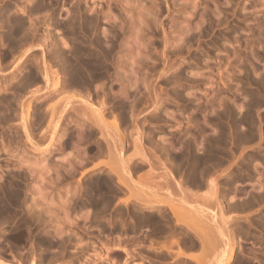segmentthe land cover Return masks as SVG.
Masks as SVG:
<instances>
[{
	"label": "rangeland",
	"instance_id": "rangeland-1",
	"mask_svg": "<svg viewBox=\"0 0 264 264\" xmlns=\"http://www.w3.org/2000/svg\"><path fill=\"white\" fill-rule=\"evenodd\" d=\"M18 1H24V0H2L0 3L2 4V3H5V4H10L11 6H10V8H12V6H13V8H14V6L16 5V3L18 2ZM48 2H49V0H47ZM54 1V2H53ZM77 2H75V0H57V2H56V0H51L50 1V3L52 2V7H51V4L49 5V7L50 8H52V10L53 11H51V9L49 10V12L48 11H46V14H48V15H51L52 14V12H54L51 16H50V19H51V21H52V23H54V27L53 28H51V30H52V32H49L48 33V36H46V31H45V28H46V23L45 22H48L47 20H48V15H46L47 16V19L44 17H42V16H40V14H41V12H39V11H37V13L35 12V14L36 15H38L39 14V16H38V21H37V27H38V29H37V31H36V33L37 32H39V33H35V41L36 40H38V39H40V37H41V39L44 37H50L51 36V39H52V41H49V40H51L50 38L48 39V38H45V47H46V43H47V41H49L48 43H47V49H49V46H50V51L48 52L49 54L50 53H52L51 51H52V48H53V51L54 50H57V51H61V50H63V49H65V51L64 52H68V49L70 50L71 48H73L74 46L76 47V41H80L81 42V44H82V41H88L87 39L90 37V38H92L93 37V34H92V32H93V30H94V27H95V30H94V32L93 33H95L96 31V36H101V38H102V35L103 34H107L108 35V33H106L107 32V28H109L110 26H109V24H110V22H107L108 20L107 19H112L113 20V17L112 16H110L111 14H114L115 16H114V18H115V24L117 25H115L114 23H113V21H111V24L113 23L115 26H116V28L117 27H119V29L120 30H122V31H119V35H120V38H118V41H117V43L118 42H120V43H118V48L120 49L121 47H123V46H126V47H128V48H126V51H127V49H128V51L130 52V53H128L129 55H128V64H129V62H130V60H131V62H133L132 64V66H134L133 68H135L136 66V68L132 71L130 68L132 67L131 66V64L129 65L130 66V68H129V66L126 64L125 65V62L127 63V60L123 63V65L124 66H126V67H123L124 69L125 68H128V69H130V70H128V69H126L127 71H125L126 72V74L128 75L131 71V74H132V76H130V77H134L133 75H135V73H137V75H135V76H140L139 78H141V79H139L140 80V82L138 83V81L136 82V85H134L135 86V90L133 89V87H131V88H129V86L127 87V88H129V92L127 91H123V92H119V91H116V93L114 94V95H116V96H118L117 97V99H119V100H117L116 99V96H113V97H115L114 99H112L113 97H110V96H112L111 95V93L109 92V91H107V90H110L111 92H115L114 90L115 89H113L115 86L116 87H118L117 85H120V88L121 87H124L125 88V86H127L128 85V83H126V81L125 80H121V81H125V84H122V86H121V83H123V82H121L120 80V82L118 81V80H115V73H112V71L113 72H116L115 71V68H113L112 67V71H110V73H109V71H107V72H105V74L103 75L102 74V77H100L98 80H96V79H94L95 81L93 82V80L92 81H90V84H89V88L90 89H88V90H90L91 91V96H93V95H95L97 92H98V94H99V96H100V99H104V103L105 104H107L106 106H105V110L108 108V106H110L109 108L111 109V110H109V108L107 109V110H109V112H107V110L105 111V115L106 116H108V114L109 115H111V111H115V109H116V111L114 112L113 111V113H112V115L111 116H108V117H106L107 119H109L108 121H112L113 120V114L115 113H117L118 112V118L117 119H119V118H125V119H119V123H120V126L121 125H125V126H121V128L122 127H124V128H122V131L123 132H125V134H127L128 136V139L129 138H131L132 136H130L129 135V133H128V131L130 132V134L132 135L133 134V137H134V134H135V132H134V128H135V126H139V123L141 122V126H143V127H141V130H139L140 131V134H141V140H144V141H141V144H142V146L143 145H145V146H143L144 148L146 147V151H148V150H150V151H148V152H146V153H148V155H146V156H148V159H151L150 161L153 163L154 162V166L155 167H151V164H148L150 167H148L147 166V163H146V166H142L141 164H144V163H141L140 162V160H137L136 161V163H138V162H140V164L138 163V164H135L136 165V167H139V168H137V170H136V168H135V166H134V168H132V169H134L136 172L138 171V173L140 174V175H142L143 173H146V171L147 172H149V170L151 171V173H152V175H151V173H150V176L151 177H153V178H151V177H149V176H147L148 177V179H151V181L150 180H148L149 181V183H152L153 181H154V179H157V180H155L153 183H155L154 185H153V183L152 184H149L148 183V186H152L153 185V188L155 187V189L156 190H158L159 189V192L160 193H162L163 192V195H161V194H159L161 197H159L160 199H163L164 198V200H162V201H165V199H166V201L165 202H162V203H156V204H154V205H151V206H147V207H151V208H153V209H144L142 212L145 214V217L144 218H141V215H137V213H140L141 212V210L139 209V205L138 206H136L137 205V203L135 202V204L133 203V201H128V203H127V205H125L124 204V202L122 201V200H120L119 201V199L122 197V196H120V198H119V194L121 195H123V197H125L124 195L126 194H129V193H127V192H123V190H122V192H121V190H119L120 191V193H118L117 194V192H119L118 191V189H115V188H117V186H112L113 184L114 185H117L116 183H115V180L112 182V184H110V183H107V186H106V184H105V178H107L108 179V175L109 174H107V173H109V171H107V170H105V168L106 169H108L106 166L104 167V166H102L101 168H94V170L93 169H89V166L91 165L90 163H93L94 161V159L96 160V161H104V159H105V157L107 156V154L105 153V151H104V149L102 150V152H100L99 153V151L98 150H96L95 151V149H97V147H98V149H99V145L101 144V145H103L102 143V139L101 138H99V131H98V133H97V131L94 133L93 132V134H94V136L91 134V136H93V137H89V135H88V129L90 128V125H89V127H88V125H87V127H86V123H89V122H86V120H85V122H84V120H82V123L84 124L83 125V127H85L84 128V130L83 131H80V132H84V134L82 135V137H81V139L79 138V137H77V135L74 133V132H76V133H78L79 131H77L78 129H77V125L79 124V123H81V120H80V118L82 119V117H80L79 118V120H78V117L76 118L78 121H79V123L77 124V125H75L74 123H71V124H69V123H67V121L68 120H72V118H75V116L73 115V114H71V113H73V112H71V111H69L68 113H67V115H66V120H65V122H64V127L66 128V131H65V133H66V136L68 135L69 137L68 138H65V136L62 138V140H61V145H62V143H63V141L65 140V139H71V141L73 142V143H71V141H70V143L73 145V147H74V143H76V142H79L80 140L82 141V142H84V143H82L81 141V144H80V142L77 144V146L76 147H78L77 149H78V151H76L77 149H76V147H74L75 149H72V147H70L71 149H70V153H72L71 152V150L73 151L74 150V152L73 153H75V151H76V153H78L79 151H80V153H78V155L77 156H79V154H81V151H82V149H83V151L84 152H86L85 154L86 155H89V157L91 158V160H90V158H88L89 159V161L90 162H87L88 160H87V158L84 156V159L85 160H87L86 161V163H85V166H86V168L84 167V163L83 162H85V160L83 159V155L82 156H79L80 158L82 157V160L79 158V157H77V156H74L73 157V159L75 160V158H76V160H79L80 159V161H81V163H83V164H80V162L79 161H75L76 162V164L74 163L73 164V166L74 165H77V166H72L73 168H75L76 167V169H77V171L76 170H74L73 168H71L70 166H69V169H68V164H66L67 162H66V160L69 158H72L70 155V157L67 155V154H65L66 153V151H65V153H61V155L63 156V155H67L68 156V158L65 160V158L67 157H65L64 158V160H63V162H65V165H63L62 166V161L61 160H58V158L61 156L60 155V153H58V150L57 149H54V148H51V150H49L48 151V153L47 154H45V156L44 157H41V160H39V164H47L46 162H48L49 163V161L50 162H53L55 165L57 164V163H60L61 164V166H62V168H61V166H59V168L63 171H59L60 169H57L58 168V165L59 164H57L56 166L54 165V166H51L50 167V170H49V172H48V175H51L50 173H55V171H58V172H60V174H62L63 173V175L62 176H58V174L57 173H55L56 174V180H53L55 177H54V175L52 174L51 176H53V181H54V183H55V181H56V183L54 184V183H52L51 181H50V179L52 178H50L49 179V182H51L52 184H51V188L49 187L50 186V183H49V185H47V183H45L46 185H43L44 184V180H43V182H41V192H43V191H45V194H42L41 196H39V195H36V196H38V197H40L38 200L39 201H42V198H44V196L43 195H46V193H47V195L45 196V198L43 199V202H41L42 204L43 203H46V198L48 197V204L50 205V206H52V207H50V209H52L53 208V206H54V208L52 209V210H54L55 212V217H53V218H57V220L56 219H53V222L55 221L57 224L58 223H60V221L63 219V217H64V215L67 213V211H69L68 212V216H65V217H69V218H65L64 217V221H67V223L66 222H63V220H62V222L61 223H64V224H66L65 226H63V224H61L60 223V225H59V227H60V229L61 230H65V228H66V226H67V228H68V231H66L67 232V234H62V235H64V239L65 240H63V238H57V237H59V235H60V233L62 232L61 230H59V231H61L59 234H58V236H57V234H55V235H53L55 232H53V233H51L52 231H53V229L52 228H50V225H52L51 223L50 224H48V226L47 227H49L48 228V230H49V232H47V234L45 233V231H47V227L46 226H44V225H47L46 223L44 224V222L42 221V223L44 224H41L40 222H35V224L33 223V225H35V229H33L34 228V226L33 225H31L32 226V229H33V231H35V232H33L32 231V229L30 230V232H28V236L26 235V233H27V231L25 230V228H26V225L25 224H23V227H22V229H21V226H22V224L21 223H17L18 225V228L15 226V225H13L14 223H12V222H10V224H8V225H5V227H3L4 229L5 228H9V226H12V227H10L9 229H10V231L9 232H11V233H8V234H6V235H8L7 237H6V235H4L3 237H1V239H2V241H0V247L3 245H1V243L3 242V240H5V239H10V240H8V242H7V240H5L3 243L5 244L6 242L7 243H11L10 245L13 247L14 245L13 244H15V243H17V245H15V246H19V245H21V244H27L28 243V245H29V243L31 242V244H30V246L32 247V242H33V245H35L36 244V246H37V243L38 244H41V245H47V246H50L49 245V243L48 244H46L47 243V241L48 242H50V240H51V238H54V236L57 238H55L56 239V242L58 241V239L60 240V239H62V241L60 240V242L58 241L57 243L59 244V246H61V247H67V248H71V249H73V250H76V251H78L79 253L77 254L76 253V251L75 252H73L74 253V255H75V253H76V255L74 256L73 255V258L76 260V258H78L77 260H78V262L77 261H75L74 259V262H77V263H74L73 262V260H71V264H85V263H91V262H95V261H97L96 263H98V261L101 259V258H104L105 260H100L99 261V263L100 262H102V264H103V262H104V264L106 263V264H118L119 263V261H117V258L115 259V258H113V257H116V255L114 254V249H116V248H119V247H126V252H125V255L127 256H125V258L124 259H126V261L125 262H123V264H125V263H129V262H134V263H136V261L135 260H138L137 261V263L138 262H142L143 264H145V262H143L144 261V259H145V257H144V248H143V246L142 245H144L145 243H148V244H150V243H153V245L155 244V245H157L158 244V241H160L161 240V238L159 237H157V239L156 238H150L151 240L152 239H155L154 241H152V242H149V241H151V240H148L147 241V239H149V238H146V239H144V237H143V239H140L141 237H136V232H138L139 231V228L141 227V224L144 222L145 224L147 223V225L151 222V221H154L155 219L154 218H156V220H155V222L157 221V216H158V220H159V222L158 223H160V221H161V219H162V221H165L166 219H168L169 217L168 216H170V217H173V215L171 216V213L169 212V208L166 206V204L169 202L170 204H174V202L175 203H177V202H182V204H184V206L186 205L187 206V204H186V202H188L189 203V201H186L185 200V198L183 197V194L182 193H184L185 192V190H186V188L185 187H187L188 186V188L187 189H189V191L188 192H190V188H192L193 189V187L195 188V184H196V187L198 188V187H200V189H204V188H206L205 186H207V181H204V184L202 185L201 183L202 182H200V180H199V184L196 182L195 184H191L190 183V181H187V180H185L186 181V183L187 184H185L184 182V184L185 185H183V183L181 184V179H182V181L184 180V179H186L188 176H192V175H190L189 174V168H192V166H193V164H195V166H194V168H195V170H196V168H198V169H200V168H202L203 167V164H205V163H207V160H208V164L207 165H209V164H211V165H209L210 167H208L209 169H207V168H204L203 167V169L207 172V174H206V172L204 173V179H202V181L203 180H208L209 178L208 177H210V175H209V173H208V171L207 170H210L211 169V167L212 168H215V166L216 165H218L217 163L219 162V164H222L223 162H221V159L224 157V159L225 160H223V161H225L226 163H228L229 161H232V159L235 157L234 156V154L235 155H238V154H240V156L238 155L237 156V158L235 157L233 160H234V164H232V162L230 163V164H232V165H228V170H227V168H224L225 169V172H223L222 170H223V168H221L222 166H224L223 164H226V163H223L221 166H220V168H221V170L219 169V168H216L217 170H215V169H211L210 171V173H211V175L213 176V174L215 173H219L218 171H222L223 173H219V175L217 176V174L215 175V176H213V177H216V179L218 178V180H217V182H218V185H219V188H220V184H221V189H219V192H218V197H220L219 199L220 200H216L218 203L220 202V204H222L223 203V207L220 205V204H218L217 205V207L218 206H221L222 207V209H219L218 208V210L217 211H219L220 213L222 212L224 215L223 216H225L224 218H225V220H224V222H226L227 221V219H228V223L226 222V227H228V226H233L234 227V223L233 222H231L232 220V218H234L236 215H240L241 217H242V215H245L247 212V210L249 211L250 209H248V208H251V206L253 207L254 205H256L257 207H258V211H256V209L255 208H257V207H255L254 209L252 208L251 209V211H252V213H251V211L250 212H248L245 216H247V217H242L243 219H247L248 217H249V219L247 220V221H249V222H247V221H243L238 227H237V231L239 232H237L238 234H235V235H238V236H240L241 238L243 237V242H241V247H240V249L242 250V253H240L239 254V256H237L235 259L237 260L238 259V257H239V260L240 261H242L243 259H245L246 258V254H250L251 256H252V252H254V251H256V252H254L255 254H257L258 255V258L259 259H261V260H263L264 261V252H262L263 250H264V239H263V237H264V221H262V220H264V206H261V205H259L258 204V201H260V203L262 204V200H264V193L262 192V191H264V189H262L264 186V184L263 185H259V183L258 182H262L263 181V179H264V130L263 131H261V130H259V131H261V133L259 132V131H257L258 129H264V122H263V120H262V122H261V120H259V119H261L262 118V114H264V105H262V108L260 107L261 106V104H264V103H262L263 101L261 100V99H263L264 100V91H263V85L262 84H264V83H262V82H264V81H261L260 83L257 81L258 80V78L259 77H264V74H263V72L262 71H264L263 69H264V56L262 55L263 53H264V31L261 33V30H263L262 28H263V26H264V0H167V2L164 0H157V2L160 4H158L157 2H156V0H153L154 2H156V3H152V2H150V1H152V0H125L124 2H123V0H115V2L116 3H118V4H116L115 2H114V0H113V2H110L111 0H83V1H81V0H76ZM107 1V2H106ZM121 3H124V4H128V5H125L126 7V9L125 8H123L124 6H123V4H121ZM131 1V2H130ZM169 1V2H168ZM172 1H174V2H172ZM177 1V2H176ZM16 2V3H15ZM93 2V3H92ZM103 3L104 5H102V4H98L99 5V7L97 6V4L95 5V3ZM130 2V3H129ZM133 2V3H132ZM139 2V3H138ZM171 2V3H170ZM11 3H15V4H11ZM54 3V4H53ZM56 3V4H55ZM74 3V5H72ZM79 3V4H78ZM92 3V5H90ZM111 4L112 3V6H110V4L109 5H107V4ZM168 3V4H167ZM171 5H170V4ZM75 4H76V7H75ZM93 4H94V6H93ZM131 4H133V6H131ZM137 4V5H136ZM249 4V5H248ZM251 4V5H250ZM3 5L4 4H2V7H3ZM54 5H55V7H54ZM77 5H79V6H77ZM102 5V6H101ZM120 5H122L123 7V9H125V10H127V7L128 6H130V7H128V9L129 8H133V9H130L129 11H124V10H122V8H121V6ZM152 5V6H151ZM159 5V6H158ZM168 5V6H167ZM1 6V5H0ZM94 8V9H92V7ZM95 6L96 7H98V8H101V9H103L102 10V12H100L101 10L100 9H97L98 11H96V9H95ZM101 6V7H100ZM107 6H109V7H112V8H108ZM137 6L138 7H141V8H138L137 9ZM156 8H155V7ZM186 6V7H185ZM72 7H75V9L73 8L72 9ZM88 7H90L92 10L91 11H89L90 9L88 8ZM103 7V8H102ZM145 7V8H144ZM158 7V8H157ZM161 7V8H160ZM185 7V8H184ZM112 9L111 11H112V13H111V11H110V13L111 14H109V11H108V9ZM148 9V11L150 12L151 11V8H152V11L154 10V13L151 11V16L149 15V13H148V11H147V9ZM238 8V9H237ZM107 10V15H108V17L107 16H105V18H103L104 17V15H106V13H103L105 10ZM121 9V10H120ZM134 9H135V12L137 13V11H140L141 12V9H142V12L140 13V12H138V14L140 13V15L143 13V11L144 10H146V11H144V12H146V13H148V14H146V13H143L144 15H148L147 17L148 18H150V17H154V16H156V17H154V18H150L151 19V21L152 20H154V21H156V23L154 22H152V23H150V19H149V21H147V23L149 24V25H151V26H149L148 24H146V26L147 27H145V25H143V23H141L142 24V26L141 27H143L144 28V30L142 31V29H138V30H136L137 28H136V26H139V25H136V17H137V20L139 21L140 19H141V17L143 16V18H144V15H142V16H135L134 17V15H133V17L131 16L132 15V13L133 14H135V12H133L134 11ZM140 9V10H139ZM156 9H157V11H156ZM181 9V10H180ZM192 9V10H191ZM85 10V11H84ZM86 10H87V12H86ZM95 10V11H94ZM100 10V11H99ZM159 10V11H158ZM185 10V11H184ZM43 11V10H42ZM72 11H74V12H72ZM119 11V12H118ZM130 11H132V12H130ZM178 11V12H177ZM193 11V12H192ZM19 12H21V11H17V15H19V16H22L23 15V13L21 12V13H19ZM45 12V11H44ZM78 12H80L79 13V15H78ZM82 12V13H81ZM94 12V13H93ZM95 12H97L96 14H95ZM121 12V13H120ZM127 12H129V14H127ZM192 12V13H191ZM51 13V14H50ZM87 13H89V14H87ZM93 13V14H92ZM104 15H103V14ZM131 13V14H130ZM207 13V14H206ZM44 14V13H43ZM42 14V15H43ZM81 14V15H80ZM83 14H84V18H83ZM90 14H92L95 18H97V23H96V25L93 27V28H91L92 30H90L91 31V35H90V33L89 34H87L88 32H90V31H88L86 28H83L82 27V25L84 24V22L83 21H85L86 19V17L87 16H89V17H93L92 15L90 16ZM95 14V15H94ZM98 14L100 15V16H102V17H100V16H98ZM162 14V15H161ZM36 15H32L33 16V18H35L36 17ZM79 16V18H77L78 16ZM206 15V16H205ZM244 15H245V17H244ZM24 17H25V19H24V25L25 24H29V19H28V16H26V14L25 15H23ZM23 16L21 17L22 19H23ZM35 16V17H34ZM86 16V17H85ZM145 16V17H146ZM157 16H158V18H157ZM43 18L44 20H45V22H44V20L43 19H40V18ZM72 17V20H74V19H78L77 20V22L75 21L74 23H73V21L70 19ZM88 17V18H89ZM93 17V18H94ZM111 17V18H110ZM138 17H140V19H138ZM183 17H185V18H187V20L185 19V18H183ZM202 17V19H200ZM206 17V18H205ZM27 18V19H26ZM54 18V19H53ZM81 18V19H80ZM82 18H83V20H82ZM131 18V19H130ZM177 18V19H176ZM190 18V19H189ZM208 18V19H207ZM209 18H210V20H209ZM53 19V20H52ZM70 19V20H69ZM130 19V20H129ZM132 19H134L132 22H130ZM147 19V18H146ZM156 19H158V20H156ZM183 19H185L186 20V22H185V20H183ZM189 19V20H188ZM215 19V20H214ZM40 20V21H39ZM43 20V21H42ZM69 20V22H68V25H67V23H65V22H67ZM82 20V21H81ZM107 20V21H106ZM109 20V21H110ZM143 20V19H142ZM144 20H145V18H144ZM205 20V21H204ZM26 21H27V23H26ZM70 21L73 23V25L75 26H73V28H72V23H71V28L73 29V34H71V36L72 35H74V36H72V38L71 37H69L70 36V33H72V32H70L69 30H71L72 31V29L70 28ZM175 21V22H174ZM210 21H211V23H210ZM42 22V23H41ZM56 22H57V24H56ZM58 22H59V24L61 23H63L62 25L60 24V25H58ZM128 22H130V24H128ZM133 22H135L133 25H131V23H133ZM141 21H139V23H140ZM146 22V21H145ZM160 22V23H159ZM185 22V23H184ZM215 22V23H214ZM83 23V24H82ZM109 23V24H108ZM123 23V24H122ZM127 23V24H126ZM138 23V22H137ZM138 23V24H139ZM157 23H158V26H157ZM203 23V24H202ZM260 23H262V24H260ZM40 24V25H39ZM125 24V25H124ZM140 24V25H141ZM154 24H156V25H154ZM200 24V25H199ZM214 24V27L212 26ZM63 25H67V26H64V27H66V28H64L63 27ZM127 25H130L131 27L127 30V29H123V28H127ZM134 25H136V26H134ZM175 25V26H174ZM183 26V31L181 30V29H179V28H181L182 26ZM184 25H187V27H184ZM198 25V26H197ZM206 25V26H205ZM208 25V26H207ZM26 26V25H25ZM43 26H44V28H43ZM77 26V27H76ZM81 26V27H80ZM123 26V27H122ZM149 26V27H148ZM175 28H174V27ZM179 26V27H178ZM204 26V27H203ZM249 26V27H248ZM4 26H2V29H0V37H1V35H5L6 33H7V30L5 29L6 27H4ZM80 27V28H79ZM96 27H98V29L96 30ZM134 29H133V28ZM152 27H154V28H152ZM177 27V28H176ZM213 27V28H212ZM40 28V29H39ZM67 28H70V29H68V30H66ZM83 28V29H82ZM132 28V30L130 31V29ZM136 28V29H135ZM159 28H161L160 30H159ZM187 29L186 31V34H188V33H190L191 34V36H190V38H188V36L190 35V34H188L187 36H186V34H184L185 33V31H184V29ZM77 31H76V30ZM85 29V32L83 31ZM103 29H105L106 30V32H103L104 30ZM118 29V28H117ZM150 29V30H149ZM175 29V30H174ZM207 29V30H206ZM6 32H5V31ZM40 30V31H39ZM75 30V31H74ZM100 30V31H99ZM126 30H127V32H126ZM164 30V31H163ZM253 30V31H252ZM260 30V31H259ZM44 31V32H43ZM66 31H68L67 33H66ZM101 31H102V33H101ZM109 31V30H108ZM124 31H125V33H124ZM136 31V33H139V32H137V31H141L142 33V35H140V37L142 36V38L140 39V37L139 38H137V39H135V37H138V36H136L137 34L136 33H134V32ZM177 31H180V32H177ZM190 31V32H189ZM256 31V32H255ZM257 31H258V33H257ZM70 32V33H69ZM76 32V33H75ZM81 32V33H80ZM133 32V33H132ZM143 32H145V33H143ZM182 32H183V34H184V36H183V38H181L182 37ZM3 33V34H2ZM42 33V34H41ZM45 34V36H44V34ZM52 33V34H51ZM69 33V34H68ZM82 33H83V35H82ZM99 33V34H98ZM125 34V35H122V34ZM129 33H130V35H133V36H129ZM179 33L181 34V35H179ZM49 34H51V35H49ZM86 34V35H85ZM102 34V35H101ZM128 34V35H127ZM135 34V35H134ZM140 34V33H139ZM165 34V35H164ZM255 34V35H254ZM68 35V36H67ZM77 35V36H76ZM88 35H90V36H88ZM107 35H105V37H108ZM166 35H168V37H169V39H165V36ZM171 35H172V37H171ZM176 35V36H175ZM178 35V36H177ZM192 35H194V36H192ZM228 35V36H227ZM250 35V36H249ZM80 36H82V37H84V40L80 37ZM121 36H122V38H121ZM123 36L126 38H123ZM179 36H181V37H179ZM252 36H253V38H252ZM39 37V38H38ZM130 37V38H129ZM164 39H163V38ZM167 37V36H166ZM175 37V38H174ZM186 37L190 40H188V39H186ZM192 37V38H191ZM257 37L259 38V39H257ZM37 38V39H36ZM43 38V39H44ZM74 38V39H73ZM81 38V39H80ZM89 38V39H90ZM104 38V37H103ZM176 38H178L177 40H178V42H177V44L175 43L177 40H176ZM179 38H180V40H179ZM247 38H250V39H248V40H254L253 42H255L256 44H254V43H252V45L250 46V43H249V41H247L248 43H246V40H247ZM257 40H256V39ZM41 39H40V41H41ZM42 39V40H43ZM47 39V40H46ZM106 40L108 39V38H105ZM121 39V40H120ZM132 39V41H130ZM134 39V40H133ZM139 39V40H138ZM174 39H175V41H174ZM183 39V40H182ZM184 39H185V41H187L188 40V43L187 42H185L184 41ZM238 39H239V41H238ZM2 40H3V42L5 41V39L4 38H2ZM72 41V43H71V41ZM165 40H167V41H165ZM243 40V41H242ZM256 40V41H255ZM53 41H55L54 43L55 44H58V45H55L54 46V43H52ZM78 41V42H79ZM125 41V42H124ZM126 41L128 42V43H126ZM130 41V42H129ZM133 41H134V43H133ZM163 41H165V42H163ZM171 41V42H170ZM0 42H1V45H0V47H2V48H0V50L2 51V55L1 56H3L2 57V59H1V56H0V62H1V64L3 63L4 65H3V67L5 66V63H6V67L7 68H5V70L4 71H9L10 69H11V65H12V61H14L13 60V58H16L15 56H13V55H17V50H19V49H24V48H26V46L28 45V44H26V43H24L20 48H18V49H16V50H14V49H12L11 48V46L9 45V43L7 42V41H5V43H3L1 40H0ZM59 42V43H58ZM65 42H66V44H65ZM77 42V43H78ZM80 42L78 43V46L80 45ZM122 42H123V44H122ZM132 42V43H131ZM140 42V43H139ZM167 42V43H166ZM197 42V43H196ZM19 43V42H18ZM27 43H29V41L27 42ZM126 45H125V44ZM131 43V45L130 46H128V44H130ZM165 43V44H164ZM175 43V44H174ZM246 43V44H245ZM5 44H6V46H5ZM52 44V45H51ZM62 44H64L62 47L63 48H61V45ZM138 44V45H137ZM141 44V45H140ZM168 44V45H167ZM173 44V45H172ZM193 44H194V46H193ZM4 45V46H3ZM119 45H121L120 47H119ZM123 45V46H122ZM133 45H134V47L135 46H141V47H136L135 49H138L137 51L136 50H134L133 51ZM188 45H189V47H188ZM8 46H9V48H11V49H9L8 50ZM57 46V47H56ZM71 46V47H70ZM132 46V47H131ZM165 46V47H164ZM171 46V47H170ZM246 46V47H245ZM68 47H70V48H68ZM131 47V48H130ZM145 47V48H144ZM175 47V48H174ZM191 47V48H190ZM218 47V48H217ZM4 48V49H3ZM7 48V49H6ZM56 48V49H55ZM118 48H116V52L118 53V54H115V64H117L116 65V68H117V70L118 69H120V67H117V66H119L120 64H122L121 62H120V60H118L119 62H120V64H118L117 62H116V58H120V54H119V49ZM130 48V49H129ZM166 48V49H165ZM183 48V49H182ZM188 48H190L189 50H188ZM46 49V48H45ZM46 49V53H47V50ZM117 49H118V51H117ZM123 49H125V47L123 48ZM123 49L121 48V59H122V52L124 53V52H126V51H123ZM144 49V50H143ZM170 49V50H169ZM172 49V50H171ZM206 49V50H205ZM247 49V50H246ZM13 51V54L11 55L10 54V52L12 53V51ZM39 50V48H37V49H35V53L36 54H40V51H38ZM67 50V51H66ZM162 50V51H161ZM180 52V55H182L183 57H179V54H178V52ZM236 50V51H235ZM250 50V51H249ZM56 51V52H57ZM140 51H141V53H142V56H145V57H143L142 58V56H141V58H140ZM161 51V52H160ZM167 51V52H166ZM175 52V54H176V58H174V55L175 54H172V53H174ZM208 51V52H207ZM241 51V52H240ZM244 51V52H243ZM252 51H254V52H252ZM16 54H15V53ZM55 52V51H54ZM55 52V53H56ZM163 52V53H162ZM177 52V53H176ZM185 54H184V53ZM189 52V53H188ZM251 54H250V53ZM256 52H259V53H257L256 54ZM260 52H262L261 54H260ZM5 54V56H4V54ZM47 53V54H48ZM58 53V52H57ZM69 53V52H68ZM67 53V54H68ZM127 53V52H126ZM136 53H137V55H136ZM156 53V54H155ZM207 53V54H206ZM7 54V55H6ZM8 54H10L9 56H8ZM48 54V55H49ZM125 54V53H124ZM131 54V55H130ZM134 54H135V56H134ZM159 54V55H158ZM163 54V55H162ZM170 54H172V55H170ZM177 54H178V57L179 58H177ZM237 54L239 55V56H237ZM242 56H241V55ZM47 55V56H48ZM126 55V54H125ZM246 55H249V56H246ZM12 56V57H11ZM50 56V55H49ZM47 57V60H48V62L50 61V62H54V60L53 59H51L50 57ZM130 56V57H129ZM132 56H134V57H132ZM139 56V57H138ZM163 56V57H162ZM227 56V57H226ZM237 56V57H236ZM11 57V58H10ZM131 57H132V59H131ZM135 57L137 58L138 57V60H142V61H140L139 62V64L138 63H136V60H134L135 59ZM160 57V58H159ZM166 57V58H165ZM168 57H170V58H168ZM188 57V58H187ZM196 57V58H195ZM229 57V58H228ZM232 57V58H231ZM234 57H236V61H234L235 60V58ZM6 58H10V59H12V61L11 60H8L9 61V63H10V61H11V65L9 64L8 65V62H7V60H5ZM127 58V56H125V58H123V60H125ZM130 58V59H129ZM161 58H163V59H161ZM173 59L174 58V60H168V59ZM221 58V59H220ZM227 58L229 59V60H227ZM231 58V59H230ZM233 58H234V60H233ZM263 58V59H262ZM238 59H240V61L242 60V62H240ZM133 60V61H132ZM138 60H137V62H138ZM163 60V61H162ZM182 60V61H181ZM227 60V61H229L230 62V60L231 61H233L234 63L233 64H230V63H232V62H230V63H228L227 61L225 62V61ZM247 60V61H246ZM29 61V63H30V61L32 62V60L31 59H29L28 60ZM167 61H168V63H167ZM175 61H177V62H175ZM194 61V62H193ZM238 61L240 62V63H238ZM162 62H164V63H162ZM171 62V63H170ZM175 63V64H173V63ZM183 62V63H182ZM225 62V63H224ZM25 63H27L28 64V62H25ZM160 63V64H159ZM170 63V64H169ZM180 63V64H179ZM189 63H190V65H189ZM222 63H223V65H222ZM226 63H227V65L229 64V65H232V66H229L228 65V68L229 67H231V68H229V69H232V70H230L229 72H228V74H227V70H228V68H223V67H225L224 65H226ZM237 63V64H236ZM138 64V65H137ZM161 64L163 65L164 64V66L162 67L161 66ZM166 64V65H165ZM238 64H239V66H238ZM9 67H8V66ZM122 65V66H123ZM136 65V66H135ZM158 65H160V67H158ZM171 65V66H170ZM173 65V66H172ZM195 65V66H194ZM211 67H210V66ZM241 65V66H240ZM51 66L54 68V69H58L59 68V70H60V65H58V66H56L55 64H53V63H51ZM139 66V67H138ZM141 66V67H140ZM168 68H167V67ZM234 66V67H233ZM58 67V68H57ZM150 67V68H149ZM162 67V68H161ZM223 69H222V68ZM227 67V66H226ZM236 67V68H235ZM243 67V68H242ZM244 67H245V69H244ZM249 68V70L247 71V68ZM3 68V69H4ZM9 68V69H8ZM27 68V67H26ZM123 68H122V70H123ZM139 68V69H138ZM157 68V69H156ZM219 68V69H218ZM159 69V70H158ZM162 69V70H161ZM218 69V70H217ZM221 69V70H220ZM236 70V71H233V70ZM146 70V71H145ZM241 70V71H240ZM245 71L246 72V74L248 75H246V74H244L243 75V73H242V71ZM13 71L14 70H11L10 71V73L8 72V74H6V76L4 75L5 73H1V75H0V78H2V77H5V78H2L1 79V82H3V81H5L6 82V86H7V88L8 89H5V90H2V91H0V111L2 112V116H1V112H0V123H1V125H0V139H2L0 142H2L3 141V143H5V147L7 148V149H9L10 151H9V153H19V154H17V155H19V156H17V159L20 157V155H21V152L22 151H27L28 150V144H26V146H27V148L25 149V147L26 146H24V140L22 139L23 137H19V136H17L16 134H17V132L19 131H21V129H20V127H18L19 125H18V123H16V122H19V121H16L17 120V118L19 117V114L18 113H20V111L18 112V110L20 109V108H16V107H18L17 106V99H16V97H17V93H19L18 94V96L20 95V93H22V91L27 87V83L25 84L24 83V81H23V79L26 81V79H27V74H25V73H22V74H19V75H17V76H12L13 75ZM26 73H27V71L26 70H24ZM130 71V72H129ZM136 71V72H135ZM150 71H152V72H150ZM198 71V72H197ZM216 71V72H215ZM233 71V72H232ZM243 71V72H244ZM252 73L253 71H256L257 73V75H255V72H254V74L252 73V75H250L251 73ZM260 71L262 72V75H261V73H260ZM128 72V73H127ZM134 72V73H133ZM156 72V73H155ZM193 72H194V74H193ZM196 72V73H195ZM222 73V75H221V73ZM236 72V73H235ZM240 72V73H239ZM106 73H107V75H106ZM200 73H201V75H203V76H201L200 75ZM203 73V74H202ZM217 73H219L221 76H219L222 80H220V78L218 77V76H215ZM231 73H233V77L231 76V75H229V74H231ZM250 73V74H249ZM12 74V75H11ZM108 74H109V76L111 75V77H109L108 76ZM112 74H113V76H112ZM131 74H129V75H131ZM148 74V75H147ZM191 74H193L194 76H192ZM196 74H197V76H196ZM219 74H217V75H219ZM225 74H227V75H225ZM237 74V75H236ZM243 75L244 77H240V75ZM20 75H26V77L25 78H23V77H20L19 78V76ZM128 75V76H129ZM198 75H200V76H198ZM205 75V76H204ZM223 75H225L224 76V78H223ZM254 75V76H253ZM103 76H105V77H103ZM106 76H108V77H106ZM142 76H144V78H148L146 81V83H145V79L142 77ZM146 76V77H145ZM175 76V77H174ZM190 77V79H189V77ZM206 76H207V78H208V76H211V77H209L208 79L206 78ZM226 76H227V78H226ZM251 76H253V77H255V78H252L253 79V81H251V79H250V77ZM256 76H257V79H256ZM114 77V78H113ZM153 77V78H152ZM155 77H156V79H155ZM173 77H174V80H173ZM177 77V78H176ZM192 77V78H191ZM202 77H204V78H202ZM230 77V78H229ZM259 78L260 80H263L264 78ZM16 78H17V80H16ZM18 78H19V80H18ZM23 78V79H22ZM102 78V79H101ZM107 78H111L110 80H112V81H108L109 79H107ZM172 78V79H171ZM182 78V79H181ZM186 78V79H185ZM241 78H243L244 80L246 79V78H248L249 80H247V81H249V82H246V80L244 81L243 79H241ZM22 79V80H21ZM104 79V80H103ZM105 79H107L106 81H105ZM150 79V80H149ZM180 79V80H179ZM217 79V80H216ZM255 79H256V81H255ZM10 80V81H9ZM17 82H16V81ZM21 80V84H19V81ZM100 80H102V81H104V82H102L101 83V81ZM133 80V79H132ZM195 80V81H194ZM201 80V81H200ZM219 81V83L218 84H216L217 82H215V81ZM230 80V81H229ZM23 81V82H22ZM96 81H98V84L99 83H101V84H99V87L101 86V89L99 90L97 87H95V86H97L98 84L97 83H95ZM115 81H118L120 84H117L116 85V83H118V82H115ZM141 81H142V83H141ZM226 81V82H225ZM250 81H251V85L250 86H248V84L250 83ZM258 82L259 83V85H258V83H256V85L257 86H259L258 88L256 87V85H254L253 84V82ZM15 82L18 84V85H20V86H17L16 84H15ZM110 82H115V83H110ZM198 82V83H197ZM222 82H224V83H222V84H226L227 82V84H228V86H230L229 87V89H228V86H227V84L226 85H222L221 83ZM244 82H246V84L244 83ZM8 83V84H7ZM12 83H13V85H16L17 87H18V91L15 89V87L13 88V86H12ZM106 83V84H105ZM151 83V84H150ZM153 83V84H152ZM158 83V84H157ZM205 83V84H204ZM248 83V84H247ZM262 83V84H261ZM30 84V83H29ZM28 84V88H26L25 90H29V87H30V85ZM32 84V86L30 87V88H32L33 89V84H35V83H31ZM92 84H93V86H92ZM104 84V85H103ZM140 84H141V86L142 87H140ZM146 84V87L144 86ZM161 86H160V85ZM198 84V85H197ZM213 84V85H212ZM220 84V85H219ZM261 84V85H260ZM24 86V85H26V87H23L24 89H22L21 87L22 86ZM151 85V88H149V86ZM155 85H156V87H155ZM157 85H158V87H157ZM232 85V86H231ZM247 85V86H246ZM138 86V87H137ZM152 86L154 87V88H152ZM175 86V87H174ZM217 86V87H216ZM222 86V87H221ZM253 86H255V88L253 87ZM261 86H263L262 88H261ZM16 87V88H17ZM35 88H36V86H34ZM92 87H93V89H94V87L95 88H97V92L95 93L94 91H95V89L94 90H91L92 89ZM115 87V88H116ZM136 87H137V89H136ZM159 87H160V89H159ZM173 87V88H172ZM227 89H226V88ZM34 88V89H35ZM110 88V89H109ZM119 88V89H120ZM124 88H122V90L124 89ZM127 88H125V90H128ZM140 88H146L145 90L143 89H140ZM219 88V89H218ZM220 88L221 89H223V90H220ZM260 88V89H259ZM19 89H20V91H19ZM104 89L106 90V93H104V95H102L103 94V92H105L104 91ZM130 89H132V91L130 90ZM151 91H150V90ZM156 89V91H153V90H155ZM177 89H178V91H177ZM204 89V90H203ZM217 89L219 90V91H217ZM226 89V90H225ZM237 89V90H236ZM250 90V92H248L249 90ZM256 89H258V91H261V92H258ZM7 90V91H6ZM12 90H14V91H12ZM22 90V91H21ZM24 90V91H25ZM31 90V89H30ZM116 90H118L117 88H116ZM140 92H139V91ZM165 90V91H164ZM172 90V91H171ZM213 90V91H212ZM228 90V91H227ZM251 90H253V91H255V92H253L252 91V97L250 96L251 95ZM16 91V94L14 93ZM82 91L83 92H85V90L84 89H82ZM101 91H103L102 93H101ZM120 91H121V89H120ZM162 91V92H161ZM174 91V92H173ZM228 93H227V92ZM13 92V93H12ZM100 92V93H99ZM120 94H119V93ZM126 92V93H125ZM149 92V93H148ZM151 92H152V95H151ZM191 92V93H190ZM213 92L215 93V94H213ZM236 94H235V93ZM256 92H257V94H256ZM69 93V91L68 92H66V94L65 95H67ZM109 93H110V95H109ZM146 93V94H145ZM149 95H148V94ZM154 93H158V94H154ZM166 93V94H165ZM176 93H178V94H176ZM188 93V94H187ZM190 93V94H189ZM208 93H209V95H208ZM225 93V94H224ZM234 93V94H233ZM248 93V94H247ZM260 93V95L262 94V98L260 97V95H259V97H256V96H258V94ZM14 94V95H13ZM64 94V93H63ZM101 94V95H100ZM121 94H123V97H122V99H121V97H120V95ZM221 94V95H220ZM222 94H224V95H222ZM250 94V95H249ZM65 95H61V96H65ZM154 95V96H153ZM157 95H159V96H162V97H159V96H157ZM172 95V96H171ZM175 95V96H174ZM179 95V96H178ZM185 95V96H184ZM213 95H215L216 97H217V99H216V97L215 96H213ZM219 95H220V100H219ZM248 95V96H247ZM254 95H256V96H254ZM102 96H105V97H103V98H101ZM122 96V95H121ZM144 96H145V98H144ZM147 96V97H146ZM148 96H150V98L148 97ZM155 96H157L156 98H155ZM223 96V97H222ZM247 96V97H246ZM250 96V98L251 99H254L255 101H254V103H256L257 105L256 106H258L259 105V103H260V101H259V103H258V101H257V98H258V100H261L262 102L260 103V106H258V107H255V105H253L255 108H256V112L254 111V107L253 106H251L252 105V103L250 104V101H252V100H250V98H248ZM60 97V96H59ZM94 97V96H93ZM130 97V98H129ZM133 97V98H132ZM158 97H159V99L161 100H159L158 99ZM178 97V98H177ZM198 97V98H197ZM201 97V98H200ZM205 97V98H204ZM229 97V98H228ZM256 97V98H255ZM18 98V97H17ZM141 98V99H140ZM148 98V99H147ZM152 98V99H151ZM153 98H155V99H153ZM163 98V99H162ZM186 98V99H185ZM249 100L248 102H249V107L251 106V108H253V109H248V104H246V102H247V100ZM19 99H20V97H19ZM75 99H77V98H75ZM74 99V100H75ZM106 99H110L109 101L107 100V101H105ZM125 101H124V100ZM129 99V100H128ZM132 99H137V100H134V101H136V102H134V104H136V106L133 104V105H131V103H133L132 102ZM143 99V100H142ZM146 101H145V100ZM174 99V100H173ZM222 99V100H221ZM225 100V103H227L226 105H225V103H224V100ZM227 99V100H226ZM229 99V100H228ZM9 100V101H8ZM78 100V99H77ZM126 100H127V103H128V106H127V108L125 107L126 106ZM142 100V101H141ZM148 100H149V102H151V103H149L148 102ZM153 101V103H152V101ZM163 100V101H162ZM210 100V101H209ZM246 102H245V101ZM15 101V102H14ZM19 101V100H18ZM112 101V102H111ZM116 101H119V103L117 104V102ZM211 101H212V106L214 107V108H216V109H214L211 105H210V107H209V105L208 104H206L205 102H210L211 103ZM220 101V102H219ZM222 101H223V103H222ZM6 102V103H5ZM114 102H116L115 103V106H116V104H117V106L115 107V109L111 106L112 105V103H113V105H114ZM124 104H123V103ZM145 102V103H144ZM155 102V103H154ZM9 103V104H8ZM108 103H110V104H108ZM144 105H143V104ZM147 103V104H146ZM156 103L158 104L159 103V106H157L156 108H155V105H156ZM183 103H184V105H183ZM187 105H186V104ZM190 103V104H189ZM203 103V104H202ZM209 103V104H210ZM213 103H214V105H213ZM218 103H221L220 104V107L218 106L219 104ZM242 103H243V105H242ZM253 103V104H254ZM5 104V105H4ZM16 104V105H15ZM141 104L144 106H141ZM153 104V105H152ZM202 104V105H201ZM218 104V105H217ZM222 104H224L223 106H222ZM243 106H241V105ZM7 105V106H6ZM13 105H15L14 107H12ZM45 105V104H44ZM44 105H41L43 108H44ZM123 105V108L125 109H122V106ZM129 105L130 106H133V108L135 109V111H136V114H134V109H133V112L131 113V109H132V107L130 108L129 107ZM197 105V106H196ZM202 106L201 107V110H200V107L198 108L199 110H200V112H198V109H197V107L198 106ZM239 105H240V107H239ZM247 106V109H246V106ZM139 106H141L142 107V109H141V107L139 108ZM148 106V107H147ZM154 106V107H153ZM194 106H196V107H194ZM203 106H204V108H203ZM206 106V107H205ZM216 106V107H215ZM227 106H228V108L234 113H230V111L228 112V113H230V115L228 114V113H226V111L227 110H229L228 108H227ZM230 106V107H229ZM238 106V107H237ZM245 106V107H244ZM41 107V109H39V110H43V108ZM107 107V108H106ZM135 107H137V108H135ZM147 109H146V108ZM159 107V108H158ZM222 107H226L225 109H226V111H225V109L224 108H222ZM238 109H237V108ZM6 108V109H5ZM9 108V109H8ZM40 108V107H39ZM120 110H119V109ZM129 108H130V110H129ZM156 110H155V109ZM188 108V109H187ZM192 108L193 109H195L196 108V110H192ZM208 108V109H207ZM240 108V109H239ZM14 109H16V111H17V113H16V111L14 110ZM121 109H122V111H121ZM139 109V110H138ZM145 109V110H144ZM204 109H205V111H204ZM222 109L224 110L223 111V113L221 112L222 111ZM4 110H6V112L4 111ZM129 112H127V111ZM142 110V111H141ZM159 110V111H158ZM208 110V111H207ZM221 110V111H220ZM241 110H242V112H241ZM251 111V112H248V111ZM258 110V111H257ZM4 111V112H3ZM126 111V112H125ZM140 111V112H139ZM153 111V112H152ZM165 111V112H164ZM167 111V112H166ZM209 111H210V113H209ZM221 112L218 116L220 117V115L221 114H224V116H225V114H228L229 116H231L232 115V117H229L228 115H226L224 118L221 116L219 119H217L216 117H217V113H219V112ZM240 111V115L238 114V112ZM14 114H13V113ZM107 112V113H106ZM122 112V113H121ZM139 112V113H138ZM192 112L194 113V115L192 114ZM217 112V113H216ZM247 112L249 113V115H247ZM253 112H255V113H253ZM5 113V114H4ZM144 113V114H143ZM195 113H196V115H195ZM206 113V114H205ZM208 113H209V117H207L208 116ZM236 113V114H235ZM250 113H253L252 115H250ZM260 115V113H261V115H260V117L261 118H259V115ZM10 114V115H9ZM72 115V118H71V115ZM75 114V113H74ZM114 114V115H115ZM120 114L121 115H124L123 117L122 116H120ZM130 114H131V118H130ZM132 114L134 115V116H132ZM138 114V115H137ZM190 114H192V115H190ZM198 114V115H197ZM205 114V115H204ZM216 114V115H215ZM15 115V118H13V116ZM68 115H70V116H68ZM137 115V116H136ZM170 115V116H169ZM235 115H236V117H235ZM258 115V118L259 119H257V116ZM116 116V115H115ZM120 116V117H119ZM127 116V117H126ZM135 116L137 117V118H135ZM163 116H164V118H163ZM190 116V118H188ZM192 116V117H191ZM194 116V117H193ZM201 116H203V117H201ZM210 116H213V117H211L210 118ZM240 116V117H239ZM244 116V117H243ZM251 116H252V118H251ZM255 116V117H254ZM8 119H7V118ZM11 119H10V118ZM68 117H70L69 119H68ZM155 117V118H154ZM198 117V118H197ZM237 117H239L237 120H241L242 119V117H243V119H245V121L242 119V121L243 122H239V121H237V122H239V123H237L236 122V120H234V122H236L237 123V126L238 127H241V124L242 123H246L247 125L249 124V126H250V124H252V121H253V126H258V124H259V126H260V128H258L257 129V127H255L256 129H254V127H252V125L250 126V127H252L251 129L249 128H247L248 126L247 125H245V124H243L242 125V127L243 128H236L237 126H235L234 127V125H236V123L232 126V123L229 125V119L231 120V122H233V119L235 118H237ZM247 117H249V119H247ZM264 117V116H263ZM2 118L4 119V118H6V120H7V122H6V120L3 122V120H2ZM112 118V119H111ZM130 118V119H129ZM134 118H135V120H134ZM221 118H223V120L228 124H226V126L229 128H227L226 126H225V124H223L224 123V121L223 120H220ZM229 118V119H228ZM232 118V119H231ZM250 118H251V120H250ZM126 119H129V120H127L128 122H130V120H131V122H134V124L132 123V125L134 126V128H133V126L130 124V123H128L129 124V126L128 127H131V129H133V130H128V127H127V123L126 122H124V121H126ZM146 119V120H145ZM155 119V120H154ZM177 119V120H176ZM191 119V120H190ZM201 119V121H199ZM216 119V120H215ZM258 121H257V120ZM8 120H10L9 122H8ZM13 120H14V122L16 123H13ZM121 120V121H120ZM150 122H149V121ZM178 120H180V121H178ZM194 120V121H193ZM196 120H198L197 122H198V124L199 123H201V124H196L197 122H195ZM217 120H218V122H217ZM227 120V121H226ZM250 120V121H249ZM254 120H256V122L254 121ZM12 121V122H11ZM77 121V122H78ZM144 121V122H143ZM155 121H157V122H155ZM177 121V122H176ZM223 122V123H221V122ZM179 122H181V123H179ZM189 122V123H188ZM191 122V123H190ZM217 122V123H216ZM261 122V123H260ZM6 123H8L7 125H6ZM145 123V124H144ZM157 123V124H156ZM256 125H255V124ZM258 123V124H257ZM3 124H5V125H3ZM73 124V125H72ZM136 124H138V125H136ZM148 124V125H147ZM181 124V125H180ZM186 124H188V126L186 125ZM193 124V125H192ZM204 125V127L203 126H201L200 127V125ZM216 124H217V126L219 125H224V126H220V128H225L224 130H226V129H228V130H231V136L233 135V137H234V139H236L235 140V142H236V144H235V142H233V144H232V141H234V140H231V144L232 145H230L229 144V141H230V139H231V136H230V133L229 132H227L228 130H226V131H224L223 129L222 130H220L219 131V129H218V127L216 126ZM263 124V125H262ZM33 125H35V124H33ZM147 125V126H146ZM190 125H192V127L190 126ZM10 126V127H9ZM198 127V128H196V127ZM246 126V127H245ZM3 129H2V128ZM162 127V128H161ZM202 127H203V129H202ZM215 129H214V128ZM262 127V128H261ZM20 129V130H18V129ZM143 128H144V130H143ZM151 128V129H150ZM187 128V129H186ZM191 128H193V129H191ZM195 128H196V130H195ZM205 128V129H204ZM247 128V129H246ZM13 129V130H12ZM16 129V130H15ZM85 129H87V130H85ZM138 129H140V128H138ZM183 129V130H182ZM199 129H202V131H203V133L205 132V134L206 133H211L212 134V132H213V135L214 136H216L214 133H217V135H218V137L220 136L219 134H222L223 135V133L224 132H226L227 134H225L226 135V137L228 136V133H229V136H230V138L228 137V140H227V138L226 137H224V136H222V138H221V136L219 137V138H221L224 142H225V140L224 139H226V141H228V144L226 143V146H225V143H223V141L221 140V139H219L218 140V138H217V136H216V138H217V141H218V143H222V144H219V146L217 145L218 143H216V141H214V140H216V139H214L215 137H213V136H211V134H210V136H211V140H212V142H211V140H210V136L208 135V134H206V135H208V136H206V137H208L209 138V140L207 139L206 140V137H205V135H202V132H201V130H199V132H198V130ZM240 130V131H238V130ZM242 129H244V131H247V130H251V131H253V133H251V136H249L250 135V132L249 131H247L246 133H248V134H246L245 132H243L242 131ZM246 129V130H245ZM254 129V130H253ZM15 130V132H13ZM18 130V131H17ZM34 130V132H35V130L37 131L38 130V132H35V134L37 135V136H39L41 133H39V129H36V128H34L33 129ZM71 130V131H70ZM95 130H98V129H95ZM143 130V131H142ZM193 130V131H192ZM219 131V132H221V133H219V132H217V131ZM17 131V132H16ZM74 131V132H73ZM94 131V130H93ZM133 131V132H132ZM169 131H170V134H169ZM241 131L243 132V134H246L245 136H243V135H241L242 133H241ZM254 131H255V134H254ZM14 134H13V133ZM182 132V133H181ZM223 132V133H222ZM16 133V134H15ZM86 133H87V135H86ZM97 133V134H96ZM144 133V134H143ZM173 133V134H172ZM177 133V134H176ZM198 133H201V134H198ZM43 134V135H42ZM40 136H39V139L37 138V136H36V138L39 140V144L40 145H42V144H45L46 142L44 141V140H46L47 141V134L48 133H46L45 135H44V133H42ZM70 134V135H69ZM96 134V135H95ZM145 135L146 137H147V135H148V137H147V139H144L145 138V136H143V135ZM191 134V135H190ZM194 134V135H193ZM199 136H198V135ZM255 135L254 137H253V135ZM257 134V135H256ZM259 134H261V135H259ZM11 135H13V137H15V139H13V137L11 138ZM85 135H86V138H85ZM152 135V136H151ZM174 135V136H173ZM175 135H176V137H177V135H178V137L177 138H179V140L175 137ZM190 135V136H189ZM197 135V136H196ZM261 136L260 137V139H259V136ZM171 136V137H170ZM193 138H192V137ZM196 136V137H195ZM258 136V137H257ZM3 137H4V139H3ZM7 137V138H6ZM8 137H9V140H8ZM144 137V138H143ZM151 137H154V138H151ZM167 137V140L165 139ZM185 137H186V143H185ZM188 137V138H187ZM194 137H195V140H194ZM197 137H199V138H197ZM204 139V137H205V139L204 140H206V141H204L205 143H207L205 146L206 147H204V145L203 144H201L202 142L201 141H203L202 139ZM224 137V138H223ZM232 137V138H233ZM236 137V138H235ZM251 138V139H249V138ZM256 137V138H255ZM18 138V139H17ZM35 138V137H34ZM36 138H35V140H36ZM41 138H44V140L43 139H41ZM73 138H74V140H76V142H74V140H73ZM161 138L163 139V140H161ZM170 138H176V141H175V139H174V141H175V144H178V146H179V144H180V151H179V148H178V146L177 145H175L174 144V142H173V140H172V142H171V139ZM184 138V139H183ZM197 138V139H196ZM214 140H213V139ZM7 139V140H6ZM11 139V140H10ZM86 139L88 140L87 142H85L86 141ZM149 139H151V140H149ZM170 139V142H171V144L173 145V146H170L169 145V140ZM191 139V140H190ZM13 140H17V141H14V144L12 143V141ZM78 140V141H77ZM91 140H93V142L91 141ZM130 140V141H129ZM128 140V143L129 142H131V139H129ZM149 140V141H148ZM189 140L192 142V140L194 141V144H193V142H192V144H191V142H189ZM196 140H198V142L196 141ZM201 140V141H200ZM240 140V141H239ZM261 140H262V142H261ZM5 141V142H4ZM8 141H11V142H8ZM23 141V142H22ZM92 143H90V142ZM101 141V142H100ZM153 141V142H152ZM155 141H157V142H155ZM159 141V142H158ZM161 141V142H160ZM167 141V143H165ZM188 141V142H187ZM200 141V142H199ZM208 141H210L209 143H208ZM220 141H222V142H220ZM237 141H238V143H237ZM41 142H42V144H41ZM44 142V143H43ZM94 142H96V143H94ZM149 142V143H148ZM151 142V143H150ZM203 142V143H204ZM214 142V143H213ZM239 142H241L242 144H244L243 146V148H242V150H241V148H240V145L242 146V144L241 143H239ZM7 143H9V145H10V143H12V145H10V146H8V144ZM90 143V144H89ZM93 143L96 145V147H94V145H93ZM144 143H147V144H144ZM161 143V144H160ZM187 143H188V147H187ZM190 143V144H189ZM195 143L199 146V147H202V148H204V149H200L197 145H195ZM212 143V144H211ZM216 143V144H215ZM16 144H18V146L16 145ZM21 144V145H20ZM23 144V145H22ZM80 144V145H79ZM85 145V148H82V147H84V145ZM235 144V145H234ZM82 148L81 150H79V146ZM82 145V146H81ZM91 145H93V147H94V150H92L93 149V147L91 146ZM150 145H151V147H150ZM153 145V146H152ZM156 145V146H155ZM165 145H167L166 147H165ZM175 145V146H174ZM189 145H190V147H189ZM191 145H193V147L191 146ZM203 145V146H202ZM213 145H214V147H213ZM220 145H222V146H220ZM238 145H239V147H238ZM252 145V146H251ZM256 145V146H255ZM258 145V146H257ZM17 146V147H16ZM90 146V148H88ZM209 146V148L210 149H212V148H214V149H212L213 151H211L209 148H207ZM218 146V147H217ZM223 146H225L224 148H226V149H224V148H222L221 149V147H223ZM228 146H229V148L230 147H232V146H234V148H231L232 150H233V152H235V153H232V151H231V149H229L228 148ZM236 146V147H235ZM248 146V147H247ZM250 146V147H249ZM13 147V148H12ZM133 146L132 145H128V149L126 148V151H125V155H126V153H127V155L128 154H131L132 153V151L130 150L131 148H132ZM163 147H165L164 149H163ZM168 147V149L169 150H167L166 148ZM199 148L201 151L202 150H204L203 152H205V153H203V152H198L199 150H196L195 148ZM220 147V148H219ZM11 148V149H10ZM92 148V149H91ZM143 148V149H144ZM172 148V149H171ZM176 148H177V152H176ZM192 148H194V149H192ZM218 149V151H217V149ZM227 148L230 150H228V151H226L227 150ZM239 148V149H238ZM247 148V149H246ZM258 148V149H257ZM67 149H69V148H66V150ZM88 149V150H87ZM160 149V150H159ZM166 149V151H164ZM187 149H190L188 152H189V154H188V152H187ZM209 150V152H210V155H212V154H214V158L215 157H217V155L219 156V158L217 157V158H215V159H217V163H216V160L212 157V156H210L209 154H208V150ZM238 149V150H237ZM245 149V150H244ZM249 149V150H248ZM256 149V150H255ZM86 150V151H85ZM130 150V152H127V151H129ZM152 150H153V152H152ZM193 150H195L196 151V153L195 152H192L191 153V151H193ZM205 150H207V152L205 151ZM235 150H237V151H235ZM240 150H241V152H240ZM260 151L261 150V152L259 153L258 151ZM15 151V152H14ZM32 150H30V151H28L29 153H28V155H34V156H36V153H35V151H34V153H33V151L31 152ZM82 151V152H83ZM91 151H92V153H91ZM134 151V150H133ZM173 151H175L174 152V154L176 153V154H178V152H179V155H176V156H182L181 157V162H180V160L178 159V163H177V165H175V164H172L173 162H175V161H177V159H176V157L174 156V155H172L173 154ZM184 151V152H183ZM214 151H216V153L217 152H221L222 154H220V152H219V154L217 153V155L215 156V154L216 153H214ZM223 151V152H222ZM225 151H226V153H225ZM258 153H257V152ZM52 152V153H51ZM67 152H69L68 150H67ZM94 152H96L97 153V155H96V153H94ZM144 152H145V150H144ZM149 152H150V155H149ZM158 152V153H157ZM180 152H182V155H180L181 153ZM185 152H187L186 153V155H184L183 153H185ZM198 152V153H197ZM229 154H228V153ZM243 152V153H242ZM250 152H251V154H250ZM9 153H6V152H2V153H0V164L2 163V168H0L1 169V171H0V173H3V175H1L0 174V186H3V187H6V186H8L9 185V183H13V184H16V185H20V186H24V187H26L25 189H28V187H30V186H32L33 185V182L34 183H36L35 182V180H33V179H36V177L37 176H34V175H30V172L24 167L23 168V166L22 167H18L17 165V167L18 168H22L21 170L19 169H16L17 167H15V166H13L12 167V165H8L9 167H6L7 165L5 164V162H6V159L7 158H9ZM49 153H50V155H49ZM89 153H91V154H89ZM98 153H99V155H98ZM153 153H155V154H153ZM166 153H168V154H166ZM171 153V154H170ZM199 153H200V155H199ZM208 155H207V154ZM248 153L250 154V156H248L247 157V155H248ZM252 153H254V155H252ZM159 154V155H158ZM166 154V156H164ZM189 156H188V155ZM198 154V155H197ZM202 154V155H201ZM204 154V155H203ZM231 154V155H230ZM233 154V155H232ZM243 154H245V155H243ZM258 154V155H257ZM262 154V155H261ZM73 155V154H72ZM92 155L94 156V155H96V156H94V157H98V158H92ZM156 155V156H155ZM157 155H158V157L159 158H161V159H159V158H157ZM220 155H224V156H222V158L220 159ZM48 156V157H47ZM59 156V157H58ZM61 156V157H62ZM104 158H102V157ZM164 156V157H163ZM171 156H172V158H171ZM184 156V157H183ZM200 156H202L204 159H202V157H200ZM246 156V157H245ZM257 156V158H258V156H262L261 158L259 157L258 159V161H260L259 163H257L258 161H255V157ZM88 157V156H87ZM153 157H155V158H153ZM187 157V158H186ZM188 157H190V158H192V159H194V160H190V158L188 159ZM240 157V158H239ZM242 157H244V158H242ZM250 157V158H249ZM4 158H6V159H4ZM45 158V159H44ZM48 158V159H47ZM99 158H101L100 160H98ZM167 158H169L168 159V162H167ZM173 158H175V159H173ZM185 158H186V160H185ZM196 158L199 160H197L198 162H196ZM209 158H210V161H209ZM247 159V158H249V159H252L251 160V162L249 161V159H247V160H245V161H243L245 164H247V161H248V163H250V165H252L251 163H253V165L254 166H257L258 164V168H257V170L260 172V173H258L257 175H256V173L258 172H256V173H254V166H253V168H252V166H250L249 167V164H247L248 166H246L245 164H243V162H242V164H241V166H240V162L242 161V160H244V159ZM254 158V159H253ZM62 159V158H61ZM107 159V158H106ZM159 159V160H158ZM166 159V160H165ZM170 159H173V161L172 162H169L170 161ZM186 161V162H184V160ZM205 160L206 162H203V161H201V160ZM207 159V160H206ZM214 161H213V160ZM219 159H220V161H219ZM239 159H241V160H239ZM158 160V161H157ZM162 160V161H161ZM190 162V164L188 163V161ZM228 162H227V161ZM236 160V161H235ZM239 162H238V161ZM257 160V159H256ZM43 162V161H45V163H40V162ZM59 161H61V162H59ZM92 161V162H91ZM107 161H108V159H107ZM107 161H104L103 162V165H104V163L105 162H107ZM160 161V162H159ZM165 161V162H164ZM191 161H194V162H196L197 164H198V167L196 166L197 164L196 163H194L193 162V164L191 165ZM203 162L202 164L201 163H199V162ZM211 161H213L212 163H211ZM253 161V162H252ZM57 162V163H56ZM210 162V163H209ZM237 162H238V164H239V166L237 165ZM254 162H256V165H255V163ZM262 162V163H261ZM97 163V162H96ZM102 163V162H101ZM160 163H164V165H162V164H160ZM168 163V164H167ZM180 163H183L182 165H180L181 167H182V169L180 170V169H177V168H179V165L178 164H180ZM184 163H185V165H184ZM228 163V164H229ZM261 163V164H260ZM3 164H5V166L3 165ZM38 164V167L40 166ZM64 164V163H63ZM78 164L80 165V166H78ZM90 164V165H89ZM94 164V163H93ZM92 164V165H93ZM172 164V166H170ZM186 164H189V165H186ZM213 164H216V165H214L213 166ZM263 164V165H262ZM49 165H50V163H49ZM82 165V166H81ZM89 165V166H88ZM199 165H202V167L201 166H199ZM206 165V164H205ZM235 165V167H236V169H240V172L241 173H239V170H238V174H239V178L236 176V175H238L235 171V167L233 168V166ZM246 166V167H244V166ZM64 166H66L67 168H66V170L68 171H66L63 167ZM176 166H178V167H176ZM184 166H185V168H184ZM226 166V165H225ZM224 166V167H225ZM232 166V167H231ZM11 167V168H10ZM54 168V170H53V168ZM81 167L82 168H84V169H81ZM92 167V166H91ZM146 167V168H145ZM147 167H148V169H147ZM164 167V168H163ZM170 168V170H169V168ZM175 167V168H174ZM180 167V168H181ZM188 167V168H187ZM206 167V166H205ZM217 167H219V166H217ZM241 167H242V169H241ZM244 167V168H243ZM248 167V168H247ZM262 167H263V169H262ZM56 168V169H55ZM90 170H88V169ZM104 168V169H103ZM140 168H144L143 169V172H141L139 169ZM155 168H157V169H155ZM193 168V169H194ZM231 168V169H230ZM245 168H247L246 170H245ZM9 169V170H8ZM11 169V170H10ZM13 169H14V171H13ZM99 169V170H98ZM141 169V170H142ZM172 169H173V172H171L172 171ZM188 169V170H187ZM198 169L196 170V171H198ZM252 169V170H251ZM17 170V172L18 173H15V171ZM72 170V171H71ZM73 170L74 171H76L75 172V176H73L74 174V172H73ZM82 172H81V171ZM93 170V171H92ZM101 170V171H100ZM103 170V171H102ZM109 170V169H108ZM134 170H132V172H134L135 173V171ZM170 171L169 172V174L171 175H169L168 176V174L167 175H164V174H166L167 172L166 171ZM175 170H177V171H175ZM187 170V171H186ZM190 170H192V169H190ZM233 171V173H232V171ZM262 170V171H261ZM20 171V172H19ZM52 171V172H51ZM66 171V172H65ZM84 171V172H83ZM88 171V173H86ZM96 171L98 172V171H100L99 173H96ZM140 171V172H139ZM154 171H155V173H154ZM183 171V172H182ZM216 171V172H215ZM227 171V172H226ZM245 171H247L246 173H245ZM250 171H251V173H250ZM255 171H256V169H255ZM12 172V173H11ZM14 172V173H13ZM72 172V177H71V173ZM103 172V173H102ZM105 172H107L106 174H105ZM156 172L158 173V175L156 174ZM178 175V177L176 178V179H178L177 181H176V179H174L175 177H176V174ZM181 173V177H183V178H180L179 176V174ZM235 172V173H234ZM244 172V173H243ZM251 174H249V173ZM261 172H263L262 174H261ZM27 173V174H26ZM79 173H82V174H79ZM137 173V175H135L134 174V176L135 177H133V173H132V180L135 182V181H137L138 183H140V184H142V185H147V183L146 184H144V182H142V180H140V177H142V179L146 176V175H148L147 173H146V175L144 174V177H143V175L142 176H139V174ZM154 173V174H153ZM184 173H188V175L187 174H185V175H187V176H185V175H183ZM213 173V174H212ZM12 174H13V176H12ZM17 175V174H20V175H18V176H14V175ZM26 174V175H25ZM45 174H47V173H45ZM45 174H44V177H45ZM70 174V175H69ZM98 174H99V176L101 175V177H99L98 176ZM173 174H175V177L173 176ZM220 174H221V176H220ZM227 174V175H226ZM231 174V175H230ZM234 174V175H233ZM244 174H247L246 176H247V178L246 177H244L245 175ZM249 174V175H248ZM255 174V175H254ZM22 175V176H21ZM68 175V176H67ZM77 175V176H76ZM96 175L98 176L97 178H102V180H103V178H104V180H103V182L100 184V185H97L96 183H98L99 181L98 180H100V179H95L96 178ZM158 177H157V176ZM160 175V176H159ZM206 175H208V177L206 176ZM244 175V176H243ZM261 175V176H260ZM8 176V177H7ZM28 176V177H27ZM29 176H31L30 178H29ZM64 176V177H63ZM80 176V177H79ZM90 176V177H89ZM104 176V177H103ZM137 176V177H136ZM138 176H139V178H138ZM154 176H156V177H154ZM165 176L167 177V178H165ZM211 176V177H212ZM222 176H225V177H222ZM229 176H230V178H229ZM234 176H236L235 178H236V180H239V181H236L235 183H234V185L232 184V182L231 181H234ZM243 176V177H242ZM3 177V178H2ZM12 177H14L13 179H14V181H15V183H14V181H12L13 179H12ZM17 177V178H16ZM19 177V178H18ZM21 177H23V178H21ZM50 177V176H49ZM58 177H61V178H58ZM78 177V178H77ZM89 177V178H88ZM93 177H95V178H93ZM147 177H145V178H147ZM186 177V178H185ZM221 177V178H220ZM262 178V179H260L259 178V180L260 181H256L257 180V178ZM7 178H8V181L6 182L5 180H7ZM21 178V180L19 181V180H17V179H20ZM25 178V179H24ZM66 178H68V179H65ZM70 178H72V179H70ZM86 178V179H85ZM89 180H88V179ZM92 178L93 179H95V181L94 180H92ZM160 178V179H159ZM171 178L172 180L174 179V183L176 184V186H177V189H178V191L181 193V195L180 194H178L179 192L175 189V184L173 183V181H171V179L169 180V179ZM189 178V177H188ZM187 178V179H188ZM206 178H208V179H206ZM225 178H227V179H225ZM238 178V179H237ZM245 178V179H244ZM248 178H251V179H248ZM12 179V180H11ZM45 179H46V182H48V179H47V177H45ZM78 179L81 181H84L82 184H81V182L78 184ZM113 179H116L115 178V176H113ZM139 179V180H138ZM165 179V180H164ZM167 179V180H166ZM180 179V180H179ZM228 179H229V183H230V185L232 184L233 186H235V184L237 183L238 184V182H240L237 186V188H238V190L235 192V194H234V190H232L233 188H231V186H229V184H228ZM231 179V180H230ZM233 179V180H232ZM242 179V180H241ZM11 180V181H10ZM25 180H27V181H29V182H27V181H25ZM37 180V179H36ZM70 180H72V181H70ZM94 181L92 184L90 183V185H91V188L92 187H94V188H92V190H90L89 188V181ZM158 180H160V182H157ZM169 180V181H168ZM244 180H247V181H244ZM70 181V182H69ZM167 181V182H166ZM198 181V180H197ZM227 181V182H226ZM243 181V182H242ZM250 181V182H249ZM256 181V182H255ZM22 182H23V184L24 185H22ZM32 182V183H31ZM38 182H39V180H38ZM96 182V183H95ZM147 182V181H146ZM171 182V184L169 185V183ZM178 182H180L179 183V185L180 186H184L183 188H185V190L184 189H179V185H177V183ZM189 182V183H188ZM27 183V184H26ZM43 183V184H42ZM88 183V184H87ZM157 183H160L161 184V187H162V189L160 188V184H157ZM168 185H167V184ZM262 183H264V182H262ZM37 184H39L40 185V182L39 183H37ZM81 184V185H80ZM87 185V186H85V185ZM96 185V187H95V185ZM99 184V183H98ZM110 186H109V185ZM162 184H163V186H164V184H165V186H164V189H163V186H162ZM173 184V185H172ZM189 184H190V186H189ZM201 184V185H200ZM227 184H228V186H227ZM254 184V186L253 187H255L254 189L252 188V185ZM258 184V185H257ZM38 185V186H39ZM56 185V187H53V186H55ZM78 185H80V188H81V190H79L80 188H77V187H79ZM94 185V186H93ZM156 185V186H155ZM167 185V186H166ZM187 185V186H186ZM191 185H192V187H191ZM222 185H225V187L224 186H222ZM243 185L245 186L244 188H246V189H244L243 188ZM45 187V189H44V187ZM84 186V187H83ZM101 187L103 190H104V192H105V189H104V187L107 189V192H108V194H109V192H111L112 193V191H114L115 190V193H116V195H115V193H110L109 194V196H108V194L106 195V193L107 192H103V190L102 189H98V187ZM157 186H159V187H157ZM202 186H204L203 188H201ZM232 186V187H233ZM239 186H241V187H239ZM53 187V188H52ZM87 189H89L90 191L89 192H95V191H97L98 192V190H99V192L100 191H102V194H101V192L100 193H97L96 195H97V197H99V198H101V199H99V198H93V200L94 201H97V202H95V203H93V207H92V214L91 215H93L94 214V216H91L90 215V220L89 219H87V221L84 219L83 220V215L85 214V216H86V213L84 212L85 211V209H87V204L85 205L84 204V202H85V199H83V197H86L85 195V193L87 192L86 191V188ZM89 187V188H88ZM165 187H166V189L167 190H169V188L172 190H174V192L176 191V192H178L177 193V195H175V194H172V196H171V192L172 191H167V190H165ZM224 187V188H223ZM258 187H262L261 189L259 188L257 191H258V194H255V193H252V191L251 190H253V192L254 191H256L255 189L256 188H258ZM68 188H69V190H68ZM71 188L72 189H74L76 192H77V190H79L77 193L79 194V196H77L78 194L76 193L75 194V192L73 193V194H75L74 196L73 195H71V193L73 192H71L70 190H71ZM75 188H77V189H75ZM95 188H97L98 190H96ZM182 188V187H181ZM228 188V190H226ZM230 188H231V190H230ZM65 189H67V190H65ZM84 189V190H83ZM111 189H114V190H112V191H110ZM191 189V190H192ZM199 189V188H198ZM223 189V190H222ZM117 190V191H116ZM181 190L183 191V192H181ZM194 190H196V188L194 189ZM194 190H192L191 192L193 193V191ZM204 190H206V189H204ZM224 190H226L227 191V193H226V191H224ZM245 190H246V194H245ZM249 190L251 191V193L249 192ZM260 190H262V191H260ZM39 191V190H38ZM39 191V192H40ZM47 191V192H46ZM67 191H68V193H67ZM80 191H82L81 193H80ZM84 191H86V192H84ZM124 191H126V190H124ZM228 191L230 192L229 194H228ZM231 191H232V193L234 194V195H236L237 196V198L235 197V202H237V203H239V204H244V202H248V203H246V204H244L243 206H244V208H243V206H242V208L244 209V210H246L245 208H247V210L245 211V213L243 214V213H239V211L241 210V209H237V210H239V211H236L235 209H233L232 211H234V213L236 214H233V212L231 211V208H229V205H230V201H231V198H230V196H232L233 194H231ZM248 191V192H247ZM38 192V193H39ZM40 192V193H41ZM190 192V193H191ZM198 192H201V190H198ZM198 192L197 191H195V193L194 194H196V197H193L194 199H196V200H194V203H195V201H196V203H197V206L199 207V203H200V205L201 206H204V204L203 203H205V199L203 200V198H202V200L201 201H204L203 203L202 202H199L200 200V198L199 197H197L199 194H198ZM203 193H204V191H202ZM201 192V193H202ZM238 192V193H237ZM259 192H261V194H262V198L263 199H260V198H258V197H260L261 196V194H259ZM39 193V194H40ZM64 193V194H63ZM66 193H67V195H66ZM82 193H84V194H82ZM123 193H125V194H123ZM173 193V192H172ZM186 193H187V190H186ZM191 193V194H192ZM239 194L240 195V200L238 199V195L237 194ZM257 193V192H256ZM53 194H54V200L53 199H51V196H53ZM57 194V196L59 195V197L57 198L55 195ZM62 194V195H61ZM69 194V195H68ZM101 194V195H100ZM167 194V196H169L170 198L172 197V199L170 200V198L168 199V197L166 196L165 197V195ZM190 194V195H191ZM193 194V195H194ZM226 194V195H225ZM227 194H228V196H227ZM243 194H244V196H243ZM248 194L250 195V197L248 196ZM82 196V198H81V196ZM99 195V196H98ZM181 197H180V196ZM187 195L189 196V194H186V196L185 197H187ZM225 195V196H224ZM253 195H256V196H254V198L253 197H251V196H253ZM260 195V196H259ZM43 196V197H42ZM103 196H106L105 198L103 197ZM113 196V197H112ZM117 196V198L118 199H116L115 197ZM174 196H176L175 198L177 199H173V197ZM195 196V195H194ZM202 196V195H201ZM203 196H205V195H203ZM242 196V197H241ZM37 197V198H38ZM56 197V198H55ZM65 197H67V199H70V200H67ZM73 197V199H71ZM96 197V196H95ZM107 197H112L113 198V200L111 201L110 200V198H109V200H108V198ZM122 197V198H123ZM191 198H192V195L190 196ZM206 197V196H205ZM226 197H228V198H226ZM245 197L247 198V199H250L251 201H254L253 203L250 201V200H247V199H245ZM77 198V199H76ZM111 198V199H112ZM121 198V199H122ZM181 198V199H180ZM189 198V197H188ZM188 198H187V200H188ZM197 198H199V199H197ZM208 198V197H207ZM207 198H206V202H208V200H209V198H208V200H207ZM222 198H224V199H229L228 201L229 202H226L227 200H224V199H222ZM241 198H243V199H245V201L243 202L242 201V199ZM99 199V200H98ZM103 199V200H102ZM114 199L116 200L115 202H114ZM183 199H184V201H183ZM211 199V198H210ZM253 199V200H252ZM255 199V200H254ZM258 199H260V200H258ZM37 200V201H38ZM52 202H51V201ZM57 200V201H56ZM63 200H66L67 202L68 201H70V202H72L74 205H72L71 203H70V208L68 207V206H66L67 205V203L65 202V201H63ZM82 202H81V201ZM103 201V202H105L107 205H109V203L111 204V206L109 205V206H104L105 205V203H103L104 205H102L103 206V208L104 209H106V207L108 208L107 209V211L105 210V211H103L104 209L102 208V210H99L98 211V215L97 214H95L96 212H93V210H95L96 211V209L97 208H101L99 205H96V204H99L101 201ZM105 200V201H104ZM106 200H107V202H106ZM168 200V201H167ZM190 200V199H189ZM214 199L212 198L210 201H211V203L210 202H208V203H206V206L208 207H203L206 211H205V215H208V216H206V217H209V218H211L209 215L211 214V212H210V209L211 210H213L214 212L216 211V209H217V207H216V204H214V202H212ZM214 200V201H215ZM221 200H222V203H221ZM225 202H224V201ZM257 200V201H256ZM30 201V197L28 196V198L26 199V202H29ZM54 201V202H53ZM61 201H63V202H61ZM77 201V202H76ZM79 201V202H78ZM109 201H111V202H109ZM173 203H172V202ZM191 201V200H190ZM199 203H198V202ZM241 201V202H240ZM256 201V202H255ZM59 202V203H58ZM123 202V203H122ZM183 202H185V203H183ZM243 202V203H242ZM250 202L252 203V204H250ZM41 203H40V207L42 206L41 205ZM60 203H64V205L62 206ZM78 203H82L81 205H85V208H84V206H82V207H80L79 206V204ZM85 203H87V202H85ZM133 203V204H132ZM191 203H192V201H191ZM194 203H192V205H194ZM196 203H195V207H196ZM202 203V204H201ZM210 203V204H209ZM224 203H227L226 205H228V209H227V206L224 204ZM47 204V203H46ZM46 204H44V205H46ZM47 204V205H48ZM51 204H55V205H51ZM58 204H60L61 206H58ZM68 204H69V202H68ZM76 204H78L77 206H79V207H76ZM100 204H102V203H100ZM178 205L177 206H180V205H182V204H179V203H177ZM209 204V205H208ZM213 204V205H212ZM248 204V205H247ZM254 204V205H253ZM23 205H24V203H23ZM48 205V206H49ZM73 207H72V206ZM137 207H135V206ZM165 205V206H164ZM176 205V204H175ZM212 205V206H211ZM263 205H264V202H263ZM48 206H46V207H48ZM87 206V207H86ZM127 206V207H126ZM133 206V207H132ZM160 207V209H161V213H157L156 212V209H157V211H158V207ZM161 206L163 207V208H161ZM226 206V207H225ZM45 207V206H44ZM57 207H59V209L57 208ZM64 207V208H63ZM65 207H67V208H65ZM94 207H95V209H94ZM134 207L136 208L135 209V211H134ZM181 207V206H180ZM182 207H183V205H182ZM212 207V208H211ZM216 207V208H215ZM220 207V208H221ZM49 208V207H48ZM73 208H77V209H79L80 211L81 210H83L82 211V214H81V212H79V210H75V209H73ZM82 208V209H81ZM84 208V209H83ZM133 208V210H131ZM155 208V209H154ZM214 208V209H213ZM49 209V210H50ZM58 209V210H57ZM66 211H65V210ZM122 209V210H121ZM123 209H127V210H125L126 212H124L123 211ZM159 209V210H160ZM207 209H209V210H207ZM227 209V210H226ZM46 210H47V208H46ZM58 211V213H59V216H61V218L57 215V211ZM73 210V211H72ZM98 210V209H97ZM128 210H131L132 212L134 211V212H136V214L135 215H137V217H140L141 218V221L139 222V226L140 227H138L137 228V223L135 222L136 220H139L135 215H133L134 214V212L133 213H130L129 214V211ZM146 210V211H145ZM151 212H150V211ZM154 210H155V215H154ZM162 210H164L163 211V213H162ZM224 210H226V213H228L229 212V214H228V216H229V218H227L226 217V213H224L225 211ZM105 212V213H103V212ZM117 211V212H116ZM118 211H123L124 213H126V215L123 213V216L122 215H118V217H117V213H119ZM130 211V212H131ZM138 211V212H137ZM148 211L150 212V214H148ZM216 211V212H217ZM228 211V212H227ZM242 211V210H241ZM72 212H75V213H72ZM76 212H78V213H80L79 215L76 213ZM103 214H102V213ZM206 212H209V213H207L206 214ZM218 212V213H219ZM258 212V213H257ZM100 213V214H99ZM111 213V214H110ZM147 213V214H146ZM170 213V214H169ZM221 213V214H222ZM232 213V214H231ZM262 215H261V214ZM72 214V215H71ZM78 215V217L76 216V215ZM114 214H116V215H114ZM120 214H122V212L120 213ZM132 214V215H131ZM151 214H153L154 215V217L151 215ZM156 214H159V215H156ZM168 215V216H165V215ZM255 214H258L259 215V217L260 218H258V215H255ZM62 215H63V217H62ZM74 215V216H73ZM95 215H97V216H95ZM103 215V216H102ZM112 215V216H111ZM128 215H131L130 216V218L128 217ZM160 215H164L163 217L162 216H160ZM216 215H220V214H216ZM232 215H234V216H232ZM45 216V215H44ZM57 216V217H56ZM84 216V217H85ZM108 216H110V218L108 217ZM119 216H120V218H119ZM125 216H127V217H125ZM135 216V217H134ZM147 216V217H146ZM150 216H152V217H150ZM221 216V215H220ZM219 216V217H220ZM258 218V219H256V217ZM117 217V218H116ZM132 217H134V218H136V219H134V218H132ZM166 217H168V218H166ZM218 217V218H219ZM232 217V218H231ZM254 217V218H253ZM261 217L263 218V219H261ZM20 218V217H19ZM45 218H47L46 216H45ZM44 218V219H45ZM77 218H79V219H77ZM85 218H87V217H85ZM98 218V219H97ZM121 220H119V219ZM125 218V219H124ZM134 220H132V219ZM173 218H175V217H173ZM217 218V219H218ZM227 218V219H226ZM231 218V219H230ZM251 218V219H250ZM253 218V219H252ZM61 219V220H60ZM73 219V220H72ZM128 219H130L129 221H127ZM148 219H149V221H148ZM154 219V220H153ZM163 219H165V220H163ZM172 219V218H171ZM221 219V218H220ZM255 219V220H254ZM260 219H261V221H260ZM72 220V221H71ZM108 220V223H110V224H108L107 223V225H106V222L105 221H107ZM169 220V222L171 221L170 219H168ZM168 220H166V222H162V223H160V225H161V227H160V230L159 231H162L163 232V230L164 231H167V230H165L164 228H166V229H168V227H169V225L170 226H173V227H170V228H174V230H175V228H176V226L179 224V223H175L176 221H174V219H172V222H170V223H168ZM219 220V219H218ZM229 220H230V222H229ZM256 220L257 221H260V222H258V223H256ZM17 221H19V220H17ZM89 221V222H88ZM95 221H97V222H95ZM100 223H99V222ZM121 222V224H120V222ZM123 221V222H122ZM126 221V222H125ZM133 221V222H132ZM173 221H174V223H173ZM250 221L253 223L252 225L250 224ZM255 221V222H254ZM21 222V221H20ZM54 222V223H55ZM72 222V223H71ZM78 222H80V223H78ZM119 222V223H118ZM128 222H129V224H131V225H129L128 224ZM131 222V223H130ZM134 222H135V224H136V228L134 229V226H133V224H134ZM219 222H221V220L219 221ZM12 223V224H11ZM31 223V224H32ZM36 223H37V226H36ZM71 223V224H70ZM98 225H97V224ZM103 223H105V224H103ZM122 223L124 224L123 226H121L122 225ZM141 223V224H140ZM143 223V224H144ZM167 223L169 224V225H167ZM221 223H223V222H221ZM245 223L246 224H248L247 226H245ZM255 223L256 224H261V226H260V224L259 225H255ZM263 223V224H262ZM20 224V225H19ZM68 224V225H67ZM94 224H95V226H94ZM116 224V225H115ZM176 224V225H175ZM220 224V223H219ZM230 224V225H229ZM70 225V226H69ZM91 225V226H90ZM106 225V226H105ZM118 225H120V228L118 229ZM126 225H128V226H126ZM163 225L165 226V227H163ZM223 225V224H222ZM256 227H255V226ZM263 225V226H262ZM41 226H43L42 228H41ZM94 226V227H93ZM101 226V229L100 230H102V231H100L99 230V232H97L98 230H97V228H99ZM114 227V230H111V229H113V227ZM115 226H116V228H115ZM130 226H131V228H130ZM145 226V225H144ZM142 226L140 229V233H144V231H146V230H144L147 226ZM179 226V225H178ZM177 226V227H178ZM257 226H259V227H257ZM14 227V229H18V231L19 230H23V228H24V230H23V232L24 231H26V233H23L22 231H19V234L18 235H16L17 234V230H13L12 228ZM39 227H40V229H39ZM64 227V228H63ZM105 227H107L106 229H105ZM111 227V228H110ZM125 227H127V228H125ZM159 227H158V229H159ZM163 227V229H161ZM181 229H183L184 227L182 226H179ZM178 227V228H179ZM248 227V228H247ZM251 227H252V229H253V232L254 233H252L251 231ZM262 227V228H261ZM71 228V229H70ZM84 228H86V230L84 229ZM89 228V229H88ZM143 228V229H142ZM148 228V227H147ZM177 229V230H175V231H179V232H183V230L185 229H183L182 231H181V229ZM228 228H230V227H228ZM255 228H256V231L258 232V230L261 228V230H260V233L258 234V233H256V231H255ZM257 228H259V229H257ZM39 229V230H38ZM75 230V231H72V233H71V230ZM94 229V230H93ZM116 229H117V231H116ZM130 229H131V231H130ZM136 229L138 230V231H136ZM157 229V230H158ZM249 229V230H248ZM14 232V233H16V234H12V231ZM44 230V231H43ZM63 230V232L62 233H64L65 231ZM78 230V231H77ZM85 230V231H84ZM168 230H170V229H168ZM251 230V231H250ZM114 231V232H113ZM120 231V232H119ZM129 231V232H128ZM134 231V232H133ZM185 231H188V230H186L185 229ZM241 231H243V233H241ZM263 231V232H262ZM20 232H22L23 234H25V236H27L28 238H26L25 236H22L23 234L22 233H20ZM33 232V233H32ZM65 232V233H66ZM69 232V233H68ZM80 232H81V234H80ZM118 232V233H117ZM132 232V233H131ZM244 232H247V233H244ZM249 232H251V234L249 233ZM261 232H262V235H261ZM30 233H32L31 235H30ZM38 233V234H37ZM102 233V234H101ZM136 233V234H135ZM146 233V232H145ZM196 233V232H195ZM198 233V232H197ZM11 234V235H10ZM22 234V235H21ZM36 234V235H35ZM70 234H72V235H70ZM78 234V235H77ZM80 234V235H79ZM131 234H133V235H131ZM201 234V233H200ZM243 234V235H242ZM246 234H247V237H245L246 236ZM253 234H256L257 235V238H255L256 237V235H253ZM11 236V238H9L10 236ZM14 235H15V237H14ZM19 235H20V237H19ZM39 235L42 237H39ZM53 235V236H52ZM66 235H69L68 236V238H67V236ZM76 235V236H75ZM105 235V236H104ZM113 235V236H112ZM129 237H128V236ZM135 235V236H134ZM199 235V234H198ZM245 235V236H244ZM250 235H253V237L255 238H253V237H251ZM12 236H13V238H12ZM18 237V239H17V237ZM29 236H31V237H29ZM61 236V235H60ZM93 236V237H92ZM110 236V237H109ZM119 236V237H118ZM123 236V237H122ZM134 236V237H133ZM200 236V235H199ZM218 236V235H217ZM231 236H232V234H231ZM248 236L249 237H251L250 239L252 240V239H254L253 241H251L249 238H248ZM26 238L27 240H23V239H21V238ZM34 237H35V240H34ZM38 237V238H37ZM47 237H49V238H47ZM62 237V236H61ZM67 239H66V238ZM79 237V238H78ZM89 237V238H88ZM98 237V238H97ZM109 237V238H108ZM260 237V238H259ZM15 238V239H14ZM20 238V239H19ZM29 238H32L33 239V241L32 240H28ZM41 238V240H39ZM43 238H45V239H43ZM70 238H71V241H70ZM79 239V240H78ZM259 239V240H258ZM260 239H262L261 240V242H260ZM11 240H12V242H11ZM14 240H16V241H14ZM17 240H19V241H17ZM21 240H23L25 243H23V241H21ZM39 240V241H38ZM46 240V241H45ZM66 240H68V242L66 241ZM113 240V241H112ZM121 240V241H120ZM143 240H145L143 243H142V241ZM248 240V241H247ZM28 241H30V242H28ZM38 241V242H37ZM65 241V242H64ZM82 241V242H81ZM156 241V242H155ZM205 241V240H204ZM229 241H231V239L229 240ZM249 241H251L250 243H249ZM14 242V243H13ZM41 242H43V243H41ZM61 242H62V244H61ZM66 243V245L67 246H65V245H63L64 243ZM136 242H137V244H136ZM140 242V243H139ZM207 242H208V240H207ZM252 242H254V244L252 243ZM257 242V243H256ZM35 243V244H34ZM45 243V244H44ZM51 243V242H50ZM81 243V244H80ZM88 243V244H87ZM103 243H104V245H103ZM231 243V242H230ZM252 243V244H251ZM71 244V245H70ZM78 244V245H77ZM80 244V245H79ZM116 244V245H115ZM122 244V245H121ZM139 244V245H138ZM142 244V245H141ZM9 245V246H10ZM77 245V246H76ZM106 245V246H105ZM112 245V246H111ZM121 245V246H120ZM137 245H138V247H137ZM142 247H141V246ZM261 245V247H259V246ZM4 246V245H3ZM56 246H58L57 244H56ZM58 246V247H59ZM81 246V247H83V248H79V247ZM110 246V247H109ZM119 246V247H118ZM135 246H136V248H135ZM140 246V247H139ZM151 246H152V244H151ZM150 245H149V247H151ZM162 247H164V245H161ZM246 246V247H245ZM34 247V246H33ZM101 247V248H100ZM106 247H107V249H106ZM144 247H145V245H144ZM256 247H258V248H256ZM263 247V248H262ZM85 248H87V249H85ZM93 248H95V249H93ZM209 248H211V247H208V249ZM249 248L251 249V250H249ZM101 249V250H100ZM111 249V250H110ZM137 249V250H136ZM211 249H213V248H211ZM215 249V250H214ZM213 249V251L214 252H216V248H214ZM244 249V250H243ZM245 249H247V250H245ZM259 249V250H258ZM106 250V251H105ZM108 250V251H107ZM109 250L110 251H112L111 253L109 252ZM135 250V251H134ZM240 250V251H241ZM249 250V251H248ZM261 250V251H260ZM83 253H82V252ZM133 251V252H132ZM169 251H171V250H168V252ZM209 252H207V254L209 253V255H211V257L213 256L212 254H214V252L212 253L211 251H210V249L208 250ZM240 251H238V252H240ZM245 251H248V253L247 252H244ZM251 251V252H250ZM98 252V253H97ZM138 252V253H137ZM210 252H211V254H210ZM87 253H88V255H87ZM136 253H137V255H136ZM238 254V253H237ZM243 254V255H242ZM78 255V256H77ZM113 255H115V256H113ZM142 255V256H141ZM241 255H242V260L240 259V257H241ZM250 255H248V256H250ZM64 258H63V257ZM66 256H68V255H66ZM85 258H84V257ZM90 256V257H89ZM107 256V257H106ZM112 257V259L110 258V257ZM133 256L134 257H137V259H134V260H132L133 259ZM245 256V257H244ZM248 256H247V258H248ZM60 257V256H59ZM59 257H58V261H57V263L58 264H63V263H65V262H67V260H65L67 257H65V255H62L61 254V258L59 259ZM69 257V256H68ZM86 257H87V259H86ZM99 257H101V258H99ZM210 256L207 258L208 259V262L210 261V258H211ZM64 260H63V259ZM81 258V259H80ZM94 258V259H93ZM130 258H132V259H130ZM140 258H141V260H140ZM33 259V258H32ZM68 259V258H67ZM108 259V260H107ZM109 259H111L110 261H109ZM129 259V260H128ZM213 259V258H212ZM211 259V260H212ZM33 260H35V259H33ZM87 260V261H86ZM143 260V261H142ZM247 260V259H246ZM251 260L253 261V259L251 258ZM250 260V258H248V260H247V262H249L250 264L252 263V261ZM80 261V262H79ZM85 262V263H83V262ZM109 261V262H108ZM111 261H113V263L111 262ZM73 262V263H72ZM82 262V263H81ZM115 262H117V263H115ZM160 262H162L161 260H160ZM242 262H246V261H242ZM92 263V264H93ZM95 263V264H96ZM98 263V264H99ZM101 264V263H100ZM252 264H254V263H252Z\"/></svg>",
	"mask_w": 264,
	"mask_h": 264
},
{
	"label": "bare ground",
	"instance_id": "bare-ground-1",
	"mask_svg": "<svg viewBox=\"0 0 264 264\" xmlns=\"http://www.w3.org/2000/svg\"><path fill=\"white\" fill-rule=\"evenodd\" d=\"M2 0H0V2H1ZM9 1V0H8ZM15 1V0H14ZM17 1V0H16ZM50 1L51 0H49V2L47 1V0H24V1H18L17 3H16V5L14 6V8H13V6H12V8H10V4L8 5V4H5V3H2V4H4L3 5V7H2V4L0 3V29H2V26H4V27H6L5 29L7 30V33L4 35L3 33V35H1V37H0V40L3 42V40H2V38H4L5 39V41H7L8 43H9V45L11 46V48L12 49H14V50H16V49H18V48H20L24 43H26V44H28L27 46H26V48H24V49H19V50H17V55H13V56H15L16 58H13V60L14 61H12V59H8V58H4L5 60H7V62H8V65L11 63V61H12V65L10 66L11 67V69L9 70V71H4L5 70V68H7L6 67V63H5V68L3 67V63L1 64V62H0V75H1V73H5L4 75L6 76V74H8V72L10 73V71L11 70H14L13 71V75L12 76H17V75H19V74H22V73H25V74H27V79H26V81L23 79V78H25L26 77V75L23 77L22 75H20L19 76V78L20 77H23L22 79H23V81H24V83L26 82L27 83V87H26V85H24V86H22L21 88L22 89H24L23 87H26V88H28V84L30 85V87L32 86V84L31 83H35V84H33V89L32 88H30L29 87V90H21L22 91V93H20V95L18 96V94L19 93H17V97H16V101H17V106L18 107H16L15 105H13L12 107H16L17 109L18 108H20L19 110H18V112L20 111V113H18L19 114V117L17 118V120L16 121H19V122H16V123H18V127H20V129H21V131L19 132L18 130H20V129H18L16 132H17V136H19L20 138L21 137H23L22 139L24 140V146H26V144H28V150L26 151H22L21 152V155H20V157L17 159V156H19V155H17V154H19V153H16L15 151V153H9V149H7L6 147H5V143H3V141L2 142H0V153H2V152H6V153H9V158H4V159H6V162H5V164L7 165L6 167H9L8 165H12V167L13 166H15V167H22L23 166V168L25 167L29 172H30V175L32 174V175H34V176H37L36 177V179H33L31 176H29V178L31 177L33 180H35V182L36 183H34L33 182V185L32 186H30V187H28V189H25L26 187H24V186H20L19 184L18 185H16V184H13V183H9V185L8 186H6V187H3V186H0V241H2V239H1V237H3L4 235H6V234H8V233H11V232H9L10 231V227H12V226H9V228H3V227H5V225H8V224H10V222H12V223H14L13 225H15L17 228H18V224L17 223H21L22 224V226H21V229H22V227H23V224H25L26 225V228H25V230L27 231V233H26V231H24L23 232V230H24V228H23V230H19V231H22L23 233H26V235L28 234V232H30V230L32 229V226L31 225H33V223L35 224V222H40L41 224H43L42 223V221L44 222V224L46 223L47 225H44V226H48V224H52V225H50V228H52L53 229V231L51 232V233H53V232H55L53 235H55V234H57V236H58V234L62 231L63 232V230H61L60 229V227H59V225H60V223L62 222V220H63V222H66L67 223V221H64V217L65 216H68L67 214H68V212L69 211H67V213L64 215V217H63V215H62V217H63V219L60 221V223H56L55 221L57 220V218H53V217H55V211L54 210H52L53 208H54V206H53V208L52 209H50V207H52V206H50L49 204H48V197L46 198V203L49 205H47L46 203H41V202H43V199L45 198V196L47 195V193H46V195H43L44 196V198H42V201H39L38 199L40 198V197H38V196H36V195H39V196H41L42 194H45V191H43V192H41L42 190V188H41V182H43V180H44V184L43 185H46L45 183H47V185H49V183H50V188H51V184L52 183H54V181L53 180H56V174L55 173H59L58 174V176H62L63 175V173L62 174H60V172H58V171H55L54 170V168H53V170L55 171V173H53L52 171V173H50L51 175L53 174L54 175V179H53V176H51V175H48V172H49V170H50V167L51 166H54L55 164L53 163V162H50L49 161V163H50V165H49V163L48 162H46L47 164H39V160H41V157H44L45 156V154H47L48 153V151L49 150H51V148H54V149H57L58 150V153H60V155H61V153H65V151H66V153L65 154H67L68 156L70 155L72 158H68V156L67 155H61L59 158H58V160H61L62 161V166L63 165H65V162H63V160H64V158H65V160H66V164H68V169H69V166L71 167V168H73L74 166H77V165H74L73 166V164L75 163L76 164V162L77 161H79L80 162V164H83L84 163V167L86 168V166H85V163H86V161L87 162H90L89 161V159L88 158H90L89 157V155H86L85 153L87 152L86 150V152H84L83 151V149L82 148H85V145H84V147H80L79 145L81 144V142H80V144L78 145L80 148H79V150H81L82 149V151H81V154L83 155V159H84V156L87 158V160H85V162H83V163H81V161H80V159L82 160V157L80 158L79 156H82L81 154H79V156H77L78 155V153H80V151L78 152V153H76V151H78V147H76L77 146V144L79 143V142H76V140H74V138H73V140H74V142H76V143H74L75 145H74V147H76V149L73 147V145L71 144V143H73L72 141H71V139L69 140V139H65L64 141H63V143H62V145L60 144L61 143V140H62V138L65 136V138H68L69 136L67 135L66 136V133H65V131H66V128L64 127V122H65V120H66V115H67V113L69 112V111H71V112H73V113H71V114H73L74 116H75V118H72V115H71V118H72V120H68L67 121V123H69V124H71V123H74L75 125H77L78 123H79V121L81 120V123H79L78 125H77V131H79L78 133H76V132H74L76 135H77V137H79L80 139H81V137H82V135L84 134V132H80V131H83L84 130V128L85 127H83V123H82V120H84V122H85V120H86V122H89V123H86V127H87V125H88V127H89V125H90V128L88 129L89 131H88V135H89V137L91 136V134L94 136V134H93V132L95 133L96 131H97V133H98V131H99V138H101L102 139V144L103 145H99V149H98V147H97V149H95V151L96 150H98L99 151V153L100 152H102V150L104 149V151H105V153L107 154V156L105 157V159H104V161H107V159H108V161L107 162H105L104 163V165H103V160L102 161H96L95 159L93 160L94 162V164L93 163H90L88 166H89V169L91 168V169H93L94 170V168H101L102 166H106L108 169H106L105 168V170H107V171H109V173H107V172H105V174L107 173V174H109L108 175V179L107 178H105V184H106V186H107V183H110V184H112V182L115 180V183L117 184V185H112V186H117V188H115V189H118V191L119 190H121V192H122V190H123V192H127V193H129V194H125V193H123V194H125L124 196L125 197H123V195L121 194H119L118 196H119V198H120V196H122L120 199H119V201L120 200H122L123 202H124V204L125 205H127V203H128V201H133V203L135 204V202L137 203V205L136 206H138L139 205V209L141 210V212L140 213H137V215L139 214V215H141V218H144L145 217V214L142 212L144 209H153V208H151V207H147V206H151V205H154V204H156V203H162V202H165L166 201V199H165V201H162V200H164V198L163 199H160L159 197H161L159 194H161V195H163V192L162 193H160L159 192V189L158 190H156L155 189V187L153 188V185L155 184V183H153L155 180H157V179H154V181L152 182L153 183V185L152 186H148V183H149V181L148 180H150L151 181V179H148V177L147 176H149V177H151L150 176V173H151V171L148 169V167H150L148 164H151V167H155L153 164H154V162L152 163L150 160L151 159H148V156H146V155H148V153H146V152H148V151H150V150H148V151H146V147L144 148L143 146H145V145H143L142 146V144H141V141H144V140H141V134H140V131L139 130H141V127H143V126H141L142 124H141V122L139 123V126L137 127V126H135V128H134V126L132 125V123L134 124V122H131V120H130V122H128L127 120H129L130 118H131V114H130V118L129 119H126V121H124V122H126L127 123V127L129 126V124L128 123H130L132 126H133V128H134V132H135V134H134V137H133V134L131 135L130 134V132L128 131V133H129V135L130 136H132L131 138H129V139H131V142H129L128 143V135L127 134H125V132H123L122 131V128H124V127H122L121 128V126H125L124 124L123 125H121L120 126V123H119V119H121V118H119V119H117L118 117V112L114 115L113 114V120L112 121H108L109 119H107L106 117H108V116H111L112 115V113H113V111H111V115H109L108 114V116H106L105 115V111L110 107V106H108V108L105 110V106L107 105V104H105L104 103V99H100V96H99V94H98V92L96 91L97 90V88L99 89H101V86L99 87V84H101L102 82H104V81H102V80H100L101 81V83H99L98 84V81H96L95 83H97L98 85L97 86H95V87H97V88H95L94 87V89H95V95H93V96H91L92 94H91V91L90 90H88V89H90L89 88V84H90V81H92L93 80V82L95 81L94 79H96V80H98L100 77H102V74L104 73L105 74V72H107V71H109V73H110V71H112L113 69H112V67L113 68H115V71L116 72H113L112 71V73H115V80H125L126 81V83H128V85L127 86H125V88H127L128 86H129V88H131V87H133V89L135 90V86L134 85H136V82L139 80V79H141V78H139L140 76H135V75H137V73H135V75H133L134 77L132 78V77H130V76H132V74H131V72L137 67L136 65V67L135 68H133L134 66H132L133 64V62H131V60H130V62H129V64H128V53H130L129 51H128V49H127V51H126V48H128V47H126V46H123V47H121L122 49L125 47V49H123V51H126V52H122V59H121V48L119 49L118 48V43H120V42H118L117 43V41H118V38H120V35H119V31H122V30H120L119 29V27H117L116 28V22H115V18H114V14H111L112 13V9L110 10V9H108V8H112V7H109V6H107L108 8V11L110 10L111 11V13H110V11H109V14H111L110 16H112L113 17V20L111 19H107L106 21L107 22H110V24H109V28H107L106 30H107V32H106V30L105 29H103L104 31L103 32H106V33H108V35L107 34H103L102 33V31H101V33L103 34H101L102 35V38H101V36H96L97 34H96V32L95 33H93L94 32V30H95V25H96V23H97V18H95L92 14L94 13H92V14H90V16L92 15L93 17H89V16H85L86 18V20L85 21H83L84 22V24L82 25V27L83 28H86L88 31H90V30H92L91 28H93L94 27V30H93V32H92V34H93V37L92 38H88L87 40L88 41H82V44H81V42H80V45L78 46V41H76V47L74 46L73 48H71L70 50L68 49V54L66 53V52H64L65 51V49H63V50H61L60 52L59 51H57V50H54L53 51V48H52V53H48L49 51H50V46H49V49H47V43L49 42V41H52V39H51V36L50 37H45V38H50L51 40H49V41H47V43H46V47H45V38L42 40L41 39V37H40V39H41V41H40V39H38V40H36L35 41V33H36V31H37V29H38V25H37V21H38V16H39V14L38 15H36L35 14V12L37 13V11H39V12H41V14H40V16H42L43 18L46 16V15H48V14H46V11H48L49 12V10L51 9V11H53L52 10V8H50L49 7V5L51 4V7H52V2L50 3ZM81 1H83V0H81ZM95 1V0H94ZM97 1V0H96ZM108 1V0H107ZM106 1V2H107ZM125 0H123V2H124ZM134 1V0H133ZM141 1V0H140ZM164 1V0H163ZM166 2H167V0H165ZM54 2V1H53ZM56 2H57V0H56ZM75 2H77L76 0H75ZM110 2H113V0H111ZM114 2H115V0H114ZM120 2V1H119ZM131 2V1H130ZM129 2V3H130ZM150 2H152V3H156L157 2V0H156V2H154L153 0L152 1H150ZM169 2V1H168ZM172 2H174V1H172ZM177 2V1H176ZM15 3H11V4H15ZM93 3V2H92ZM92 3L90 4V5H92ZM95 3V2H94ZM100 3V2H99ZM99 3H95V5L97 4V6L99 7ZM116 3V2H115ZM121 3V2H120ZM125 3V2H124ZM124 3H121V4H123V6L122 5H120L121 6V8L123 7V8H125L126 6L125 5H128V4H124ZM133 3V2H132ZM139 3V2H138ZM158 3V2H157ZM156 3V4H157ZM171 3V2H170ZM169 3V4H170ZM49 4V5H48ZM54 4V3H53ZM56 4V3H55ZM79 4V3H78ZM100 4H102V5H104L102 2L100 3ZM107 4V3H106ZM110 4V3H109ZM109 4H107V5H109ZM116 4H118V3H116ZM159 4V3H158ZM168 4V3H167ZM72 5H74V3L72 4ZM101 5V6H102ZM137 5V4H136ZM160 5V4H159ZM158 5V6H159ZM171 5V4H170ZM249 5V4H248ZM251 5V4H250ZM77 6H79V5H77ZM93 6H94V4H93ZM100 6V7H101ZM110 6H112V3L110 4ZM131 6H133V4H131ZM152 6V5H151ZM168 6V5H167ZM54 7H55V5H54ZM75 7H76V4H75ZM75 7H72V9L74 8L75 9ZM92 7V6H91ZM98 7H96L95 6V9L97 8V9H100L99 11L100 12H102V10L103 9H101V8H98ZM128 7H130V6H128ZM128 7H127V10H125V9H123L122 8V10H124V11H129L130 9H133V8H129L128 9ZM142 7V6H141ZM141 7H138L137 6V9L138 8H141ZM155 7V6H154ZM186 7V6H185ZM184 7V8H185ZM50 8V9H49ZM90 10L89 11H91L92 9H94L93 7H92V9L90 8V7H88ZM103 8V7H102ZM145 8V7H144ZM156 8V7H155ZM158 8V7H157ZM161 8V7H160ZM96 9V11H98ZM147 9V8H146ZM238 9V8H237ZM21 11L22 13H23V15H25L26 14V16H28V21H29V24L27 25V24H25L24 25V19H25V17L23 16V19L21 18L22 16H19V15H17L18 13H17V11ZM43 10V11H42ZM105 10V9H104ZM121 10V9H120ZM140 10V9H139ZM181 10V9H180ZM192 10V9H191ZM45 11V12H44ZM85 11V10H84ZM95 11V10H94ZM144 11H146V10H144ZM143 11V13H146V12H144ZM147 11H148V9H147ZM151 11H152V8H151ZM151 11L149 12L148 11V13H149V15L151 14ZM156 11H157V9H156ZM159 11V10H158ZM185 11V10H184ZM21 12H19V13H21ZM72 12H74V11H72ZM86 12H87V10H86ZM107 12V10H105L103 13H106ZM119 12V11H118ZM130 12H132V11H130ZM133 12H135V9H134V11ZM138 12H140V11H137V13L135 12V14H133L132 13V17H133V15H134V17L135 16H139L140 15V13L142 12V9H141V12L138 14ZM153 13H154V10L152 11ZM178 12V11H177ZM193 12V11H192ZM191 12V13H192ZM17 13V14H16ZM44 13V14H43ZM54 12H52V14H53ZM79 13L80 12H78V15H79ZM82 13V12H81ZM97 12H95V14H96ZM102 13V14H103ZM108 13V12H107ZM107 13H106V15H104V17L103 18H105V16H107L108 17V15H107ZM121 13V12H120ZM141 14L140 16H142V15H144V14ZM148 13H146V14H148ZM43 14V15H42ZM51 14V13H50ZM51 14V15H52ZM87 14H89V13H87ZM94 14V15H95ZM127 14H129V12H127ZM131 14V13H130ZM207 14V13H206ZM32 15H36V17L35 18H33V16ZM45 15V16H44ZM51 15H48V22H45V20L41 17L40 19H43L44 20V22L46 23V28H45V31L47 32L46 33V36H48V33L49 32H52V30H51V28H53L54 27V23H52V21H51V19H50V16ZM77 15V16H78ZM81 15V14H80ZM97 15V14H96ZM162 15V14H161ZM98 16H100L99 14H98ZM146 15H144V18H145V20H144V18H143V16L141 17V19H140V17H138V19H140L139 21H141L140 23H139V21L137 20V17H136V21L139 23H137L134 19H132L130 22H132L133 20L136 22V25H139V26H136V25H134V26H136V30H138L139 28L140 29H142L143 27H141L142 26V24L141 23H143V25H145V27H147L146 26V24H148L147 23V21H149V19L150 18H154V17H156V16H154V17H150V18H148L147 16L145 17ZM151 16V15H150ZM206 16V15H205ZM89 17V18H88ZM100 17H102V16H100ZM244 17H245V15H244ZM46 19H47V16L45 17ZM77 18H79V16L77 17ZM83 18H84V14H83ZM83 18H82V20H83ZM109 18V17H108ZM111 18V17H110ZM147 18V19H146ZM157 18H158V16H157ZM183 18H185V17H183ZM206 18V17H205ZM27 19V18H26ZM54 19V18H53ZM52 19V20H53ZM71 20H72V17L70 18ZM69 19V20H70ZM81 19V18H80ZM131 19V18H130ZM129 19V20H130ZM143 19V20H142ZM177 19V18H176ZM186 20H187V18H185ZM185 19H183V20H185ZM190 19V18H189ZM188 19V20H189ZM200 19H202V17L200 18ZM208 19V18H207ZM42 20V21H43ZM69 20L67 21V22H65V23H67V25H68V22H69ZM77 20L78 19H74V20H72L73 21V23L76 21L77 22ZM81 20V21H82ZM110 20V21H109ZM156 20H158V19H156ZM186 20H185V22H186ZM203 20V19H202ZM209 20H210V18H209ZM215 20V19H214ZM40 21V20H39ZM111 21H113V23L116 25H114L113 23L111 24ZM143 21V22H142ZM146 21V22H145ZM154 20H152L151 21V19H150V23H152ZM159 21V20H158ZM205 21V20H204ZM130 22H128V24H130ZM135 22H133V23H131V25H133ZM155 23H156V21H154ZM153 22V23H154ZM175 22V21H174ZM184 22V23H185ZM26 23H27V21H26ZM42 23V22H41ZM71 21H70V28H71ZM73 23H72V28H73ZM78 23V22H77ZM146 23V24H145ZM149 23V24H150ZM160 23V22H159ZM210 23H211V21H210ZM215 23V22H214ZM56 24H57V22H56ZM61 24V23H60ZM59 24V22H58V25H60ZM63 24V23H62ZM61 24V25H62ZM75 24V23H74ZM123 24V23H122ZM127 24V23H126ZM141 24V25H140ZM148 24V25H149ZM203 24V23H202ZM260 24H262V23H260ZM40 25V24H39ZM67 25H63V27L64 26H67ZM125 25V24H124ZM154 25H156V24H154ZM200 25V24H199ZM149 26H151V25H149ZM148 26V27H149ZM157 26H158V23H157ZM175 26V25H174ZM173 26V27H174ZM182 26V25H181ZM198 26V25H197ZM206 26V25H205ZM208 26V25H207ZM213 27H214V24L212 25ZM3 27V28H4ZM75 27V26H74ZM77 27V26H76ZM81 27V26H80ZM79 27V28H80ZM123 27V26H122ZM131 27L130 25H127V28L125 27V28H123L124 30L125 29H129V28ZM179 27V26H178ZM184 27H187V25H184ZM204 27V26H203ZM212 27V28H213ZM249 27V26H248ZM43 28H44V26H43ZM55 28V27H54ZM64 28H66V27H64ZM70 28H67L66 30H68V29H70ZM71 28V29H72ZM82 28V29H83ZM133 28V27H132ZM132 28L130 29V31L132 30ZM152 28H154V27H152ZM175 28V27H174ZM177 28V27H176ZM40 29V28H39ZM98 29V27H96V30ZM134 29V28H133ZM161 28H159V30H160ZM179 29H181L182 31H183V26L181 27V28H179ZM263 30H261V33L264 31V26H263V28H262ZM76 30V29H75ZM74 30V31H75ZM109 30V31H108ZM119 30V31H118ZM127 30H126V32H127ZM144 30V28L142 29V31ZM150 30V29H149ZM175 30V29H174ZM187 29L185 28L184 29V31H185V33L184 34H186V32L188 31H186ZM207 30V29H206ZM5 31V30H4ZM40 31V30H39ZM70 32H72V33H70V36L69 37H71L72 38V36H74V35H72L71 36V34H73V29H72V31L71 30H69ZM77 31V30H76ZM84 32H85V29L83 30ZM100 31V30H99ZM129 31V30H128ZM145 31V30H144ZM161 31V30H160ZM164 31V30H163ZM253 31V30H252ZM260 31V30H259ZM6 32V31H5ZM44 32V31H43ZM68 31H66V33H67ZM134 32V31H133ZM132 32V33H133ZM137 32H139V33H136V31L134 32V33H136L137 35L136 36H138V37H135V39H137V38H139L140 37V35H142L141 33V31H137ZM177 32H180V31H177ZM190 32V31H189ZM256 32V31H255ZM37 33H39V32H37ZM36 33V34H37ZM68 33V34H69ZM76 33V32H75ZM81 33V32H80ZM86 33V32H85ZM90 33V35H91V31L90 32H88L87 34H89ZM124 33H125V31H124ZM122 34V35H125V34ZM128 33V32H127ZM143 33H145V32H143ZM257 33H258V31H257ZM42 34V33H41ZM44 34V33H43ZM52 34V33H51ZM51 34H49V35H51ZM99 34V33H98ZM182 34H183V32H182ZM184 34L182 35V37L181 36H179V37H181V38H183V36H184ZM188 34H190V33H188ZM188 34H186V36L188 35ZM263 34V33H262ZM38 35V34H37ZM82 35H83V33H82ZM86 35V34H85ZM90 35H88V36H90ZM105 35H107L108 37H105ZM128 35V34H127ZM135 35V34H134ZM165 35V34H164ZM179 35H181L180 33H179ZM255 35V34H254ZM44 36H45V34H44ZM68 36V35H67ZM77 36V35H76ZM129 36H133V35H130V33H129ZM167 36V37H166ZM165 36V39L167 38V39H169V37H168V35H166ZM176 36V35H175ZM178 36V35H177ZM190 36H191V34L188 36V38H190ZM192 36H194V35H192ZM228 36V35H227ZM250 36V35H249ZM83 40H84V37H82V36H80ZM104 37V38H103ZM126 37V36H125ZM124 36H123V38H125ZM171 37H172V35H171ZM39 38V37H38ZM80 38V39H81ZM105 38H108L107 40L105 39ZM121 38H122V36H121ZM130 38V37H129ZM142 38V36L140 37V39ZM163 38V37H162ZM175 38V37H174ZM187 37H186V39H188ZM192 38V37H191ZM252 38H253V36H252ZM37 39V38H36ZM74 39V38H73ZM126 39V38H125ZM164 39V38H163ZM178 38H176V40H177ZM248 39H250V38H247V40H246V43H248L247 41H249V43H250V46L252 45V43H254V44H256L255 42H253L254 40H248ZM254 39V38H253ZM256 39V38H255ZM257 39H259L258 37H257ZM256 39V40H257ZM47 40V39H46ZM121 40V39H120ZM134 40V39H133ZM139 40V39H138ZM179 40H180V38H179ZM183 40V39H182ZM189 40V39H188ZM188 40L187 41H185V39H184V41L185 42H187L188 43ZM255 40V41H256ZM5 41L3 42V43H5ZM29 41V43H27ZM71 41V40H70ZM130 41H132V39L130 40ZM129 41V42H130ZM165 41H167V40H165ZM165 41H163V42H165ZM174 41H175V39H174ZM190 41V40H189ZM238 41H239V39H238ZM243 41V40H242ZM264 41V40H263ZM19 42V43H18ZM55 41H53L52 43H54ZM78 42V43H77ZM125 42V41H124ZM171 42V41H170ZM177 42H178V40L175 42L176 44H177ZM252 42V43H251ZM59 43V42H58ZM71 43H72V41H71ZM126 43H128L127 41H126ZM132 43V42H131ZM131 43L130 44H128V46H130L131 45ZM133 43H134V41H133ZM140 43V42H139ZM167 43V42H166ZM174 43V44H175ZM197 43V42H196ZM245 43V44H246ZM65 44H66V42H65ZM121 44V43H120ZM122 44H123V42H122ZM125 44V43H124ZM135 44V43H134ZM165 44V43H164ZM253 44V45H254ZM0 45H1V42H0ZM52 45V44H51ZM55 45H58V44H55L54 43V46ZM64 44H62L61 45V48H63L62 46H63ZM67 45V44H66ZM126 45V44H125ZM138 45V44H137ZM141 45V44H140ZM135 46L134 47V45H133V51L134 50H138V49H135L136 47L138 48V47H141V46ZM168 45V44H167ZM173 45V44H172ZM252 45V46H253ZM4 46V45H3ZM5 46H6V44H5ZM121 45H119V47H120ZM193 46H194V44H193ZM57 47V46H56ZM71 47V46H70ZM70 47H68V48H70ZM132 47V46H131ZM130 47V48H131ZM165 47V46H164ZM171 47V46H170ZM188 47H189V45H188ZM246 47V46H245ZM0 48H2V47H0ZM11 48H9V46H8V50L9 49H11ZM37 48H39V50L38 51H40V54L38 55V54H36L35 53V49H37ZM48 50L47 51V53L50 55H48L47 53H46V49ZM116 48H118L119 49V54H120V58H116L117 60H116V62L118 63V64H120V62L122 63V64H120L119 66H117V67H120V69H118L117 70V68H116V65L117 64H115V54H118L117 52H116ZM129 48V49H130ZM145 48V47H144ZM175 48V47H174ZM191 48V47H190ZM190 48H188V50L190 49ZM218 48V47H217ZM4 49V48H3ZM7 49V48H6ZM56 49V48H55ZM118 49H117V51H118ZM166 49V48H165ZM183 49V48H182ZM144 50V49H143ZM170 50V49H169ZM172 50V49H171ZM206 50V49H205ZM247 50V49H246ZM12 51V50H11ZM67 51V50H66ZM139 51V50H138ZM162 51V50H161ZM160 51V52H161ZM177 51V50H176ZM236 51V50H235ZM250 51V50H249ZM0 52L2 53V51L0 50ZM135 52V51H134ZM167 52V51H166ZM174 52V51H173ZM178 52V51H177ZM176 52V53H177ZM208 52V51H207ZM241 52V51H240ZM244 52V51H243ZM252 52H254V51H252ZM0 53V54H1ZM15 53V52H14ZM15 53V54H16ZM163 53V52H162ZM184 53V52H183ZM189 53V52H188ZM250 53V52H249ZM255 53V52H254ZM257 53H259V52H256V54ZM262 52H260V54H261ZM4 54V53H3ZM10 54L12 55L13 54V51H12V53L10 52ZM10 54H8V56L10 55ZM156 54V53H155ZM172 54H175V52L174 53H172ZM172 54H170V55H172ZM178 54H179V57L181 56V57H183L182 55H180V52H178ZM178 54H177V58H179L178 57ZM185 54V53H184ZM207 54V53H206ZM251 54V53H250ZM2 55V54H1ZM0 55V56H1ZM7 55V54H6ZM51 58V59H53L54 60V62H48V60H47V57L48 56ZM131 55V54H130ZM136 55H137V53H136ZM159 55V54H158ZM163 55V54H162ZM241 55V54H240ZM263 56H264V53L262 54ZM4 56H5V54H4ZM125 56H127V58L125 59V60H123V58H125ZM134 56H135V54H134ZM134 56H132V57H134ZM141 56H142V53H141V51H140V58H141ZM176 56V54L174 55V58H176L175 57ZM237 56H239L238 54H237ZM236 56V57H237ZM242 56V55H241ZM246 56H249V55H246ZM2 57L3 56H1V59H2ZM6 57V56H5ZM130 57V56H129ZM132 57H131V59H132ZM139 57V56H138ZM138 57L136 58L135 57V59L134 60H138ZM143 57H145V56H142V58ZM163 57V56H162ZM180 57V58H181ZM227 57V56H226ZM236 57H234L235 58V60H234V58H233V60L234 61H236ZM160 58V57H159ZM166 58V57H165ZM168 58H170V57H168ZM167 58V59H168ZM174 58L172 59V60H174ZM184 58V57H183ZM188 58V57H187ZM196 58V57H195ZM229 58V57H228ZM227 58V60H229ZM232 58V57H231ZM230 58V59H231ZM29 59H31L32 60V62L30 61V63H29ZM130 59V58H129ZM161 59H163V58H161ZM171 59H168L169 61L171 60ZM182 59V58H181ZM221 59V58H220ZM263 59V58H262ZM8 60H11L10 61V63H9V61ZM118 60H120V62L118 61ZM127 60V63L125 62ZM137 60H136V63H138L139 64V62L140 61H142V60H138V62H137ZM171 60V61H172ZM226 60V61H227ZM239 61H240V59H238ZM264 60V59H263ZM133 61V60H132ZM163 61V60H162ZM182 61V60H181ZM225 61V60H224ZM225 61V62H226ZM238 61V63H240V62H242V60L239 62ZM247 61V60H246ZM25 62H28V64L27 63H25ZM125 62V65L127 64L128 66L131 64V68H130V66H129V68L132 70L129 74H131V75H127L126 74V72L125 71H127L126 69H128V68H123V67H126V66H124L123 65V63ZM175 62H177V61H175ZM194 62V61H193ZM224 62V63H225ZM228 63H230V62H232V63H230V64H233L234 62L233 61H231L230 60V62L229 61H227ZM51 63H53V64H55L56 66H58V65H60L59 67H60V70H59V68L58 69H54L52 66H51ZM162 63H164V62H162ZM167 63H168V61H167ZM171 63V62H170ZM169 63V64H170ZM173 63V62H172ZM183 63V62H182ZM137 64V65H138ZM160 64V63H159ZM173 64H175V63H173ZM180 64V63H179ZM235 64V63H234ZM237 64V63H236ZM7 65V66H8ZM123 65V66H122ZM166 65V64H165ZM189 65H190V63H189ZM222 65H223V63H222ZM229 65V64H228ZM228 65H227V63H226V65H224L225 67H223V68H228ZM161 66L163 67L164 66V64L162 65L161 64ZM171 66V65H170ZM173 66V65H172ZM195 66V65H194ZM210 66V65H209ZM227 66V67H226ZM229 66H232V65H229ZM238 66H239V64H238ZM241 66V65H240ZM9 67V66H8ZM27 67V68H26ZM139 67V66H138ZM141 67V66H140ZM158 67H160V65H158ZM161 67V68H162ZM167 67V66H166ZM211 67V66H210ZM234 67V66H233ZM4 68V69H3ZM112 70H111V69ZM122 68H123V70H122ZM150 68V67H149ZM168 68V67H167ZM222 68V67H221ZM222 68V69H223ZM229 68H231V67H229ZM228 68V70H227V74H228V72L230 71V70H232V69H229ZM236 68V67H235ZM243 68V67H242ZM247 68V67H246ZM9 69V68H8ZM130 69H128V70H130ZM139 69V68H138ZM157 69V68H156ZM219 69V68H218ZM217 69V70H218ZM244 69H245V67H244ZM24 70H26L27 71V73L24 71ZM159 70V69H158ZM162 70V69H161ZM221 70V69H220ZM249 70V68H247V71ZM264 70V69H263ZM146 71V70H145ZM233 71H236L235 69L233 70ZM232 71V72H233ZM241 71V70H240ZM244 71V70H243ZM242 71V73H243V75L244 74H246V70L243 72ZM136 72V71H135ZM150 72H152V71H150ZM198 72V71H197ZM216 72V71H215ZM237 72V71H236ZM235 72V73H236ZM250 72V71H249ZM254 72H255V75H257L256 73V71H253L252 73L254 74ZM263 72V74H264V71H262ZM262 72L260 71V73H261V75H262ZM128 73V72H127ZM134 73V72H133ZM156 73V72H155ZM196 73V72H195ZM221 73V72H220ZM240 73V72H239ZM251 73V72H250ZM249 73V74H250ZM252 73L250 74V75H252ZM103 74V75H104ZM193 74H194V72H193ZM193 74H191L192 76H194ZM203 74V73H202ZM217 74H219V73H217ZM215 75V76H221L222 75V73H221V75L219 74V75ZM227 74H225V75H227ZM106 75H107V73H106ZM148 75V74H147ZM200 75H201V73H200ZM200 75H198V76H200ZM225 75H223V78H224V76ZM229 75H231L232 77L234 76L233 75V73H231V74H229ZM237 75V74H236ZM240 75V74H239ZM243 75H240V77H244ZM247 75V74H246ZM259 75V74H258ZM257 75V76H258ZM108 76H109V74H108ZM108 76H106V77H108ZM112 76H113V74H112ZM196 76H197V74H196ZM201 76H203V75H201ZM205 76V75H204ZM248 76V75H247ZM254 76V75H253ZM253 76H251L252 78H255V77H253ZM257 76H256V79H257ZM103 77H105V76H103ZM109 77H111V75L109 76ZM113 77V78H114ZM143 78H144V76H142ZM146 77V76H145ZM175 77V76H174ZM174 77H173V80H174ZM189 77V76H188ZM209 77H211V76H208V78ZM222 77V76H221ZM250 77V76H249ZM250 77V79H251V81H253V79ZM263 77V76H262ZM262 77H259V78H262ZM2 78H5V77H2ZM2 78H0V91H2V90H5V89H8L7 88V86H6V82L5 81H3V82H1V79ZM19 78H18V80H19ZM139 78V79H138ZM153 78V77H152ZM177 78V77H176ZM192 78V77H191ZM202 78H204V77H202ZM206 78H207V76H206ZM207 78V79H208ZM220 78V77H219ZM226 78H227V76H226ZM230 78V77H229ZM245 78V77H244ZM258 78V82L260 83L261 81H264V79L263 80H260ZM264 78V77H263ZM21 79V80H22ZM102 79V78H101ZM107 79H109V78H107ZM107 79H105V81L107 80ZM111 79V78H110ZM108 80V81H112V80ZM133 79V80H132ZM145 79V83L147 82L146 80L148 79H146V78H144ZM155 79H156V77H155ZM172 79V78H171ZM182 79V78H181ZM186 79V78H185ZM189 79H190V77H189ZM241 79H243V78H241ZM256 79H255V81H256ZM3 80V79H2ZM16 80H17V78H16ZM15 80V81H16ZM21 80L19 81V84H21L20 82H21ZM104 80V79H103ZM142 80V79H141ZM150 80V79H149ZM180 80V79H179ZM217 80V79H216ZM220 80H222L221 78H220ZM219 80V81H220ZM244 80V79H243ZM246 80V82H249V81H247V80H249L248 78H246L245 79ZM244 80V81H245ZM10 81V80H9ZM22 81V82H23ZM114 81V80H113ZM118 81H115V82H118ZM119 81V82H120ZM125 81L123 82V81H121V82H123V83H121V86H122V84H125ZM195 81V80H194ZM201 81V80H200ZM215 81V80H214ZM219 81L217 82V81H215V82H217L216 84H218L219 83ZM223 81V80H222ZM230 81V80H229ZM251 81H250V83L248 84V86H250L252 83H251ZM253 82V84L254 85H256V83H258V82ZM17 82V81H16ZM15 82V84L17 85V86H20V85H18L17 83ZM115 82H110L111 84L112 83H115ZM116 83V85L117 84H120V83ZM140 82V80L138 81V83ZM226 82V81H225ZM246 82H244L245 84H246ZM25 83V84H26ZM141 83H142V81H141ZM198 83V82H197ZM221 83V82H220ZM222 83H224V82H222ZM221 83V84H222ZM228 83V82H227ZM226 83V84H227ZM259 83H258V85H259ZM262 83H264V82H262ZM261 83V84H262ZM8 84V83H7ZM106 84V83H105ZM147 84V83H146ZM146 84L144 85L145 87H146ZM151 84V83H150ZM153 84V83H152ZM158 84V83H157ZM205 84V83H204ZM226 84H222V85H226ZM260 84V85H261ZM16 85H13V83H12V86H13V88L15 87V89L17 90L18 89V87L16 86ZM104 85V84H103ZM160 85V84H159ZM198 85V84H197ZM213 85V84H212ZM220 85V84H219ZM263 86H264V84H262ZM34 86H36V88L34 87ZM92 86H93V84H92ZM118 87H116L118 90H116V88L114 87L113 89H115L114 91L115 92H111L110 90H107V91H109L110 93H111V95L112 96H110V97H113V96H116V95H114L115 93H116V91H119L120 93L121 92H123V91H128L129 92V88H127L128 90H125V88L124 87H121L120 88V85H117ZM161 86V85H160ZM227 86H228V84H227ZM232 86V85H231ZM247 86V85H246ZM263 86H261V88L263 87ZM17 87V88H16ZM103 87V86H102ZM138 87V86H137ZM137 87H136V89H137ZM140 87H142L141 86V84H140ZM155 87H156V85H155ZM157 87H158V85H157ZM175 87V86H174ZM217 87V86H216ZM222 87V86H221ZM229 87L230 86H228V89H229ZM254 88H255V86H253ZM256 87L258 88L259 86H257L256 85ZM35 88V89H34ZM121 89V91H120V89ZM122 88H124L123 90H122ZM149 88H151V85L149 86ZM152 88H154L153 86H152ZM173 88V87H172ZM226 88V87H225ZM31 89V90H30ZM82 89H84L85 90V92H83L82 91ZM93 89V87H92V89L91 90H94ZM99 89V90H100ZM140 89H142V88H140ZM144 89V88H143ZM142 89V90H143ZM146 89V88H145ZM144 89V90H145ZM159 89H160V87H159ZM219 89V88H218ZM217 89V91H219ZM224 89V88H223ZM223 89H221L220 88V90H223ZM227 89V88H226ZM225 89V90H226ZM260 89V88H259ZM263 89V91H264V87L262 88ZM131 91H132V89H130ZM147 90V89H146ZM145 90V91H146ZM150 90V89H149ZM204 90V89H203ZM230 90V89H229ZM237 90V89H236ZM249 90V89H248ZM257 91H258V89H256ZM255 90V91H256ZM7 91V90H6ZM12 91H14V90H12ZM18 91V90H17ZM19 91H20V89H19ZM69 91V93L67 94V95H65L66 94V92H68ZM104 91L105 92H103V91H101V93L103 92V94L102 95H104V93H106V90L104 89ZM139 91V90H138ZM151 91V90H150ZM153 91H156V89L155 90H153ZM165 91V90H164ZM172 91V90H171ZM177 91H178V89H177ZM213 91V90H212ZM228 91V90H227ZM226 91V92H227ZM252 91L253 90H251V97L253 96L252 95ZM255 91H253V92H255ZM262 91V90H261ZM261 91H258V92H261ZM118 92V93H119ZM125 92V93H126ZM140 92V91H139ZM162 92V91H161ZM174 92V91H173ZM248 92H250V90L248 91ZM13 93V92H12ZM15 94H16V91L14 92ZM64 93V94H63ZM100 93V92H99ZM108 93V92H107ZM106 93V94H107ZM110 93H109V95H110ZM119 93V94H120ZM149 93V92H148ZM147 93V94H148ZM191 93V92H190ZM189 93V94H190ZM228 93V92H227ZM235 93V92H234ZM233 93V94H234ZM146 94V93H145ZM155 95L156 94H158V93H154ZM166 94V93H165ZM176 94H178V93H176ZM188 94V93H187ZM213 94H215L214 92H213ZM225 94V93H224ZM224 94H222V95H224ZM236 94V93H235ZM248 94V93H247ZM256 94H257V92H256ZM14 95V94H13ZM61 95H65V96H61ZM101 95V94H100ZM122 95V96H121ZM120 95V97H121V99H122V97H123V94H121ZM149 95V94H148ZM151 95H152V92H151ZM208 95H209V93H208ZM221 95V94H220ZM220 95H219V100H220ZM259 95H260V93L258 94V96H256V95H254V96H256V97H259ZM60 96V97H59ZM154 96V95H153ZM157 96H159V95H157ZM157 96H155V98L157 97ZM172 96V95H171ZM175 96V95H174ZM179 96V95H178ZM185 96V95H184ZM213 96H215V95H213ZM248 96V95H247ZM246 96V97H247ZM250 96L248 97V98H250ZM262 96V94L260 95V97ZM19 97H20V99H19ZM103 97H105V96H102L101 98H103ZM117 97L118 96H116V99H117ZM147 97V96H146ZM149 98H150V96H148ZM159 97H162V96H159ZM159 97H158V99H159ZM216 97V96H215ZM223 97V96H222ZM255 97V98H256ZM75 98H77V99H75ZM115 97H113L112 99H114ZM119 98V97H118ZM130 98V97H129ZM133 98V97H132ZM144 98H145V96H144ZM155 98H153V99H155ZM178 98V97H177ZM198 98V97H197ZM201 98V97H200ZM205 98V97H204ZM229 98V97H228ZM247 98V99H248ZM253 98V97H252ZM262 98V97H261ZM75 99V100H74ZM120 99V98H119ZM119 99H117V100H119ZM141 99V98H140ZM148 99V98H147ZM152 99V98H151ZM161 99V98H160ZM159 99V100H160ZM163 99V98H162ZM186 99V98H185ZM216 99H217V97H216ZM246 99V98H245ZM246 99V100H247ZM19 100V101H18ZM108 99H106L105 101H107ZM110 100V99H109ZM108 100V101H109ZM124 100V99H123ZM129 100V99H128ZM134 100H137V99H132V102L133 103H131V105H133L134 104V102H136V101H134ZM143 100V99H142ZM141 100V101H142ZM145 100V99H144ZM156 100V99H155ZM174 100V99H173ZM222 100V99H221ZM224 100V99H223ZM227 100V99H226ZM229 100V99H228ZM250 100H252V101H250V104L252 103V105L251 106H253V105H255V107H258V106H260V103L262 102V103H264V100L263 99H261V100H258V98H257V101H258V103H259V101H260V103H259V105L258 106H256L257 104L256 103H254V99H251L250 98ZM9 101V100H8ZM125 101V100H124ZM146 101V100H145ZM152 101V100H151ZM157 101V100H156ZM161 101V100H160ZM163 101V100H162ZM210 101V100H209ZM245 101V100H244ZM249 100H247V102H246V104H248V109H250L251 108V106L249 107V102H248ZM15 102V101H14ZM112 102V101H111ZM117 102V104L119 103V101H116ZM116 102H114V105H113V103H112V107L115 109V107L117 106V104H116V106H115V103ZM148 102H149V100H148ZM220 102V101H219ZM6 103V102H5ZM123 103V102H122ZM126 103H127V100H126ZM145 103V102H144ZM149 103H151V102H149ZM152 103H153V101H152ZM155 103V102H154ZM206 104H208L209 105V107H210V105L212 104V101H211V103L210 102H205ZM210 103V104H209ZM222 103H223V101H222ZM224 103H225V100H224ZM254 103V104H253ZM9 104V103H8ZM45 104V105H44ZM108 104H110V103H108ZM124 104V103H123ZM143 104V103H142ZM141 104V106H143ZM147 104V103H146ZM186 104V103H185ZM190 104V103H189ZM203 104V103H202ZM201 104V105H202ZM219 104V105H218ZM217 105L220 107V104L221 103H218ZM227 103H225V105H226ZM5 105V104H4ZM41 105H44V108L41 106ZM135 106H136V104H134ZM153 105V104H152ZM183 105H184V103H183ZM187 105V104H186ZM198 106L197 107V109L200 107V110H201V107L202 106ZM213 105H214V103H213ZM224 104H222V106H223ZM224 105V106H225ZM241 105V104H240ZM240 105H239V107H240ZM242 105H243V103H242ZM241 105V106H242ZM262 105H264V104H261V108H262ZM7 106V105H6ZM127 106H128V103L126 104V108H127ZM141 106H139V108L141 107ZM157 106H159V103L157 104L156 103V105H155V108L157 107ZM197 106V105H196ZM196 106H194V107H196ZM212 106V105H211ZM246 106V105H245ZM244 106V107H245ZM40 107V108H39ZM41 107L43 108V110H39V109H41ZM118 107V106H117ZM122 107V109H124L123 108V105L121 106ZM129 107L131 108L132 107V111H131V113L133 112V106H130L129 105ZM144 107V106H143ZM148 107V106H147ZM154 107V106H153ZM206 107V106H205ZM213 107V106H212ZM216 107V106H215ZM230 107V106H229ZM238 107V106H237ZM236 107V108H237ZM243 107V106H242ZM254 107V106H253ZM254 107V111L256 112V108ZM264 107V106H263ZM130 108H129V110H130ZM135 108H137V107H135ZM146 108V107H145ZM154 108V109H155ZM159 108V107H158ZM203 108H204V106H203ZM214 108V107H213ZM222 108H224V107H222ZM226 108V107H225ZM224 108V109H225ZM227 108H228V106H227ZM259 108V107H258ZM6 109V108H5ZM9 109V108H8ZM117 109V108H116ZM116 109H115V111H116ZM119 109V108H118ZM122 109H121V111H122ZM141 109H142V107H141ZM147 109V108H146ZM188 109V108H187ZM208 109V108H207ZM214 109H216V108H214ZM229 109V108H228ZM238 109V108H237ZM240 109V108H239ZM246 109H247V106H246ZM247 109V110H248ZM251 109H253V108H251ZM250 109V110H251ZM15 111H16V109H14ZM109 110H111L110 108H109ZM109 110H107V112H109ZM120 110V109H119ZM125 110V109H124ZM139 110V109H138ZM145 110V109H144ZM156 110V109H155ZM192 110H196V108L195 109H193L192 108ZM200 110L198 109V112H200ZM248 111V112H251V111ZM5 112H6V110H4ZM3 111V112H4ZM114 111V112H115ZM127 111V110H126ZM125 111V112H126ZM137 111V110H136ZM136 111H135V109H134V114H136ZM142 111V110H141ZM159 111V110H158ZM204 111H205V109H204ZM208 111V110H207ZM221 111V110H220ZM223 109H222V113H223ZM225 111H226V109H225ZM230 111V113L232 114L233 112L229 109V110H227L226 111V113H228ZM258 111V110H257ZM1 112V111H0ZM106 112V113H107ZM123 112V111H122ZM121 112V113H122ZM128 112V111H127ZM130 112V111H129ZM128 112V113H129ZM140 112V111H139ZM138 112V113H139ZM153 112V111H152ZM165 112V111H164ZM167 112V111H166ZM219 112V111H218ZM221 112H219V113H217V119H219L222 115V117L224 118L226 115H230V113H228V114H225V116H224V114H221L220 115V117L218 116ZM241 112H242V110H241ZM247 112V115H249V113ZM255 112H253V113H255ZM13 113V112H12ZM16 113H17V111H16ZM75 113V114H74ZM209 113H210V111H209ZM209 113H208V116L207 117H209ZM240 113V111L238 112V114ZM243 113V112H242ZM253 113H250V115H252ZM5 114V113H4ZM14 114V113H13ZM144 114V113H143ZM192 114L194 115V113L192 112ZM192 114H190V115H192ZM206 114V113H205ZM204 114V115H205ZM234 114V113H233ZM232 114V115H233ZM236 114V113H235ZM241 114V113H240ZM239 114V115H240ZM258 114V113H257ZM10 115V114H9ZM70 115H68V116H70ZM138 115V114H137ZM136 115V116H137ZM195 115H196V113H195ZM198 115V114H197ZM216 115V114H215ZM228 115V116H229ZM232 115L231 116H229V117H232ZM254 115V114H253ZM259 115V114H258ZM258 115L256 116L257 117V119H259V118H261L260 117V115H261V113H260V115H259V118H258ZM1 116H2V112H1ZM120 116H124V115H121L120 114ZM119 116V117H120ZM132 116H134L133 114H132ZM135 116V118H137ZM170 116V115H169ZM264 114H262V118L261 119H259V120H261V122H262V120L264 119ZM78 117V120H79V118L80 117H82V119L80 118V120L78 121L76 118ZM127 117V116H126ZM192 117V116H191ZM194 117V116H193ZM201 117H203V116H201ZM211 117H213V116H210V118ZM219 117V118H218ZM227 117V116H226ZM235 117H236V115H235ZM240 117V116H239ZM239 117H237L236 119L234 118L233 119V122H231V120L229 119V125L232 123V126L237 122V121H239L240 123L241 122H243L242 121V119H243V117H242V119L241 120H237ZM255 117V116H254ZM7 118V117H6ZM6 118H4L5 120H6ZM10 118V117H9ZM13 118H15V115L13 116ZM70 117H68V119H69ZM109 118V117H108ZM135 118H134V120H135ZM155 118V117H154ZM163 118H164V116H163ZM188 118H190V116L188 117ZM198 118V117H197ZM223 118H221L220 120H223ZM251 118H252V116H251ZM251 118H250V120H251ZM1 119V118H0ZM3 118H2V120H3V122L5 121ZM8 119V118H7ZM11 119V118H10ZM16 119V118H15ZM112 119V118H111ZM122 119H125V118H122ZM121 119V120H122ZM132 119V118H131ZM212 119V118H211ZM232 119V118H231ZM247 119H249V117H247ZM256 119V120H257ZM120 120V121H121ZM146 120V119H145ZM155 120V119H154ZM177 120V119H176ZM191 120V119H190ZM216 120V119H215ZM234 120H236V122H234ZM244 121H245V119H243ZM249 120V121H250ZM256 120H254L255 122H256ZM10 120H8V122H9ZM78 121V122H77ZM149 121V120H148ZM178 121H180V120H178ZM194 121V120H193ZM198 120H196L195 122H197ZM199 121H201V119L199 120ZM224 121V120H223ZM227 121V120H226ZM258 121V120H257ZM6 122H7V120H6ZM12 122V121H11ZM144 122V121H143ZM150 122V121H149ZM155 122H157V121H155ZM177 122V121H176ZM217 122H218V120H217ZM216 122V123H217ZM221 122V121H220ZM239 122H237V123H239ZM260 122V123H261ZM263 122H264V120H263ZM13 123H15L14 122V120H13ZM15 123V124H16ZM179 123H181V122H179ZM189 123V122H188ZM191 123V122H190ZM221 123H223V122H221ZM234 123V124H233ZM237 123H236V125H234V127L235 126H237ZM247 123V122H246ZM246 123H242L241 124V127H236V128H243L242 127V125L243 124H245V125H247ZM8 123H6V125H7ZM33 124H35V125H33ZM141 124V125H140ZM145 124V123H144ZM157 124V123H156ZM196 124H198V122L196 123ZM199 124H201V123H199ZM198 124V125H199ZM223 124H225V126H226V122L224 121V123ZM255 124V123H254ZM258 124V123H257ZM0 125H1V123H0ZM3 125H5V124H3ZM73 125V124H72ZM136 125H138V124H136ZM148 125V124H147ZM146 125V126H147ZM181 125V124H180ZM187 126H188V124H186ZM193 125V124H192ZM192 125H190L191 127H192ZM228 125V124H227ZM252 125V127H254V129H256L255 127H257V129L258 128H260V126H259V124H258V126H253V121H252V124H250V126ZM256 125V124H255ZM263 125V124H262ZM141 126V127H140ZM201 126H203L204 127V125L202 124V125H200V127ZM216 126H217V124H216ZM219 126V125H218ZM217 126V127H218ZM221 126V125H220ZM220 126L218 127V129L220 128ZM222 126H224V125H222ZM221 126V127H222ZM224 126V127H225ZM244 126V125H243ZM248 127V129L250 128H252V127H250L249 126V124L247 125ZM10 127V126H9ZM196 127V126H195ZM199 127V126H198ZM198 127H196V128H198ZM203 127H202V129H203ZM227 127V126H226ZM246 127V126H245ZM2 128V127H1ZM34 128H36V129H39V133H44V135L46 134V133H48L47 134V141L46 140H44V138H41V139H43L46 143L45 144H42V142H41V144L42 145H40L39 143V136L41 135H39V136H37L36 134H35V132H38V130L36 131L35 130V132H34ZM138 128H140V129H138ZM162 128V127H161ZM196 128H195V130H196ZM214 128V127H213ZM228 128V127H227ZM246 128V129H247ZM262 128V127H261ZM3 129V128H2ZM95 129H98V130H95ZM151 129V128H150ZM187 129V128H186ZM191 129H193V128H191ZM202 129H199V130H201V132H202V135H205V137L206 136H210V134L209 133H206V134H208V135H206L205 134V132L203 133V131H202ZM205 129V128H204ZM215 129V128H214ZM224 130L225 128H220L219 129V131L220 130ZM229 129V128H228ZM228 129H226V130H228ZM237 129V130H238ZM245 129V130H246ZM253 129V130H254ZM13 130V129H12ZM16 130V129H15ZM15 130L13 131V132H15ZM85 130H87V129H85ZM94 130V131H93ZM128 130H133V129H131V127H128ZM143 130H144V128H143ZM142 130V131H143ZM183 130V129H182ZM198 130V129H197ZM199 130H198V132H199ZM226 130H224V131H226ZM259 130H261V131H263L264 129H258L257 131H259ZM71 131V130H70ZM193 131V130H192ZM215 131V130H214ZM213 131V132H214ZM217 131V130H216ZM219 131H217V132H219ZM238 131H240V130H238ZM242 131L243 132H247V131H249L250 132V135L249 136H251V133H253V131H251V130H247V131H244V129H242ZM241 131V135H243V136H245L246 134H248V133H246V134H243V132ZM261 131H259L260 133H261ZM12 132V133H13ZM133 132V131H132ZM213 132H212V134H211V136H213V137H215L214 139H216V140H214L213 138V140L214 141H216V143H218V141H217V138H218V140L219 139H221L222 138V136H224V137H226V135L225 134H227L226 132H222L223 133V135L222 134H219L220 136H221V138H219L218 137V135H217V133H214L216 136H217V138H216V136H214L213 135ZM227 132H229L230 133V136H231V130H228ZM96 133V134H97ZM182 133V132H181ZM219 133H221V132H219ZM229 133H228V136L226 137L227 138V140H228V137L230 138V136H229ZM14 134V133H13ZM95 134V135H96ZM144 134V133H143ZM142 134V135H143ZM169 134H170V131H169ZM173 134V133H172ZM177 134V133H176ZM198 134H201V133H198ZM197 134V135H198ZM254 134H255V131H254ZM262 134V133H261ZM261 134H259V135H261ZM43 135V134H42ZM70 135V134H69ZM86 135H87V133H86ZM86 135H85V138H86ZM191 135V134H190ZM189 135V136H190ZM194 135V134H193ZM196 135V136H197ZM253 135V134H252ZM257 135V134H256ZM258 135V136H259ZM36 136H37V138H36ZM93 136H91V137H93ZM143 136H145V135H143ZM152 136V135H151ZM174 136V135H173ZM195 136V137H196ZM199 136V135H198ZM208 136V137H209ZM211 136L209 137L210 138V140H211ZM247 136V135H246ZM245 136V137H246ZM255 135H253V137H254ZM257 136V137H258ZM262 136V135H261ZM261 136H259V139H260V137ZM13 137V135H11V138ZM36 138V140H35V138ZM41 137V136H40ZM147 137H148V135H147ZM147 137L145 136V138L144 139H147ZM171 137V136H170ZM175 137H176V135H175ZM177 137H178V135H177ZM176 137V138H177ZM192 137V136H191ZM195 137H194V140H195ZM205 137H204V139H205ZM208 137H206V140L208 139L209 140V138ZM223 137V138H224ZM233 137V135L231 136V139H230V141H229V144L230 145H232L233 144V142H235V140L237 139L236 137V139H234V137ZM263 137V136H262ZM261 137V138H262ZM7 138V137H6ZM151 138H154V137H151ZM176 138H170L171 139V142H172V140H173V142H174V144H175V141H176ZM188 138V137H187ZM193 138V137H192ZM197 138H199V137H197ZM196 138V139H197ZM201 138V137H200ZM249 138V137H248ZM252 138V137H251ZM251 138H249V139H251ZM256 138V137H255ZM264 138V137H263ZM3 139H4V137H3ZM13 139H15V137H13ZM18 139V138H17ZM64 139V138H63ZM166 140H167V137L165 138ZM170 139L168 140L169 142H170ZM174 139H175V141H174ZM178 140H179V138H177ZM184 139V138H183ZM202 139V138H201ZM204 139H202L203 141H201L202 143L201 144H203L204 145V147H206L205 145L207 144V143H205L204 141H206V140H204ZM2 139H0V141H1ZM5 140V139H4ZM7 140V139H6ZM8 140H9V137H8ZM11 140V139H10ZM89 140V139H88ZM87 139H86V141L85 142H87L88 141ZM149 140H151V139H149ZM148 140V141H149ZM161 140H163L162 138H161ZM191 140V139H190ZM189 140V142H191ZM222 140V139H221ZM225 140V142L223 141V143H225V146H226V143L228 144V141H226V139H224ZM231 140H234V141H232V144L230 143L231 142ZM14 141H17V140H13L12 141V143L14 144ZM70 141H71V143H70ZM78 141V140H77ZM92 142H93V140H91ZM130 141V140H129ZM197 142H198V140H196ZM199 141V142H200ZM222 141H220V142H222ZM240 141V140H239ZM8 142H11V141H8ZM18 142V141H17ZM23 142V141H22ZM90 142V141H89ZM101 142V141H100ZM153 142V141H152ZM155 142H157V141H155ZM159 142V141H158ZM161 142V141H160ZM171 142L169 143V145L170 146H173L172 144H171ZM188 142V141H187ZM192 142H193V144H194V141L192 140ZM192 142H191V144H192ZM204 142V143H203ZM210 141H208V143H209ZM211 142H212V140H211ZM261 142H262V140H261ZM12 143H10V145H12ZM44 143V142H43ZM82 143H84V142H82ZM91 143V142H90ZM89 143V144H90ZM94 143H96V142H94ZM93 143V145H94V147H96V145ZM149 143V142H148ZM151 143V142H150ZM165 143H167V141L165 142ZM185 143H186V137H185ZM214 143V142H213ZM215 143V144H216ZM237 143H238V141H237ZM239 143H241V142H239ZM8 144V146H10L9 145V143H7ZM92 144V143H91ZM132 145L133 147L130 149L131 151H132V153L131 154H128L127 155V153H126V155H125V151H126V148L128 149V145ZM144 144H147V143H144ZM161 144V143H160ZM168 144V143H167ZM190 144V143H189ZM212 144V143H211ZM219 144H222V143H218L217 145L219 146ZM235 144H236V142H235ZM234 144V145H235ZM242 144V143H241ZM17 146H18V144H16ZM21 145V144H20ZM23 145V144H22ZM93 145H91L92 147H93ZM175 145H177L178 146V144H175ZM174 145V146H175ZM195 145H197L196 143H195ZM202 145V146H203ZM244 144H242V146L240 145V148H241V150H242V148L244 147L243 146ZM16 146V147H17ZM82 146V145H81ZM153 146V145H152ZM156 146V145H155ZM167 145H165V147H166ZM192 147H193V145H191ZM198 146V145H197ZM217 146V147H218ZM220 146H222V145H220ZM225 146H223V147H221V149L222 148H224ZM252 146V145H251ZM256 146V145H255ZM258 146V145H257ZM11 147V146H10ZM70 147H72V149H75L76 151H75V153H73L74 152V150L72 151L71 150V152L72 153H70ZM94 147H93V149L92 150H94ZM150 147H151V145H150ZM165 147H163V149L165 148ZM180 147V144H179V146H178V148ZM187 147H188V143H187ZM189 147H190V145H189ZM199 147V146H198ZM195 148L196 150H199L198 152H203L204 150H200L202 147H199V148ZM213 147H214V145H213ZM227 147V146H226ZM236 147V146H235ZM238 147H239V145H238ZM248 147V146H247ZM250 147V146H249ZM13 148V147H12ZM27 148V146L25 147V149ZM66 148H69V149H67L69 152H67V150H66ZM88 148H90V146L88 147ZM144 148V149H143ZM207 148H209V146L207 147ZM211 148V147H210ZM209 148V149H210ZM215 148V147H214ZM214 148H212V149H214ZM220 148V147H219ZM228 148H229V146H228ZM227 148V150L226 151H228L229 149H231V148H234V146H232V147H230L229 149ZM11 149V148H10ZM167 150H169L168 149V147L166 148ZM166 149L164 150V151H166ZM172 149V148H171ZM192 149H194V148H192ZM202 149H204V148H202ZM212 149H210L211 151H213ZM217 149V148H216ZM224 149H226V148H224ZM239 149V148H238ZM237 149V150H238ZM247 149V148H246ZM258 149V148H257ZM30 150H32L33 151V153H34V151H35V153H36V156H34V155H28V151H30ZM88 150V149H87ZM130 150L129 151H127V152H130ZM134 150V151H133ZM144 150H145V152H144ZM160 150V149H159ZM181 149L179 148V151H180ZM190 149H187V152L189 151ZM208 150V149H207ZM207 150H205L206 152H207ZM234 150V149H233ZM233 150L231 149V151H232V153H235V152H233ZM237 150H235V151H237ZM241 150H240V152H241ZM245 150V149H244ZM249 150V149H248ZM256 150V149H255ZM31 151V152H32ZM210 151V152H211ZM217 151H218V149H217ZM226 151H225V153H226ZM230 151V150H229ZM258 151V150H257ZM256 151V152H257ZM97 152V151H96ZM96 152H94V153H96ZM151 152V151H150ZM150 152H149V155H150ZM152 152H153V150H152ZM174 152L175 151H173V154L172 155H174L175 157H176V159L178 158L179 160H180V162L182 161L181 160V157L180 156H176V155H179V152H178V154H174ZM176 152H177V148H176ZM184 152V151H183ZM187 152H185V153H183L184 155H186V153ZM192 152H195L196 153V151L195 150H193V151H191V153ZM197 152V153H198ZM210 152H209V150H208V154L210 155ZM220 152V151H219ZM219 152H217L218 154H219ZM223 152V151H222ZM259 153L261 152V150L260 151H258ZM257 152V153H258ZM34 153V154H35ZM52 153V152H51ZM91 153H92V151H91ZM91 153H89V154H91ZM99 153H98V155H99ZM158 153V152H157ZM181 154L180 155H182V152H180ZM203 153H205V152H203ZM212 153V152H211ZM214 153H216V151H214ZM217 153L215 154V156L217 155ZM228 153V152H227ZM243 153V152H242ZM262 153V152H261ZM73 154V155H72ZM93 154V153H92ZM153 154H155V153H153ZM166 154H168V153H166ZM166 154L164 155V156H166ZM171 154V153H170ZM188 154H189V152H188ZM187 154V155H188ZM207 154V153H206ZM207 154V155H208ZM220 154H222L221 152H220ZM229 154V153H228ZM241 154V153H240ZM240 154H238L239 156H240ZM250 154H251V152H250ZM250 154L248 153V155H247V157L248 156H250ZM49 155H50V153H49ZM96 155H97V153H96ZM96 155H94V156H96ZM159 155V154H158ZM158 155H157V158H159L158 157ZM190 155V154H189ZM188 155V156H189ZM198 155V154H197ZM199 155H200V153H199ZM202 155V154H201ZM204 155V154H203ZM231 155V154H230ZM233 155V154H232ZM238 155H235L234 154V156L237 158V156ZM243 155H245V154H243ZM252 155H254V153H252ZM258 155V154H257ZM262 155V154H261ZM69 156V157H70ZM74 156H77V157H79L80 159L79 160H76V158H75V160L73 159V157ZM88 156V157H87ZM93 155H92V158H98V157H94ZM100 156V155H99ZM156 156V155H155ZM163 156V157H164ZM210 156H212L213 158H214V154H212V155H210ZM221 157H220V159L222 158V156H224V155H220ZM48 157V156H47ZM184 157V156H183ZM200 157H202V156H200ZM217 157L219 158V156L217 155ZM217 157H215V158H217ZM234 157V158H235ZM246 157V156H245ZM260 156H258V158H259ZM262 157V156H261ZM260 157V158H261ZM62 158V159H61ZM107 158V159H106ZM153 158H155V157H153ZM171 158H172V156H171ZM187 158V157H186ZM186 158H185V160H186ZM190 157H188V159H189ZM205 158V157H204ZM203 157H202V159H204ZM214 158V159H215ZM233 158V159H234ZM240 158V157H239ZM242 158H244V157H242ZM250 158V157H249ZM249 158H247V159H249ZM257 158V156L255 157V161H258L259 159ZM263 158V157H262ZM45 159V158H44ZM48 159V158H47ZM78 159V158H77ZM101 158H99L98 160H100ZM159 159H161V158H159ZM158 159V160H159ZM168 159L169 158H167V162H168ZM173 159H175V158H173ZM173 159H170V161L169 162H172L173 161ZM178 159H177V161H175V162H173L172 164H175V165H177V163L179 162L178 161ZM192 158H190V160H191ZM195 159V158H194ZM194 159H192V160H194ZM220 159H219V161H220ZM232 159V161H229L230 163L232 162V164H234V160ZM238 159V158H237ZM246 158L244 159V160H242L241 162H240V166H241V164H242V162L243 161H245V160H247ZM254 159V158H253ZM257 159V160H256ZM64 160V161H65ZM90 160H91V158H90ZM137 160H140V162L141 163H144V164H141L143 167L144 166H146V163H147V169L149 170V172H147L146 171V173L148 174V175H146V173H143L142 175H143V177H144V174L146 175L145 177H147V178H143L142 179V177H140V180H142V182H144V184H146L147 183V185H142V184H140V183H138L137 181H133L132 180V173H133V177H135L134 176V174L135 175H137V173H138V171L136 172L134 169L136 168V170H137V168H139V167H136V165L135 164H140V162H138V163H136V161ZM157 160V161H158ZM166 160V159H165ZM172 160V161H171ZM184 160V159H183ZM184 160V162H186ZM198 159L196 158V162H198L197 161ZM201 160V159H200ZM207 160V159H206ZM213 160V159H212ZM216 160V163H217V159H215ZM223 160H225L224 159V157L221 159V162H223V163H226L225 161H223ZM239 160H241V159H239ZM251 160L252 159H249V161L251 162ZM61 161H59V162H61ZM76 161V162H75ZM83 161V160H82ZM162 161V160H161ZM188 161V160H187ZM201 161H203V160H201ZM199 162V163H203V162H206L205 160L203 161V162ZM209 161H210V158H209ZM214 161V160H213ZM213 161H211V163L213 162ZM227 161V160H226ZM236 161V160H235ZM238 161V160H237ZM261 161V160H260ZM260 161H258L257 163H259ZM92 162V161H91ZM97 162V163H96ZM102 162V163H101ZM160 162V161H159ZM165 162V161H164ZM192 163H191V165L193 164V162L194 161H191ZM196 162H194V163H196ZM228 162V161H227ZM228 162V163H229ZM239 162V161H238ZM238 162H237V165L239 166V164H238ZM253 162V161H252ZM40 163H45V161H41ZM54 165H53V164ZM57 163V162H56ZM64 163V164H63ZM78 163V162H77ZM188 163L190 164V162L188 161ZM210 163V162H209ZM222 163V164H223ZM228 163H226V164H223L224 166H222L221 168H223V172H225V169L224 168H227L228 167V165H232V164H228ZM255 163V165H256V162H254ZM262 163V162H261ZM260 163V164H261ZM5 164H3L4 166H5ZM38 164L40 165L39 167H38ZM57 164H59L58 165V168L57 169H60L59 168V166H61V164L60 163H57ZM56 164V165H57ZM93 164V165H92ZM160 164H162V163H160ZM168 164V163H167ZM172 164L170 165V166H172ZM183 163H180V164H178L179 165V168H177V169H182V167L180 166V165H182ZM189 164H186V165H189ZM197 164V163H196ZM206 164V165H205ZM205 164H203V167L204 168H207V169H209L208 167H210L209 165H211V164H209V165H207L208 164V160H207V163H205ZM218 165H216V164H213V166L214 165H216L215 166V168H212L211 167V169L213 170V169H215V170H217L216 168H219L220 170H221V168H220V166L222 165V164H219V162L217 163ZM243 164H245L244 162H243ZM247 164H249V167L250 166H252V168H253V163H251L252 165H250V163H248V161H247ZM247 164H245L246 166H248ZM17 165V166H16ZM55 165V166H56ZM162 165H164V163L162 164ZM184 165H185V163H184ZM259 165V164H258ZM254 166V173H256L258 170H257V168L259 167V166ZM263 165V164H262ZM62 166H61V168H62ZM73 166V167H72ZM78 166H80L79 164H78ZM82 166V165H81ZM92 166V167H91ZM134 166H135V168H134ZM194 166H195V164H193V166H192V168H189V174L190 175H192V176H188L186 179H184L183 181H182V179H181V184L185 181V180H187V181H190V183L192 184H195L196 182L198 183L199 182V180H200V182H202L201 184L203 185L204 184V181H207V186H205L206 188H204V189H206V190H202V189H200V187H196V184H195V188H196V190H194L195 188L193 187V189L192 188H190V192L192 191V190H194L193 191V193L191 194L190 192H188L189 191V189H187L188 188V186L187 187H185L186 188V190H187V193H186V190H185V188H183L184 186L183 185H185V184H187L186 183V181L183 183V185L182 186H180L179 185V183L180 182H178L177 183V185H179L178 187H179V189H184L185 190V192L184 193H182L183 194V197L185 198V200L186 201H189V203L188 202H186V204H187V206L185 205L184 206V204H182V202L180 203V202H177V203H179V204H182L183 205V207H182V205H180V206H177L178 204L177 203H175L174 201V204H170L169 202L166 204V206L169 208L168 210H169V212L171 213V216L173 215V217H175V218H173V217H170V216H168L167 214L165 215V216H168V217H166V218H168V219H170L171 221L170 222H172V219H174V221H176L175 223L177 224V223H179L178 225L179 226H183L186 230H188L187 232H189L190 231V233L192 232V233H194V236H195V234L197 235V236H195V237H197V238H195V239H193V241L194 242H198V240H199V243H195V244H201V247L199 246V252L200 251H203V253L201 252L200 253V255L198 254H191L190 253V256L187 254V253H184L185 251H186V249H185V247H184V251L182 250V247L180 246L181 244V242L179 243V240H181V237L179 236L180 234H187V232H185V229L183 230V229H181L178 225V227L181 229V231L183 230V232H179V235H175V236H178V237H175V239H177V243L176 242H174L173 243V241L175 240V239H173V241H172V243L173 244H175V245H177L178 247H181V248H178L181 252L183 251V255H185V256H187V260H189V257H190V259L192 260V263H186V264H203V262L204 261H206V260H204L206 257H204L203 256V254L205 255L207 252H209L208 250L210 249V251L213 253L214 251H213V249L214 248H216V252H214V254H212L213 256L210 258V261H209V263H212V264H250L249 262H247V260H248V258H250V260H251V258L253 259V261H252V263H254V264H264V261L263 260H261V259H259L258 258V255L257 254H255L254 252H256V251H254V252H252L251 254H252V256L250 255V254H246L247 256L248 255H250V256H248V258H247V256H246V258L245 259H243L244 261H246V262H242L243 260L241 259L242 258V255H241V257H240V259L242 260V261H240L239 260V257H238V259L236 260L235 258L237 257V256H239V254L240 253H242V250L240 249V247H241V242H243L244 240H243V237L241 238L240 236H238V235H235V234H238L239 232L236 230L237 229V227L245 220V219H243L244 217H247V216H245L248 212H250L251 211V209L253 208H255V207H257L256 205H254L253 207L251 206V208H248V209H250L249 211L247 210V208H245L246 210H244L243 208H244V204H246V203H248V202H244L245 201V199H247L246 197H245V199H243V198H241L242 199V201L244 202V204H239V203H237V202H235V197L237 198V196L236 195H234L235 194V192L238 190V184L240 183V182H238V184L236 183L235 184V186H233L234 185V183L236 182V181H239V180H236V176L239 178V174L237 173L238 172V170H239V173H241L240 172V169H236V167H235V165L233 166V168L235 167V172L238 174V175H236V176H234V181H231L232 182V186L230 185V181H229V179H228V184H229V186H231V188H233L232 190H234V194L232 193V191H231V194H233L232 196H230V198H231V201L229 200V199H224V198H222V199H224V200H227L226 202H229L230 201V205H229V208H231V211L233 210V209H235L236 211H239V210H237V209H241L240 211H239V213L241 212V213H245V211L247 212L245 215H242V217L239 215H236L235 213H234V211H232L233 212V214H235L236 216L234 217V218H230L232 221L231 222H233L234 223V227L232 226H228V227H230V228H228V227H226L225 225H226V222L228 221V219L227 218H229V216H228V214H229V212L228 213H226V210L228 209V205H226L227 203H224L226 206H227V209L226 210H224L225 212L224 213H226L225 215H226V219H227V221L226 222H224V220H225V216H223L224 214L222 213H220L219 211H217L218 210V208L219 209H222V205H223V203H222V200H221V203L222 204H220V202L218 203L217 201L218 200H220L219 198L220 197H218V192H219V189H221V184H220V188H219V185H218V182H217V180H218V178L216 179V177H213V176H215L216 174H217V176L219 175V173H223L222 171L220 172V171H218L219 173H212L213 174V176L211 175V171L210 170H207L208 171V173H209V175H210V177H208V175H206L208 178H206V179H208V180H203L202 181V179H204V173L206 172L204 169H203V167H202V165H199V166H201L202 168H200V169H198V168H196V170L198 169V171H196L195 170V168H194ZM197 167H198V164L196 165ZM206 166V167H205ZM208 166V167H207ZM217 166H219V167H217ZM244 166V165H243ZM246 166H244V167H246ZM264 166V165H263ZM16 168V169H20V168ZM173 167V166H172ZM176 167H178V166H176ZM181 167V168H180ZM232 167V166H231ZM243 167V168H244ZM0 168H2V163L0 164ZM11 168V167H10ZM14 168V167H13ZM65 170H66V166H64L63 167ZM132 168H134V169H132ZM146 168V167H145ZM164 168V167H163ZM169 168V167H168ZM175 168V167H174ZM184 168H185V166H184ZM188 168V167H187ZM194 168V169H193ZM248 168V167H247ZM247 168H245V170L247 169ZM251 168V167H250ZM15 169V168H14ZM14 169H13V171H14ZM22 169V168H21ZM20 169V170H21ZM56 169V168H55ZM74 170H76L77 171V169H76V167L75 168H73ZM81 169H84V168H82L81 167ZM88 169V168H87ZM88 169V170H89ZM104 169V168H103ZM142 168H140L139 170L141 171V172H143V169L141 170ZM155 169H157V168H155ZM190 169H192V170H190ZM231 169V168H230ZM241 169H242V167H241ZM255 169H256V171H255ZM262 169H263V167H262ZM9 170V169H8ZM11 170V169H10ZM73 170V176H75V172L76 171H74ZM92 170V171H93ZM99 170V169H98ZM132 170H134L135 171V173L134 172H132ZM169 170H170V168H169ZM166 171L167 173L166 174H164V175H167L168 174V176L170 175L169 174V172L170 171ZM188 170V169H187ZM186 170V171H187ZM227 170H228V168H227ZM243 170V169H242ZM252 170V169H251ZM0 171H1V169H0ZM59 171H62L61 169L59 170ZM64 171V170H63ZM62 171V172H63ZM67 171V170H66ZM65 171V172H66ZM72 171V170H71ZM81 171V170H80ZM90 171V170H89ZM101 171V170H100ZM100 171H96V173H99ZM103 171V170H102ZM139 171V172H140ZM175 171H177V170H175ZM205 171V172H204ZM232 171V170H231ZM234 171V170H233ZM233 171H232V173H233ZM260 171V170H259ZM257 172L256 173V175L258 174V173H260V172ZM262 171V170H261ZM20 172V171H19ZM68 172V171H67ZM82 172V171H81ZM84 172V171H83ZM171 172H173V169H172V171ZM183 172V171H182ZM213 172V171H212ZM216 172V171H215ZM227 172V171H226ZM234 172V173H235ZM247 171H245V173H246ZM12 173V172H11ZM14 173V172H13ZM15 173H18L17 172V170L15 171ZM45 173H47V174H45ZM86 173H88V171L86 172ZM103 173V172H102ZM154 173H155V171H154ZM153 173V174H154ZM175 173V172H174ZM178 173V172H177ZM244 173V172H243ZM249 173V172H248ZM250 173H251V171H250ZM249 173V174H250ZM263 172H261V174H262ZM1 175H3V173H0ZM27 174V173H26ZM25 174V175H26ZM44 174H45V177H47V179H48V182H46V179H45V177H44ZM71 174V177H72V172L70 173ZM69 174V175H70ZM79 174H82V173H79ZM139 174V173H138ZM156 174L158 175V173L156 172ZM176 174V173H175ZM175 174H173V176L175 177ZM179 174V173H178ZM185 174H187L188 175V173H184L183 175H185ZM206 174H207V172H206ZM248 174V175H249ZM252 174V173H251ZM250 174V175H251ZM264 174V173H263ZM18 175H20V174H15L14 176H18ZM142 175H140L139 174V176H142ZM151 175H152V173H151ZM156 175V176H157ZM180 176V178H183V177H181V173L179 174ZM187 175H185V176H187ZM227 175V174H226ZM231 175V174H230ZM234 175V174H233ZM245 175V176H244ZM243 176L244 177H246L247 178V174H244ZM255 175V174H254ZM259 175V174H258ZM12 176H13V174H12ZM22 176V175H21ZM50 176V177H49ZM68 176V175H67ZM77 176V175H76ZM98 176H99V174H98ZM97 175H96V178L95 177H93V178H95L96 180L97 179H100V180H98L99 182V184L98 183H96L97 185H100L102 182H103V180H104V178H103V180H102V178H97L98 177ZM113 176H115V178L116 179H113ZM139 176H138V178H139ZM156 176H154V177H156ZM160 176V175H159ZM171 176V175H170ZM169 176V177H170ZM212 176V177H211ZM220 176H221V174H220ZM242 176V177H243ZM261 176V175H260ZM8 177V176H7ZM28 177V176H27ZM52 177V178H51ZM64 177V176H63ZM80 177V176H79ZM90 177V176H89ZM88 177V178H89ZM99 177H101V175L99 176ZM104 177V176H103ZM137 177V176H136ZM158 177V176H157ZM178 177V175L176 174V177L174 178V179H176ZM222 177H225V176H222ZM3 178V177H2ZM14 177H12V179H13ZM17 178V177H16ZM19 178V177H18ZM21 178H23V177H21ZM21 178L20 179H17V180H21ZM51 178V179H50ZM58 178H61V177H58ZM78 178V177H77ZM87 178V179H88ZM92 178V180H94L95 181V179H93ZM151 178H153V177H151ZM165 178H167L166 176H165ZM221 178V177H220ZM229 178H230V176H229ZM237 178V179H238ZM257 178V177H256ZM260 178V177H259ZM259 178H257V182L258 181H260L259 180ZM11 179V180H12ZM15 179V178H14ZM14 179L12 180V181H14ZM25 179V178H24ZM49 179H50V181L52 182H49ZM53 179V180H52ZM65 179V178H64ZM66 179H68V178H66ZM65 179V180H66ZM70 179H72V178H70ZM86 179V178H85ZM148 179V180H147ZM160 179V178H159ZM169 179V178H168ZM171 179V178H170ZM169 179V180H170ZM174 179L172 180L171 179V181H173V183H174ZM225 179H227V178H225ZM232 179V180H233ZM245 179V178H244ZM248 179H251V178H248ZM260 179H262V178H260ZM10 180V181H11ZM38 180H39V182H40V185L39 184H37V183H39L38 182ZM89 180V179H88ZM89 181L88 183H89V185H90V183L92 184L94 181ZM113 180V181H112ZM139 180V179H138ZM165 180V179H164ZM167 180V179H166ZM168 180V181H169ZM178 179H176V181H177ZM180 180V179H179ZM198 180V181H197ZM231 180V179H230ZM242 180V179H241ZM6 182L8 181V178H7V180H5ZM25 181H27V180H25ZM70 181H72V180H70ZM69 181V182H70ZM82 181V180H81ZM79 179H78V184L81 182ZM85 181V180H84ZM84 181H82L81 182V184L84 182ZM108 181V182H107ZM147 181V182H146ZM244 181H247V180H244ZM255 181V182H256ZM27 182H29V181H27ZM107 182V183H106ZM157 182H160V180H158ZM167 182V181H166ZM199 182V183H200ZM227 182V181H226ZM243 182V181H242ZM250 182V181H249ZM262 182H264V179H263V181ZM262 182H258L259 183V185H263L264 183H262ZM14 183H15V181H14ZM32 183V182H31ZM55 183H56V181H55ZM54 183V184H55ZM85 183V182H84ZM87 183V184H88ZM152 183H149V184H152ZM189 183V182H188ZM198 183V184H199ZM27 184V183H26ZM80 184V185H81ZM157 184H160V183H157ZM167 184V183H166ZM171 184V182L169 183V185ZM175 184V183H174ZM200 184V185H201ZM228 184H227V186H228ZM241 184V183H240ZM22 185H24L23 184V182H22ZM39 185V186H38ZM80 185H78L79 187H77V188H80ZM85 185V184H84ZM95 185V184H94ZM93 185V186H94ZM109 185V184H108ZM168 185V184H167ZM166 185V186H167ZM173 185V184H172ZM258 185V184H257ZM85 186H87V185H85ZM110 186V185H109ZM156 186V185H155ZM160 186V188L162 189V187H161V184L159 185ZM159 186H157V187H159ZM162 186H163V184H162ZM164 186H165V184H164ZM164 186H163V189H164ZM175 186V189L178 191V189H177V186H176V184L174 185ZM189 186H190V184H189ZM222 186H224L225 187V185H222ZM254 186V184L252 185V188L254 189L255 187H253ZM264 186V185H263ZM41 189H40V188ZM44 187V186H43ZM46 187V186H45ZM45 187H44V189H45ZM53 187H56V185L55 186H53ZM52 187V188H53ZM84 187V186H83ZM90 187V188H89ZM88 188L90 189V190H92V188H94V187H92L91 188V185L89 186ZM95 187H96V185H95ZM98 187V186H97ZM102 187V186H101ZM101 187H98V189H102ZM108 187V186H107ZM182 187V188H181ZM191 187H192V185H191ZM204 186H202L201 188H203ZM223 187V188H224ZM239 187H241V186H239ZM245 186L243 185V188H244ZM47 188V187H46ZM77 188H75V189H77ZM86 188V187H85ZM226 188V187H225ZM231 188H230V190H231ZM242 188V187H241ZM260 187H258V188H256L255 190L256 191H254L253 192V190H251L252 191V193H255V194H258V189H259ZM262 188V187H261ZM260 188V189H261ZM48 189V188H47ZM89 189H87L86 188V191H84V192H86L85 194V196L86 197H83V199H85V202H87V203H85L84 202V204L86 205L87 204V209H85V213H86V216H85V214L83 215L82 214V211L83 210H79V209H77V210H79V212H81V214L83 215V220L85 219L86 221H87V219H89L90 220V215L92 214V207L94 206L93 205V203H95V202H97V201H94L93 200V198H99V197H97V193H100L101 192V194H102V191H100L99 192V190L97 189V188H95L96 190H98V192L97 191H95V192H89L90 190ZM104 189H105V192H107V189L104 187ZM192 189V190H191ZM244 189H246V188H244ZM262 189H264V187L262 188ZM41 192H39V191ZM65 190H67V189H65ZM68 190H69V188H68ZM79 190H81V188L79 189ZM79 190H77V192L79 191ZM84 190V189H83ZM103 190V189H102ZM112 190H114V189H111L110 191H112ZM124 190H126V191H124ZM165 190H167L166 189V187H165ZM169 190L170 191H172L170 194H171V196H172V194H175V195H177V193L180 191H178V192H174V190L172 189H170L169 188ZM169 190H167V191H169ZM198 190H201V192L202 191H204V193L202 192H198ZM223 190V189H222ZM226 190H228V188L226 189ZM226 190H224V191H226ZM72 193H71V195H75L77 192L74 190V189H72L71 188V190H70ZM117 191V190H116ZM169 191V192H170ZM195 191H197L198 192V196L197 197H199V198H197V199H199L200 201L199 202H204L205 201V203H203L204 204V206L205 207H207L206 206V203H208V202H210L211 203V199L213 198L214 200L212 201V202H214V204H216V207H217V205L218 204H220L221 206H218L217 207V209H216V211L214 212L213 210H211L210 209V212H211V214L209 215L211 218H209V217H206V216H208V215H205V209L203 208L204 206H201L200 205V203H199V207L197 206V203H196V201H195V203H196V207L194 206L195 205V203H194V200H196V199H194L193 197H196V194H194L195 193ZM251 191L249 190V192L251 193ZM260 191H262V190H260ZM40 194H39V193ZM47 192V191H46ZM75 192V194H73ZM82 191H80V193H81ZM97 192V193H96ZM103 192H104V190H103ZM104 192V193H105ZM181 192H183L182 190H181ZM248 192V191H247ZM257 192V193H256ZM263 193H264V191H262ZM67 193H68V191H67ZM67 193H66V195H67ZM111 192H109V194H110ZM112 193H115V190L114 191H112ZM111 193V194H112ZM118 193H120V191L119 192H117V194ZM226 193H227V191H226ZM230 192L228 191V194H229ZM238 193V192H237ZM236 193V194H237ZM251 193V194H252ZM64 194V193H63ZM78 194V193H77ZM82 194H84V193H82ZM100 194V195H101ZM108 194V192L106 193V195ZM109 194H108V196H109ZM178 194H180L181 195V193L179 192ZM186 194H189V196L187 195V197H185L186 196ZM192 195V198L190 197L191 195ZM195 196H194V195ZM228 194H227V196H228ZM245 194H246V190H245ZM259 194H261V192H259ZM62 195V194H61ZM69 195V194H68ZM115 195H116V193H115ZM179 195V196H180ZM185 195V196H184ZM202 195V196H201ZM203 195H205V196H203ZM226 195V194H225ZM224 195V196H225ZM238 195V199L240 200V195L239 194H237ZM264 195V194H263ZM28 196L30 197V201L29 202H26V199L28 198ZM42 196V197H43ZM57 198L59 197V195L57 196V194L55 195ZM77 196H79V194L77 195ZM81 196V195H80ZM96 196V197H95ZM99 196V195H98ZM167 196V194L165 195V197ZM178 196V195H177ZM243 196H244V194H243ZM248 196L250 197V195L248 194ZM254 196H256V195H253V196H251V197H253L254 198ZM260 196V195H259ZM38 197V198H37ZM55 197V198H56ZM104 198L106 197V196H103ZM113 197V196H112ZM111 197V198H112ZM168 197V199L170 198L169 196H167ZM176 196H174L173 197V199H176L175 198ZM181 197V196H180ZM189 197V198H188ZM203 198V200L204 201H201L202 200V198ZM209 198V200H208V198ZM229 197V196H228ZM228 197H226V198H228ZM242 197V196H241ZM257 197V196H256ZM60 198V197H59ZM66 199H67V197H65ZM81 198H82V196H81ZM108 198V200H109V198L110 197H107ZM110 198V200L112 201L113 200V198L111 199ZM116 199H118L117 198V196L115 197ZM162 198V197H161ZM187 198H188V200H187ZM206 198H207V200H208V202H206ZM211 198V199H210ZM258 198H260V199H263L262 198V194H261V196L260 197H258ZM41 199V198H40ZM51 199H53L54 200V194H53V196H51ZM71 199H73V197L71 198ZM77 199V198H76ZM99 199H101V198H99ZM98 199V200H99ZM106 199V198H105ZM172 199V197L170 198V200ZM178 199V198H177ZM176 199V200H177ZM181 199V198H180ZM192 201V203H194V205H192V203H191V201ZM251 199V198H250ZM250 199H247V200H250ZM260 199H258V200H260ZM38 200V201H37ZM67 200H70V199H67ZM103 200V199H102ZM223 200V201H224ZM229 200V201H228ZM253 200V199H252ZM255 200V199H254ZM51 201V200H50ZM57 201V200H56ZM63 201H65L66 203H67V205L66 206H68L69 208H70V203L72 204V205H74L72 202H70V201H68L69 202V204H68V202L66 201V200H63ZM63 201H61V202H63ZM81 201V200H80ZM83 201V200H82ZM81 201V202H82ZM101 201V200H100ZM105 201V200H104ZM111 201H109V202H111ZM116 200L114 199V202H115ZM135 201V202H134ZM168 201V200H167ZM183 201H184V199H183ZM251 201V200H250ZM257 201V200H256ZM255 201V202H256ZM263 202H264V200H262ZM52 202V201H51ZM54 202V201H53ZM77 202V201H76ZM79 202V201H78ZM106 202H107V200H106ZM122 202V203H123ZM172 202V201H171ZM172 202V203H173ZM225 202V201H224ZM241 202V201H240ZM242 202V203H243ZM252 203L254 202V201H251ZM250 202V204H252ZM263 202H262V204L260 203V201H258V204L259 205H261V206H264L263 205ZM23 203H24V205H23ZM40 203H41V207H40ZM59 203V202H58ZM98 203V202H97ZM100 203H102V204H100ZM99 204H96V205H104L103 203H105V202H103V201H101ZM112 203V202H111ZM132 203V204H133ZM183 203H185V202H183ZM201 203V204H202ZM209 203V204H210ZM44 204H46V205H44ZM62 206L64 205V203H60ZM60 204H58V206H61ZM79 204V206L82 204H80V203H78ZM78 204H76V207H79V206H77ZM108 204V203H107ZM106 203H105V205L104 206H111V204L109 203V205H107ZM163 204V203H162ZM176 204V205H175ZM208 204V205H209ZM51 205H55V204H51ZM64 205V206H65ZM71 205V206H72ZM85 205H81L80 207H82V206H84V208H85ZM134 205V206H135ZM213 205V204H212ZM211 205V206H212ZM244 205V206H243ZM248 205V204H247ZM45 206V207H44ZM46 206H48V207H46ZM61 206V207H62ZM100 206V207H101ZM135 206V207H136ZM165 206V205H164ZM225 206V207H226ZM242 206H243V208H242ZM73 207V206H72ZM79 207V208H80ZM127 207V206H126ZM133 207V206H132ZM134 207V211H135V209L137 208H135ZM158 207V206H157ZM209 207V206H208ZM207 207V208H208ZM215 207V208H216ZM221 207V208H220ZM46 208H47V210H46ZM58 209H59V207H57ZM64 208V207H63ZM65 208H67V207H65ZM83 208V209H84ZM102 208H103V206L99 209V208H97L96 209V211L95 210H93V212H96L95 214H97L98 213V211L99 210H102ZM109 208V207H108ZM107 207H106V209H104L103 211H107V209H108ZM159 209H160V207H158ZM161 208H163L162 206H161ZM212 208V207H211ZM50 209V210H49ZM57 209V210H58ZM73 209H75V208H73ZM75 209V210H76ZM82 209V208H81ZM94 209H95V207H94ZM110 209V208H109ZM155 209V208H154ZM158 209V211H157V209H156V212L158 213H161L160 211H161V209L159 210ZM214 209V208H213ZM256 209V211H258L257 209H258V207L257 208H255ZM254 209V210H255ZM56 210V211H57ZM65 210V209H64ZM67 210V209H66ZM65 210V211H66ZM122 210V209H121ZM125 210H127V209H123V211L124 212H126ZM131 210H133V208L131 209ZM131 210H128L129 211V214L130 213H133ZM207 210H209V209H207ZM73 211V210H72ZM102 211V212H103ZM123 211H121L122 212V214H120L121 212L120 211H118L119 213H117V217H118V215H122L123 216ZM131 211V212H130ZM146 211V210H145ZM150 211V210H149ZM148 211V214H150V212ZM163 211L164 210H162V213H163ZM253 211V210H252ZM252 211H251V213H252ZM101 212V213H102ZM117 212V211H116ZM138 212V211H137ZM155 210H154V215H155ZM219 212V213H218ZM254 212V211H253ZM259 212V211H258ZM257 212V213H258ZM72 213H75V212H72ZM78 215L80 214V213H78V212H76ZM103 213H105V212H103ZM102 213V214H103ZM169 213V214H170ZM207 213H209V212H206V214ZM240 213V214H241ZM100 214V213H99ZM111 214V213H110ZM125 215H126V213H124ZM136 214V212H134V214L133 215H135ZM147 214V213H146ZM216 214H220V215H216ZM232 214V213H231ZM261 214V213H260ZM47 217V218H45V216ZM57 215L59 216V213H58V211H57ZM72 215V214H71ZM76 215V214H75ZM78 215H76L77 217H78ZM98 215V214H97ZM97 215H95V216H97ZM114 215H116V214H114ZM132 215V214H131ZM131 215H128V217L130 218V216ZM137 215H135L136 217H137ZM153 217H154V215L153 214H151ZM156 215H159V214H156ZM255 215H258V214H255ZM262 215V214H261ZM74 216V215H73ZM87 217V218H85V217ZM91 216H94V214L93 215H91ZM99 216V215H98ZM103 216V215H102ZM112 216V215H111ZM134 216V217H135ZM152 216H150V217H152ZM160 216H162V215H160ZM164 216V215H163ZM162 216V217H163ZM220 216V217H219ZM232 216H234V215H232ZM20 217V218H19ZM57 217V216H56ZM60 218H61V216H59ZM109 218H110V216H108ZM116 217V218H117ZM125 217H127V216H125ZM134 217H132V218H134ZM147 217V216H146ZM219 217V218H218ZM256 217V216H255ZM45 218V219H44ZM65 218H69V217H65ZM119 218H120V216H119ZM118 218V219H119ZM131 218V219H132ZM139 220H136L135 222L137 223V228L138 227H140L139 226V222L141 221V218L140 217H137ZM172 218V219H171ZM219 220H218V219ZM221 218V219H220ZM254 218V217H253ZM252 218V219H253ZM258 218H260L259 217V215H258ZM257 217H256V219H258ZM53 219H56L54 222H53ZM77 219H79V218H77ZM98 219V218H97ZM125 219V218H124ZM134 219H136V218H134ZM155 220H156V218H154ZM153 219V220H154ZM159 218H158V216H157V221L159 222V220H158ZM168 219H166V220H168ZM249 219V217L245 220V221H247ZM251 219V218H250ZM261 219H263L262 217H261ZM261 219H260V221H261ZM17 220H19V221H17ZM73 220V219H72ZM71 220V221H72ZM120 220V219H119ZM122 220V219H121ZM120 220V221H121ZM130 219H128L127 221H129ZM133 220V219H132ZM155 220L153 221V224L155 223ZM163 220H165V219H163ZM166 220L165 221H162V219H161V221L162 222H166ZM221 220V222H223V223H221V222H219ZM255 220V219H254ZM21 221V222H20ZM58 221V220H57ZM119 221V222H120ZM134 221V220H133ZM132 221V222H133ZM148 221H149V219H148ZM156 221V223L155 224H157L158 222ZM160 221V223H162ZM174 221H173V223H174ZM244 221V222H245ZM260 221H257L256 220V223H258V222H260ZM262 221H264V220H262ZM261 221V222H262ZM33 222V223H32ZM89 222V221H88ZM95 222H97V221H95ZM99 222V221H98ZM106 222V225H107V223H108V220L107 221H105ZM118 222V223H119ZM123 222V221H122ZM126 222V221H125ZM135 222H134V224H133V226H134V229L136 228V224H135ZM150 222V221H149ZM152 222V221H151ZM169 222V220H168V223H170ZM229 222H230V220H229ZM247 222H249V221H247ZM253 222V221H252ZM251 221H250V224L252 225L253 223H252ZM255 222V221H254ZM11 223V224H12ZM32 223V224H31ZM37 223H36V226H37ZM72 223V222H71ZM70 223V224H71ZM78 223H80V222H78ZM100 223V222H99ZM111 223V222H110ZM110 223H108V224H110ZM131 223V222H130ZM144 223V222H143ZM141 224V227L142 226H149V225H152V223L150 224L149 223V225H147V223L145 224ZM159 223V224H160ZM167 223V225H169ZM220 223V224H219ZM228 223V222H227ZM255 223V225H259V224H256ZM39 224V223H38ZM61 224H63V226H65L66 224H64V223H61ZM97 224V223H96ZM103 224H105V223H103ZM120 224H121V222H120ZM128 224H129V222H128ZM163 224V223H162ZM172 224V223H171ZM170 224V225H171ZM175 224V225H176ZM223 224V225H222ZM249 224V223H248ZM248 224H246L245 223V226H247ZM263 224V223H262ZM20 225V224H19ZM68 225V224H67ZM98 225V224H97ZM105 225V226H106ZM116 225V224H115ZM124 224L122 223V225L121 226H123ZM129 225H131V224H129ZM169 225V227H168V229H170L169 231H174V234H175V230H177V229H179L177 226H176V228H175V230H174V228L172 229V228H170V227H173V226H170ZM230 225V224H229ZM254 225V226H255ZM34 226V228L33 229H35V225H33ZM70 226V225H69ZM91 226V225H90ZM94 226H95V224H94ZM93 226V227H94ZM126 226H128V225H126ZM144 226V227H145ZM156 226V225H155ZM160 227H161V225H159ZM249 226V225H248ZM260 226H261V224H260ZM263 226V225H262ZM43 226H41V228H42ZM113 227V226H112ZM140 227V228H141ZM150 227V226H149ZM160 227H159V229H158V227H157V229L158 230H160ZM163 227H165L164 225H163ZM163 227L161 228V229H163ZM256 227V226H255ZM257 227H259V226H257ZM14 229V227L12 228L13 230H17L16 232H17V234L16 233H14L12 230V234L14 233V234H16V235H18L19 234V231H18V229ZM48 228L49 227H47V231H45V233L47 234V232H49V230H48ZM64 228V227H63ZM107 227H105V229H106ZM111 228V227H110ZM115 228H116V226H115ZM120 228V225H118V229ZM125 228H127V227H125ZM130 228H131V226H130ZM139 228V231L136 229V231H138V232H136L135 234H136V237H141L140 239H143V236H144V234H145V232L146 231H144V234H143V236L142 235H139V234H142V233H140V229ZM151 228V227H150ZM150 228H148V230L149 231H153L154 229H150ZM153 228H156V227H154L153 226ZM248 228V227H247ZM262 228V227H261ZM261 228L259 229V228H257V229H259L258 230V232L260 233V230H261ZM33 229H32V231H33ZM39 229H40V227H39ZM38 229V230H39ZM71 229V228H70ZM85 230H86V228H84ZM89 229V228H88ZM101 229V226L99 227V228H97V232H99V230ZM108 229V228H107ZM106 229V230H107ZM143 229V228H142ZM156 229V230H157ZM165 230H167V231H164L163 230V232H168V229H166V228H164ZM254 229V228H253ZM253 229H252V227H251V232L252 233H254L253 232ZM264 229V228H263ZM59 230H61V231H59ZM65 230L66 231H68V228H67V226H66V228H65ZM64 230V231H65ZM84 230V231H85ZM94 230V229H93ZM103 230V229H102ZM102 230H100V231H102ZM111 230H114V227H113V229H111ZM145 230V229H144ZM147 230V229H146ZM249 230V229H248ZM44 231V230H43ZM65 231V232H66ZM72 231H75V230H71V233H72ZM78 231V230H77ZM116 231H117V229H116ZM130 231H131V229H130ZM149 231H148V233H149ZM255 231H256V228H255ZM22 232H20V233H22ZM33 232H35V231H33ZM32 232V233H33ZM60 233V235L62 236H60L59 235V237H57V238H63V240H65L64 239V235H62V234H67V232L65 233ZM114 232V231H113ZM120 232V231H119ZM129 232V231H128ZM134 232V231H133ZM153 232H155V230L153 231ZM152 232V233H153ZM196 232V233H195ZM198 232V233H197ZM238 232V233H237ZM251 232H249L250 234H251ZM257 231H256V233H258ZM263 232V231H262ZM262 232H261V235H262ZM22 233V234H23ZM32 233H30V235L32 234ZM69 233V232H68ZM118 233V232H117ZM132 233V232H131ZM148 233H146V234H148ZM171 233H173V232H171ZM177 233V232H176ZM191 233V234H192ZM201 233V234H200ZM241 233H243V231H241ZM244 233H247V232H244ZM258 233V234H259ZM21 234V235H22ZM38 234V233H37ZM80 234H81V232H80ZM79 234V235H80ZM102 234V233H101ZM150 234V233H149ZM164 234V233H163ZM162 234V235H163ZM173 234V235H174ZM200 236H199V235ZM231 234H232V236H231ZM11 235V234H10ZM9 235V236H10ZM29 235V234H28ZM27 235V236H28ZM33 235V234H32ZM36 235V234H35ZM52 235V236H53ZM70 235H72V234H70ZM78 235V234H77ZM131 235H133V234H131ZM190 235V234H189ZM218 235V236H217ZM243 235V234H242ZM253 235H256V234H253ZM253 235H250L251 237H253ZM8 235H6V237H7ZM22 236H25V234H23ZM27 236H25L26 238H28ZM56 236V235H55ZM54 236V238H56ZM67 236V238H68V236L69 235H66ZM76 236V235H75ZM105 236V235H104ZM113 236V235H112ZM128 236V235H127ZM135 236V235H134ZM133 236V237H134ZM148 236V235H147ZM144 237V239H146V238H149V237ZM150 236H153V234L151 235L150 234ZM171 236V235H170ZM190 236H193V234L192 235H190ZM186 237V239L188 240V242L187 243H189L190 242V244H188L189 246H191V241H192V238L191 237ZM199 236V237H198ZM245 236V235H244ZM14 237H15V235H14ZM17 237V236H16ZM19 237H20V235H19ZM29 237H31V236H29ZM39 237H41L40 235H39ZM93 237V236H92ZM110 237V236H109ZM108 237V238H109ZM119 237V236H118ZM123 237V236H122ZM129 237V236H128ZM158 237V236H157ZM163 236H161V238H162ZM173 237V236H172ZM171 237V238H172ZM184 237V236H183ZM245 237H247V234H246V236ZM251 237H249L248 236V238L250 239ZM255 237V236H254ZM253 237V238H254ZM9 238H11V236L9 237ZM12 238H13V236H12ZM26 238H21V239H26ZM38 238V237H37ZM42 238V237H41ZM41 238L39 239V240H41ZM47 238H49V237H47ZM56 238V239H57ZM66 238V237H65ZM66 238V239H67ZM79 238V237H78ZM89 238V237H88ZM98 238V237H97ZM151 238V237H150ZM147 239V241L148 240H151V239ZM153 238V237H152ZM159 238V237H158ZM167 238V237H166ZM170 238V237H169ZM169 238H167L168 239V241H169ZM170 238V239H171ZM189 238H191L190 240H189ZM194 238V237H193ZM255 238H257V235H256V237ZM254 238V239H255ZM260 238V237H259ZM15 239V238H14ZM17 239H18V237H17ZM20 239V238H19ZM43 239H45V238H43ZM56 239H54V241H56ZM157 239V238H156ZM179 239V240H178ZM231 239V241H229ZM254 239H250L251 241H253ZM263 239H264V237H263ZM5 240H7V239H5ZM5 240H3V242L5 241ZM8 240H10V239H8ZM8 240H7V242H8ZM23 240H21V241H23ZM27 240V239H26ZM28 240H32L33 241V239L32 238H29ZM34 240H35V237H34ZM38 240V241H39ZM61 241H62V239H60ZM60 240L58 239V241L60 242ZM79 240V239H78ZM155 239H152L151 241H149V242H152V241H154ZM172 240V239H171ZM185 239H183V240H181L182 242L184 241ZM195 240H197V241H195ZM205 240V241H204ZM207 240H208V242H207ZM259 240V239H258ZM261 240L262 239H260V242H261ZM14 241H16V240H14ZM17 241H19V240H17ZM36 241V240H35ZM37 241V242H38ZM46 241V240H45ZM57 241V242H58ZM67 242H68V240H66ZM70 241H71V238H70ZM113 241V240H112ZM121 241V240H120ZM145 240H143L142 241V243L144 242ZM201 241V242H200ZM248 241V240H247ZM251 241H249V243L251 242ZM1 243V245L3 244L4 245V247H3V245L1 246L2 248V250L4 249V248H8V247H5V246H8V245H10L11 243ZM11 242H12V240H11ZM28 242H30V241H28ZM34 242V241H33ZM33 242H32V250H33V246H34V248L36 247V244L35 245H33ZM54 243L55 244V246H56V244L59 246V244L58 243ZM65 242V241H64ZM63 242V243H64ZM82 242V241H81ZM156 242V241H155ZM186 242V241H185ZM185 242H183V245H185L184 243ZM205 242H207L206 244H204ZM231 242V243H230ZM14 243V242H13ZM23 243H25L24 241H23ZM39 243V242H38ZM41 243H43V242H41ZM49 243V245L51 246V244H50V242H48L47 241V243L46 244H48ZM140 243V242H139ZM172 243H171V245H172ZM178 243H179V245H178ZM187 243H186V245H187ZM253 244H254V242H252ZM251 243V244H252ZM257 243V242H256ZM30 244H31V242L29 243V245H28V243H27V245L28 246H30ZM45 244V243H44ZM54 244H52L53 246H54ZM61 244H62V242H61ZM81 244V243H80ZM79 244V245H80ZM88 244V243H87ZM136 244H137V242H136ZM151 244H152V247H151V249H152V251H153V249L154 248H156L154 245H153V243H150L149 245L151 246ZM167 244H169V243H167ZM194 243H193V245H195ZM203 244V245H202ZM12 245V244H11ZM10 245V246H11ZM15 245H17V243H15ZM63 245H65V246H67L66 245V243H64ZM71 245V244H70ZM78 245V244H77ZM76 245V246H77ZM103 245H104V243H103ZM116 245V244H115ZM122 245V244H121ZM120 245V246H121ZM139 245V244H138ZM138 245H137V247H138ZM142 245V244H141ZM140 245V246H141ZM144 245H147V244H144ZM144 245H142L143 246V248H148L147 246H145L144 247ZM170 245V244H169ZM171 245L169 246V250H170V247H171ZM197 245H195L194 247H196ZM205 245H208V247H211V248H213V249H211V248H209V249H207L206 247H205ZM28 246H26L25 245V247H28ZM39 246V244H37V247ZM40 246H43V245H41L40 244ZM45 246V245H44ZM44 246H43V248H44ZM58 246L56 247V249L58 248ZM62 246V245H61ZM61 246H59V247H61ZM106 246V245H105ZM112 246V245H111ZM139 246V247H140ZM141 246V247H142ZM259 246V245H258ZM16 247V246H15ZM46 247L48 248L49 246H47L46 245ZM68 247V246H67ZM67 247H66V250H67ZM79 247V246H78ZM81 247V246H80ZM79 247V248H80ZM110 247V246H109ZM119 247V246H118ZM167 247H168V245H167ZM166 247V248H167ZM192 247V246H191ZM198 247V246H197ZM202 247L205 249V251H204V249H202ZM246 247V246H245ZM259 247H261V245L259 246ZM9 248H14V247H9ZM8 248V249H9ZM29 249L31 248V246L30 247H28ZM42 247H41V250L43 249ZM53 249H55V247H52ZM81 248H83V247H81ZM80 248V249H81ZM101 248V247H100ZM126 247H119V248H116V249H114V254L117 252V251H119L120 249H122V251L123 252H126ZM135 248H136V246H135ZM256 248H258V247H256ZM263 248V247H262ZM17 249V248H16ZM28 249V250H29ZM36 250H37V248H35ZM38 249H40V248H38ZM48 249H51V248H48ZM85 249H87V248H85ZM93 249H95V248H93ZM106 249H107V247H106ZM201 249V250H200ZM23 250H26V248H24ZM23 250H22V252H23ZM60 250H61V248H60ZM59 249H57V251L55 250H53L55 253H53V254H51V253H49L48 252V250H47V252L49 253V254H51V257H52V255L54 256V258L52 257V259L56 262V258L58 257V256H60L59 257V259L61 258V253H64V252H61ZM64 250V249H63ZM62 250V251H63ZM71 250V249H70ZM73 250V249H72ZM71 250V251H72ZM101 250V249H100ZM111 250V249H110ZM109 250V252L111 253L112 251H110ZM137 250V249H136ZM215 250V249H214ZM241 250V251H240ZM244 250V249H243ZM245 250H247V249H245ZM249 250H251L250 248H249ZM248 250V251H249ZM259 250V249H258ZM1 251V250H0ZM31 251V250H30ZM27 252L29 255H30V253L31 252ZM34 251V250H33ZM32 251V252H33ZM43 251H44V249H43ZM43 251H41V252H43ZM60 251V254L58 253H56V252H59ZM71 251H67L68 253H70L71 255L73 254L74 255V253H71ZM76 250H73V252H75ZM106 251V250H105ZM108 251V250H107ZM121 251V250H120ZM135 251V250H134ZM157 251V250H156ZM238 251H240V252H238ZM248 251H245V252H247L248 253ZM261 251V250H260ZM5 252V251H4ZM8 252V251H7ZM10 252V251H9ZM45 252H46V250H45ZM67 252H66V255H69V254H67ZM82 252V251H81ZM84 252V251H83ZM82 252V253H83ZM133 252V251H132ZM147 252H149V249H147ZM167 252H168V249H167ZM177 252H179L178 250H177ZM176 252V257L175 258H177L178 257V254H179V256H180V253H177ZM211 252H210V254H211ZM244 252V251H243ZM244 252V253H245ZM251 252V251H250ZM262 252H264V250L262 251ZM1 254H0V256L2 255V251L0 252ZM26 253V254H27ZM35 253V252H34ZM34 253H33V255H34ZM37 253H39V254H41L40 252H37ZM37 253H35V254H37ZM76 253L78 254L79 252L78 251H76ZM76 253H75V255H76ZM98 253V252H97ZM118 253V252H117ZM138 253V252H137ZM160 253H161V251H160ZM164 253V252H163ZM169 253V252H168ZM238 253V254H237ZM6 254V253H5ZM15 254H18L19 255V253H16L15 252ZM48 254V255H49ZM80 254V253H79ZM125 253H123V255H124ZM164 254H166V253H164ZM264 254V253H263ZM11 255H13V254H11L10 253V256ZM38 255V254H37ZM44 255V254H43ZM45 255H47V254H45ZM63 255V254H62ZM65 255V257H67V258H69L68 256H66ZM74 255V256H75ZM87 255H88V253H87ZM120 255V254H119ZM123 255H121L122 257H123ZM161 255V254H160ZM4 256V255H3ZM2 256V257H3ZM16 256L17 255H15V257H11L12 259H6V258H2V257H0V264H23V261H22V259L21 258H16ZM28 256V255H27ZM26 256V257H27ZM35 256V255H34ZM40 256V255H39ZM38 256V257H39ZM57 256V257H56ZM78 256V255H77ZM113 256H115V255H113ZM116 256H118V255H116ZM124 256H126V255H124ZM128 256V255H127ZM126 256V257H127ZM142 256V255H141ZM161 256H165V255H161ZM169 256V255H168ZM199 256H202V257H200V258H198ZM205 256H207V255H205ZM208 256H211V255H209V253H208ZM7 257L8 258H10L8 255H7ZM49 257H50V255H49ZM49 257H46L47 259H46V262H47V264H51L50 262H52L51 260H49L50 258ZM63 257V256H62ZM72 257V256H71ZM84 257V256H83ZM90 257V256H89ZM107 257V256H106ZM110 257V256H109ZM118 257H120V256H118ZM118 257H113V258H118ZM167 257V256H166ZM165 257V258H166ZM174 257H171L170 256V258H174ZM204 257V258H203ZM245 257V256H244ZM30 258L32 259H35L34 257H32L31 255H30ZM41 258H42V256H41ZM64 258V257H63ZM62 258V259H63ZM66 258V259H67ZM85 258V257H84ZM99 258H101V257H99ZM105 258V257H104ZM104 258H101L100 260L102 261V260H105ZM111 259H112V257H110ZM125 258V257H124ZM133 258H134V256H133ZM147 258V257H146ZM149 258V257H148ZM163 258V257H162ZM186 258V257H185ZM213 258V259H212ZM28 259V258H27ZM26 259V261L28 262V260ZM30 260L29 262H30V264H36L37 262H39L40 260H38L37 262L35 261V260ZM43 259V258H42ZM42 259H41V261H42ZM78 258H76V260L75 261H77L78 262V260H77ZM81 259V258H80ZM86 259H87V257H86ZM94 259V258H93ZM111 259H109V261L111 260ZM127 259V258H126ZM126 259H124L125 261H126ZM130 259H132V258H130ZM154 259H156V257L154 258ZM212 259V260H211ZM247 259V260H246ZM36 260H37V256H36ZM44 260V259H43ZM47 260H49V261H47ZM64 260V259H63ZM70 260V259H69ZM74 260H73V262H74ZM99 260V261H100ZM108 260V259H107ZM113 260V259H112ZM120 260V259H119ZM123 260V262H125ZM129 260V259H128ZM140 260H141V258H140ZM145 260V259H144ZM147 260V259H146ZM204 260V261H203ZM57 261H58V258H57ZM87 261V260H86ZM99 261H98V263H99ZM108 261V262H109ZM118 261V260H117ZM143 261V260H142ZM148 261H149V259H148ZM168 261V260H167ZM173 261V260H172ZM178 261V260H177ZM29 262L28 263H26L25 262V264H29ZM44 262H45V260H44ZM45 262V263H46ZM49 262V263H48ZM54 262V264H56ZM72 262V263H73ZM77 262H74V263H77ZM80 262V261H79ZM83 262V261H82ZM81 262V263H82ZM97 261H95L94 263L93 262H91L90 264H95ZM112 263H113V261H111ZM143 262H145V261H143ZM170 262V261H169ZM174 262H176V261H174ZM173 262V263H174ZM184 262V259H183V261L180 263V264H182ZM187 262V261H186ZM191 262V261H190ZM43 263V262H42ZM41 263V264H42ZM44 263V264H45ZM67 263V262H66ZM70 263V262H69ZM83 263H85V262H83ZM98 263H96V264H98ZM101 264H102V262H100ZM99 263V264H100ZM115 263H117V262H115ZM147 263V262H146ZM145 263V264H146ZM152 263H153V261H152ZM158 263H160V262H158ZM177 263V262H176ZM179 263V262H178ZM207 263H208V260H207ZM207 263H205L204 262V264H207ZM251 263V264H252ZM39 264H40V262H39ZM53 264V263H52ZM64 264V263H63ZM71 264V263H70ZM79 264V263H78ZM85 264H87V263H85ZM89 264V263H88ZM103 264H104V262H103ZM106 264V263H105ZM114 264V263H113ZM119 264V263H118ZM120 264H122V263H120ZM126 264V263H125ZM130 264V263H129ZM133 264H143L142 262H138L137 263V261H136V263H133ZM185 264V263H184Z\"/></svg>",
	"mask_w": 264,
	"mask_h": 264
},
{
	"label": "crops",
	"instance_id": "crops-1",
	"mask_svg": "<svg viewBox=\"0 0 264 264\" xmlns=\"http://www.w3.org/2000/svg\"><path fill=\"white\" fill-rule=\"evenodd\" d=\"M185 232H187V231H185ZM184 233V232H183ZM192 233V232H191ZM190 233V231L189 232H187V234H180L179 235V233H177V234H174V235H172V234H169V235H167L166 237L167 238H171L172 236V240L169 238V241H168V239L166 238V237H163V238H161V240L160 241H158V244L157 245H155L154 244V246L156 247V248H154L153 249V251H152V249H151V247H149V245H148V243H145V244H147V245H145V246H147L148 248H144V257H145V263L146 264H160V263H162V264H180L182 261H183V259H184V262L182 263V264H186V263H192V260L190 259V257H189V260H187L188 258H187V256L189 255L190 256V253L191 254H199L200 255V253L202 252L203 253V251H200L199 252V246L201 247V244L199 245H197V244H195V243H199V240H198V242H194L193 241V239H195V238H197V237H195V236H197L196 234H195V236H194V233H192L193 234V236H190V235H192ZM190 234V235H189ZM171 235V236H170ZM175 235H179L180 237H181V240H183V239H185L183 242H185L184 244L185 245H183V242L181 241V240H179V243L181 244L180 246L182 247V250L184 251L185 249H186V251L184 252V253H189L187 256H185V255H183L182 253H183V251L181 252L178 248H181V247H178L177 245H175L177 242V239H175V237H178V236H175ZM175 236V237H174ZM184 236V237H183ZM191 237L192 238V241L190 240L191 238H189V240L192 242L191 243V246H189L188 244H190V242L189 243H187L188 242V238L186 239V237ZM194 237V238H193ZM199 237V236H198ZM179 238V237H178ZM173 239H175L174 241H173ZM172 241H173V243L174 242H176L175 244H173L172 243ZM195 241H197V240H195ZM201 242V241H200ZM167 243H169L170 245H171V243H172V245H171V247H170V250L171 251H169V253L167 252V249L169 250V244H167ZM179 243H178V245H179ZM186 243H187V245H186ZM193 243L195 244V245H197L196 247H194L195 245H193ZM204 243V242H203ZM207 242H205L204 244H206ZM208 244V243H207ZM161 245H164V247H162ZM167 245H168V247H167ZM203 245V244H202ZM207 246V247H206ZM167 247V248H166ZM184 247H185V249H184ZM205 247L208 249V245H205ZM205 248V249H206ZM147 249H149V252H147ZM202 249H204L203 247H202ZM205 249H204V251H205ZM206 249V250H207ZM121 250V251H120ZM119 251H117L116 253H115V255H118V256H120V257H118V256H116V257H118L117 258V260L119 261V264L120 263H122L123 264V260H124V255H123V253H125V252H123L122 251V249H120ZM157 250V251H156ZM177 250L179 251V252H177ZM201 250V249H200ZM160 251H161V253H160ZM166 253V254H164V253ZM176 252L177 253H180V256H179V254H178V257L177 258H175L176 257ZM120 254V255H119ZM165 255V256H161V255ZM195 254V255H196ZM197 254V255H198ZM121 255H123V257L121 256ZM136 255H137V253H136ZM169 255V256H168ZM175 257H174V256ZM205 255H207V256H205ZM203 254V256L204 257H206L204 260H206V261H204L205 263H207V258L209 257L208 256V254L206 253V254ZM167 256V257H166ZM170 256L171 257H174V258H170ZM147 257V258H146ZM149 257V258H148ZM156 257V259H154ZM163 257V258H162ZM166 257V258H165ZM186 257V258H185ZM200 257H202V256H199L198 258H200ZM203 257V258H204ZM211 257V256H210ZM70 259V260H69ZM74 258H73V254H72V257L70 256L68 259H65V260H67V263L65 262L64 264H70L69 262H71V260H73ZM120 259V260H119ZM134 259H137V257H134L132 260H134ZM147 259V260H146ZM148 259H149V261H148ZM160 260L162 261V262H160ZM168 260V261H167ZM173 260V261H172ZM178 260V261H177ZM135 261H138V260H135ZM152 261H153V263H152ZM170 261V262H169ZM174 261H176V262H174ZM187 261V262H186ZM191 261V262H190ZM158 262H160V263H158ZM174 262V263H173ZM179 262V263H178ZM204 262H203V264H204ZM26 263H28V262H26ZM130 264H133L134 262H129ZM128 263V264H129ZM23 264H25V262H23ZM29 264H30V262H29ZM127 264V263H126ZM207 264H212V263H207Z\"/></svg>",
	"mask_w": 264,
	"mask_h": 264
},
{
	"label": "flooded vegetation",
	"instance_id": "flooded-vegetation-1",
	"mask_svg": "<svg viewBox=\"0 0 264 264\" xmlns=\"http://www.w3.org/2000/svg\"><path fill=\"white\" fill-rule=\"evenodd\" d=\"M151 223H152V225H149V224H148L151 228H150L149 226H148V228H150V229H154L155 232H153L154 230H153V231H149L147 227L145 228V230L147 229V230H146V233H148V231H149V233H150L151 235L153 234V236H150L149 233H148V234H146V233H145V234L142 233V234H139V235H142V236H143V234H144L143 237H146V236L148 235L147 237H151V238H152V237H153V238H157V236L161 238V236L166 237V236L169 235V234H172V235L174 234V231H169V230H168V232H162V231L156 230L157 227H159L160 224H159V223L155 224L156 222L153 224V221L150 222V224H151ZM155 225H156V226H155ZM153 226L156 227V228H153ZM152 232H153V233H152ZM171 232H173V233H171ZM176 232L179 233V231H176ZM176 232H175V234H177ZM163 233H164V234H163ZM162 234H163V235H162ZM163 237H162V238H163ZM54 239H55V238H51V240H50V242H51V243H50L51 246H49L48 248H51V249H48L46 246H44V248H43V246H40V244H39L38 247H37V246L35 247V248H37V250L33 247V250H34V251L32 250V247L29 249L28 247H30V246H28L27 244H21V245L16 246V247H15V244H13V245H14V246H13L14 248H9V247H12V246H9V245H8V246H5V247H8L9 249H8V248H4L3 250L1 249L2 247H0V250L2 251V255H1L0 257H2V256L4 255L5 257H4V256H3V257L6 258V259L8 260V259H12L13 257H15V255H17L16 258H17V257H18V258H21L23 262H27L26 259L28 258L27 260H28V262H29L30 260H32V259L30 258V255H31L32 257L35 258V261H36V262H37L38 260H40V261H39L40 264H41L42 262H43L42 264H44V263L46 262V259H47L46 257H49V255H50V257H49L50 259H49V260H51V261L53 260L52 257L54 258V256H55L53 253H55L54 251H55V250L57 251V249L60 250V248H61V250H60L61 252H64V251H65L64 253H61V254H63V255H66V252H67V251L69 252V251L72 250L71 248H67V250H66V247H58V248L56 249L57 246H55V244H54V243H56V241H54ZM25 240H26V239H25ZM37 244H38V243H37ZM52 244H54V246H53ZM25 245L28 246V247H25ZM148 245H149V244H148ZM3 247H4V246H3ZM41 247L44 249V251H43V249L41 250ZM52 247H55V249H53ZM16 248H17V249H16ZM24 248H26V250H23ZM38 248H40V249H38ZM28 249H29V250H28ZM63 249H64V250H63ZM70 249H71V250H70ZM22 250H23V252H22ZM30 250H31V251H30ZM45 250H46V252H45ZM47 250H48L49 253L53 254L54 256L52 255V257H51V254H49V253L47 252ZM53 250H54V251H53ZM62 250H63V251H62ZM1 251H0V252H1ZM4 251H5V252H4ZM7 251H8V252H7ZM9 251H10V252H9ZM29 251L31 252L30 255L27 253V252H29ZM32 251H33V252H32ZM41 251H43V252H41ZM60 251H59V252H56V253H57V254H58V253L60 254ZM15 252H16V253H19V255H18V254H15ZM34 252H35V253L40 252L41 254L37 253V254H38V255H37V254H35ZM68 252H67V254H69L68 256H69V257L72 256V255H71L70 253H68ZM5 253H6V254H5ZM10 253L13 254V255L10 256ZM26 253H27V254H26ZM33 253H34L35 256L33 255ZM71 253H73V250L71 251ZM0 254H1V253H0ZM43 254H44V255H43ZM45 254H47V255H45ZM48 254H49V255H48ZM61 254H60V255H61ZM7 255H8L10 258H8ZM27 255H28V256H27ZM39 255H40V256H39ZM26 256H27V257H26ZM36 256H37V260H36ZM38 256H39V257H38ZM41 256H42V258L45 260V262H44V260L41 258ZM3 257H2V258H3ZM11 257H12V258H11ZM56 257H57V256H56ZM58 257H59V256H58ZM58 257H57V258H58ZM57 258H56V262L54 261L55 259H54L52 262H50L49 260H47V261H49L51 264H52V263L54 264V262H55L56 264H58V263H57ZM41 259H42V261H41ZM39 262H37L36 264H39ZM49 262H48V263H49ZM45 264H47V262H46ZM160 264H162V263H160Z\"/></svg>",
	"mask_w": 264,
	"mask_h": 264
}]
</instances>
